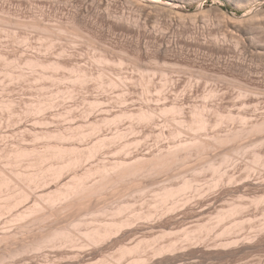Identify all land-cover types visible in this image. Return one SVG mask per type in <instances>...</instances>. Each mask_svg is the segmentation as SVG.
<instances>
[{"label":"bare ground","instance_id":"1","mask_svg":"<svg viewBox=\"0 0 264 264\" xmlns=\"http://www.w3.org/2000/svg\"><path fill=\"white\" fill-rule=\"evenodd\" d=\"M22 1V0H21ZM20 1V2H21ZM33 1H35V0H32V3H33ZM41 1L42 0H40V3H39V1H38V3L39 4H41ZM55 1V0H54ZM58 0H56V3H58V4H64V3H62V2H60V1H62V0H60L59 2H57ZM63 1H65V0H63ZM67 1L68 0H66V2H65V4L67 3ZM76 1V0H75ZM80 1V0H79ZM87 1V0H86ZM94 1H101V0H92V2H94ZM106 1V4L105 5H109V2H108V0H102L101 1V3H103L104 4V2ZM111 1V0H110ZM117 1V0H116ZM128 1V0H127ZM126 1V2H127ZM132 4H130V5H133L134 6V9H136V10H134L132 7L133 6H131V8L133 9V11L134 12H136V13H134V15H137V14H139V16L140 17H144L145 19H143V20H146V21H151L152 19H155V18H157V17H160V18H164V17H161V16H170V17H167V19L169 20L170 18H171V20H169L170 22H169V24L170 23H173V20L175 19V18H173L175 15L173 14V13H176V12H173L172 10H173V6H172V10L169 8V6L170 5H175L176 4V2H174L175 0H145V3H143V4H141V3H138V2H136L135 0H129ZM239 1V0H238ZM253 1V0H252ZM9 2H10V0H9ZM8 2V3H9ZM13 2V1H12ZM18 2H19V0H18ZM37 2V1H36ZM81 2V1H80ZM118 2V1H117ZM120 2V1H119ZM124 2H125V0H124ZM129 2V3H130ZM251 2V1H250ZM1 3V2H0ZM31 3V2H30ZM37 3V4H38ZM45 3V2H44ZM71 3V2H70ZM69 3V4H70ZM83 3H84V1H83ZM98 3V2H97ZM100 3V2H99ZM100 3V4H101ZM111 3V2H110ZM38 4V5H39ZM53 4V9L55 8V11H56V7H58V8H60L59 6H57L56 5V7H54L55 5H54V2L52 3ZM76 4V3H75ZM80 4V3H79ZM128 4V3H127ZM126 4V5H127ZM0 5H2V4H0ZM9 5V4H8ZM38 5H37V7H38ZM71 5H73V4H71ZM110 5H113V4H110ZM109 5V6H110ZM114 5H115V3H114ZM129 5V4H128ZM127 5V6H128ZM5 4H4V8H5ZM13 6V5H12ZM12 6H9V7H7L6 6V8H10V7H12ZM67 6H68V4H67ZM74 6V5H73ZM107 6L105 7V8H107ZM108 6V7H109ZM123 6H124V4H123ZM122 6V7H123ZM34 7V6H33ZM39 7H40V5H39ZM42 7V6H41ZM72 7V6H71ZM70 7V8H71ZM111 7L112 6H110V8H108L109 10L111 9ZM119 7V6H118ZM5 8V9H6ZM17 8V7H16ZM19 8V7H18ZM17 8V9H18ZM31 8H32V6H31ZM30 8V9H31ZM43 8H44V6H43ZM52 8V7H51ZM69 8V9H70ZM82 7H78V8H75L74 9V13H70V14H68V17H66L64 20H62V15L61 16H57V17H60L59 18V20H58V18L57 17H55V14H56V12H51V14L50 13H48V14H50L51 15V17H53V18H55V19H51V21L50 20H47V19H49V16H48V18L47 19H44L45 17H47V15L45 16V15H43V13H45V11L46 10H44V9H42V12H43V10H44V12L42 13H40V11H39V8L37 9L36 8V10L37 11H39V14H40V16H43V17H39V16H36V18L37 17H39V18H33L32 19V16H34V15H37V11L36 10H32V13H34L35 11V13H34V15L32 14V15H30L29 13H31V11H28L27 10V12H29L27 15L28 16H31V18H29V17H26L27 19L29 18L30 20H27V19H23V21L22 20H20V16H22L19 12H17L16 14L18 15V14H20V16L18 15V17L17 18H19V19H14L13 18V16L11 15V12H12V14H13V12H14V14H15V12H16V9H15V7H13L12 8V10L14 9L15 11H11L10 12V18H9V15H8V13H6V11H5V13H6V16L4 15V11L2 12V11H0V12H2V13H0V24L2 23V24H4V26H6V28L3 26V25H1V27L3 26V28L4 29H0L1 31L0 32H3L2 30H4L5 31V34L8 32V34H11V33H9L10 31L9 30H12V29H15L16 28V30H12L13 31V34H15L14 36H12V34L11 35H8V34H6V35H8V36H10V37H14V38H10V37H8L7 36V38H9V39H7L9 42H10V39H14L15 40V38L17 37V35H16V33H14L15 31L16 32H18V30L20 29V30H22V31H20L19 30V32H21V35L24 37V35H26V33H27V28H28V30H29V28H31L30 30L32 31V30H36V31H33V33H35V34H37V33H40V36L42 37V41H38V40H41V39H38V36H39V34H37V35H33L32 37H34L35 36V38L34 39H38L37 40V42L36 43H33V47H32V42L33 41H35V40H31L32 38H30V39H26L25 37H27V35H28V33H27V35L23 38L22 36L20 37L19 35V39L18 38H16L17 39V42H18V40H20V38H22V41L20 40L18 43V45H16L14 42L12 43V40H11V43L13 44L11 47L14 49V46H15V49L14 50H12V52H14L15 50H16V48H17V51L16 52H14L15 54H17V52L18 51H20V50H22V51H20L21 53H22V56L23 57H25V55H23V54H25L26 52H28L27 50H26V52L24 51L25 49H27V47L29 48L28 50H30L31 48H37L40 44L39 43H41V42H46V40H47V42L44 44L43 43V45L45 46V47H47V53H49L47 56L45 55H43L44 57H46L45 59L46 60H41V57H42V55H41V57H40V54L43 52V51H41V53H40V50H44V49H42L43 48V45H40L37 49H38V52H37V49H31L30 51H34V53H32L33 55V58H32V56H31V54H28V53H26L27 54V56L28 55H30L29 57H31V58H26V59H22V60H19V59H21V53H19L20 55L18 56V57H8V56H6V54H10L11 55V52H8V51H6V49H7V47H9V49L8 50H10V46H8V43L7 44H5L4 42H0L1 43V47L3 46L2 44L4 43V47L6 48L5 49V51L4 52H6V53H4V52H2V50H0V85L2 84V86H11L13 83L14 84H16V86L18 85V87H20L19 89L21 90V92H20V94H21V97H19L18 98V100H14L13 99V96H14V93L17 91V90H15L14 91V93H12V91H11V89L13 90V89H15V88H17V87H15L14 86V84L12 85V86H14V87H12L11 86V89L10 90H8V92L7 91H5V89H4V87H3V89H0V91L1 90H3L2 91V93L3 92H6L4 95H5V97H4V95L3 94H1V92H0V101L2 100L3 102H0V111L3 113L4 111L3 110H5V113H4V115L3 116H8V115H5L6 113H7V111H9L7 114H10V115H15L14 117L15 118H13V119H16V120H18V119H20V118H22V119H26L27 118V116H28V114H30L29 116L30 117H32V115H33V118L35 119L36 118V116L37 117H39L38 115H41L42 113L44 114V111H46V110H53V109H55V112H56V115H58L59 113H57V112H59V108L60 107H62L63 108V106H64V104H70L73 100H75V101H77V99L78 98H80V99H83V100H85L86 98V96L88 97V94H89V91H91V90H93L94 88H92L93 87V84H95L94 86H96L97 85V87H96V89L95 90H93V91H91V92H94V91H96L97 90V92H98V90H99V92H100V89L102 90L101 92L103 93V92H105V90H107L108 92L107 93H103V94H101V93H99L98 92V94H96V92H94L96 95L95 96H99V97H101L102 95H104V96H107L108 97V95L109 94H114V92H113V90L115 89H121V94H123V98H125V96L126 95H124V94H127L128 92H127V90H128V88L130 87L129 85H131L132 83H130L129 84V82H133L134 83V81L136 82V80L139 82V84H137V85H141L142 84V82H143V80L146 78V76H147V78H148V74L147 75H143L141 72L143 71L144 72V70L143 69H145V68H143V69H141V67H137V65H141V64H136V66H135V68L137 67L138 69H139V71L138 70H136L133 66L135 65V61L134 60H127V65H129V66H131L130 64H132L133 66L132 67H128L126 64L124 65V63L126 62L125 60H126V57H127V59H129L128 57H130V55L128 56V54L129 53H127L126 54V52H124V51H126L128 48L130 49L131 47L129 46V44L127 45V47H125V45L124 44H122V45H124V48L126 49V50H124V51H122V45H120L121 47L120 48H122L121 50H119L120 52L119 53H122V55H125V56H119L120 57V59H121V62H123V65L124 66H126L125 68H122V69H125L126 70V68H134L135 70H136V72L134 73L133 72V70H131L130 72H131V75H128L130 72H126L125 71V73H127V76H126V74H123V76L124 77H128V78H130L129 76H132V74L134 73V74H141L142 76H141V78L142 77H144V79L142 78L141 80H142V82H140L141 80H138L137 78H133L134 76H132V78H133V81H131V78L130 79H128V78H122L121 76H120V74L122 73V69L121 70H119L121 67H124L123 65H122V63L121 62H119L120 60L118 59V62L119 63H117V64H119L121 67L118 69L117 67H119V65H117L116 64V59L114 60V59H112V58H114L113 57V55L112 54H114V55H118L119 53L117 52L116 53V49H119V46H118V48H116V49H114L115 50V53H112L111 51H114V50H112V49H110L111 47H113V45H111V47H109V45L107 46V42L106 43H100L102 46H99L100 44L98 43V41L100 40V39H98V41H97V39H95V37L97 36V32H95L96 33V36L94 37V35H93V39H95L96 40V42H94V41H92L93 39L90 37V36H85L84 34H86V32H88V28H90V29H92V26H90L89 24H88V19H89V17L87 18V21L85 20V17H86V15H87V8L85 9V7L83 8V9H85V10H83V9H81ZM114 8H116V7H114ZM125 8V7H124ZM21 9H22V7H21ZM113 9V8H112ZM119 9H121V8H119ZM131 9V10H132ZM2 10V9H1ZM11 10V9H10ZM9 10V11H10ZM114 10V12H113V14L114 13H116L115 11H117L116 9H113ZM18 11H20L21 12V10H20V8L18 9ZM26 11V10H25ZM24 11V12H25ZM59 11V13H60V11H61V9H59L58 10ZM72 12L73 10H69V12ZM104 11H105V17H109V14L107 13L108 11H107V9H104ZM112 11V10H111ZM124 11V10H123ZM133 11H131V12H133ZM175 11V10H174ZM47 12H48V10H47ZM46 12V13H47ZM50 12V11H49ZM118 12H120L119 10H118ZM179 12V11H178ZM26 13V12H25ZM53 13H54V16H53ZM64 13V12H63ZM68 12H66V14H67ZM125 13H126V11H125ZM129 13V12H128ZM127 13V14H128ZM13 14V15H14ZM23 14V13H22ZM42 14V15H41ZM104 14V13H103ZM102 14V15H103ZM108 14V15H107ZM123 14V13H122ZM126 14V15H127ZM131 14H133V13H131ZM171 14H173V15H171ZM16 15V16H17ZM60 15V14H59ZM98 14H96V16H97ZM111 15V14H110ZM119 14H117V17H119L118 16ZM124 15V14H123ZM183 15V14H182ZM24 14H23V18H24ZM89 16V15H88ZM92 16V15H91ZM122 16V15H121ZM127 16H129V19H128V17ZM126 17H127V19H128V21L130 20V23L132 22V21H135V18H134V16H132L133 18H131L130 17V15H127ZM138 16V15H137ZM171 16H173V17H171ZM184 16V15H183ZM14 17H15V15H14ZM35 17V16H34ZM65 16H63V18H64ZM93 17H95V16H93ZM98 17H99V15H98ZM101 17V16H100ZM115 18H114V21H115V19H116V14H115V16H114ZM123 17V16H122ZM136 17V16H135ZM140 17H138V18H140ZM176 17H178V18H180V17H182L181 15L180 16H178V14H177V16ZM11 18H13V19H11ZM131 18V19H130ZM160 18H157L156 20H158V19H160ZM172 18H173V20H172ZM255 17H253V18H250L249 20H246V21H244V22H233V21H228L229 23H227V25H229L228 27H229V29H228V27H227V32H226V35L230 38L229 40L231 41V43H230V45L232 46L233 45V47L236 49H239V48H241L240 50H242L243 52H250V54H263L264 55V39H263V43H261L262 41H258L257 42V40L256 39H254V37H256V36H254L253 37V35H252V33H253V31H257V29L259 30L260 28L261 29H264V26L263 27H261V25H260V23H257L256 22V24H255V19H254ZM21 19H22V17H21ZM43 20V21H45L46 20V22H52V24L51 23H49L48 22V24L47 23H42L43 21H38V20ZM103 19V18H102ZM117 19H119L117 22L119 23V21L121 20V22H124L125 23V21L127 20H125L124 19V21L119 17V18H117ZM137 19V18H136ZM166 19V18H165ZM177 19V18H176ZM175 19V20H176ZM184 19V18H183ZM24 20H26V21H24ZM56 22H55V21ZM61 20V21H60ZM97 20V19H96ZM101 20V19H100ZM111 20V18H108V21H110ZM113 20V19H112ZM111 20V21H112ZM155 20V21H156ZM167 20V21H168ZM174 20V21H175ZM58 21V22H57ZM107 21V22H108ZM141 22L142 20H141V18H140V20H137V22ZM146 21H142L143 22V24L145 25V23H146ZM161 21H162V19H161ZM161 21H159V22H157L156 21V23H158L157 24V26H159V24H160V22ZM166 21V20H165ZM165 21H164V23H165ZM179 21H181V18L178 20L177 19V24L179 23L180 24V22ZM92 22V21H91ZM106 22V21H105ZM116 22V21H115ZM114 22V23H115ZM119 23L120 25L121 24H123V23ZM136 21H135V23H137ZM152 22H154V20L152 21ZM152 22H150V23H152ZM95 23H97V22H95ZM95 23H94V21H93V24L95 25ZM111 23V22H110ZM112 23H113V21H112ZM118 23H115L117 26L119 25ZM129 22H126V24H128ZM129 23V25H131V26H133V27H139V26H141V25H139V26H137V24L136 25H132V24H130ZM133 23V22H132ZM149 23V24H150ZM155 22L153 23V25H155L156 24ZM167 23V22H166ZM182 23H183V21H182ZM181 23V24H182ZM5 24H7V25H5ZM9 24H10V26H9ZM15 27H12V25ZM92 24V23H91ZM99 24V23H98ZM104 24V23H103ZM126 24H124V25H126ZM138 24H141V23H138ZM147 24V23H146ZM162 24V23H161ZM160 24V25H161ZM174 24L176 25V23L174 22ZM185 24V23H184ZM102 25V24H101ZM105 25V24H104ZM115 25V26H116ZM123 25V26H124ZM148 25V24H147ZM147 25L145 26V27H147ZM167 25V24H166ZM97 26H99L98 28H100V24L99 25H97ZM108 27H109V23H108V25H107ZM128 26V25H127ZM143 26V25H142ZM156 26V25H155ZM162 26V25H161ZM169 25H167V27H168ZM170 26H172V25H170ZM179 26V25H178ZM177 26V27H178ZM183 26L184 25H182L181 27L183 28ZM0 27V28H1ZM11 27H12V29H11ZM18 27V28H17ZM22 27V28H21ZM144 27V26H143ZM150 27L152 28L153 27V29H155L154 28V26H151L150 25ZM166 27V28H167ZM176 27V28H177ZM25 29V31H26V33L24 32V29ZM98 28H97V30H98ZM121 28V27H120ZM128 28H129V26H128ZM127 28V29H128ZM148 28V27H147ZM165 28V29H166ZM181 28V29H182ZM185 28V27H184ZM226 28V27H225ZM5 29H7V31L5 30ZM96 28H94V30H95ZM109 29V28H108ZM111 29V28H110ZM109 29V30H110ZM134 30H135V28H133ZM161 29H162V27H161ZM171 29V28H170ZM189 29V28H188ZM221 29H223V28H221ZM220 29V30H221ZM260 29V30H261ZM30 30L28 31L29 33H30ZM39 30V31H38ZM100 30H102L101 28H100ZM122 30V29H121ZM129 30V29H128ZM136 30H137V28H136ZM158 30V29H157ZM179 30H180V27H179ZM179 30H177V31H179ZM186 30V29H185ZM185 30H182V31H185ZM38 31V32H37ZM91 31V30H90ZM90 31H89V33H90ZM104 31H105V29H104ZM118 31H119V29H118ZM132 31V30H131ZM138 31V30H137ZM144 31V30H143ZM142 31V33L144 34L145 32H143ZM147 31V30H146ZM153 31V30H152ZM156 31V30H155ZM161 31V30H160ZM163 31V30H162ZM175 31V30H174ZM188 31V30H187ZM190 31V30H189ZM219 31V30H218ZM224 31H226V29L224 30ZM263 31V30H262ZM25 34H24V33ZM92 32L93 31H91V35H92ZM127 32H129V31H127ZM133 32V31H132ZM131 32V33H132ZM139 32V31H138ZM140 32H141V28H140ZM159 32V31H158ZM211 32V31H210ZM217 32V31H216ZM4 33V32H3ZM2 33V34H3ZM88 33V34H89ZM94 33V34H95ZM98 33L100 34V32H99V30H98ZM111 33V32H110ZM134 33V32H133ZM149 33V32H148ZM153 33V32H152ZM156 33H157V31H156ZM162 33V32H161ZM160 33V34H161ZM180 33V32H179ZM178 33V34H179ZM218 33V32H217ZM221 33H223V32H221ZM225 33V32H224ZM259 33V32H258ZM1 34V35H2ZM5 34H3V35H5ZM24 34V35H23ZM31 34H32V32H31ZM99 34H98V36H99ZM104 34V33H103ZM107 34H109L108 33V31H107V33L105 34V35H107ZM114 34V33H113ZM116 34H117V32H116ZM123 34V33H122ZM130 34V33H129ZM135 34V33H134ZM163 34V33H162ZM181 34H183V33H181ZM180 34V35H181ZM212 34V33H211ZM219 34H220V32H219ZM260 34V33H259ZM30 35V34H29ZM28 35V37H30ZM87 35V34H86ZM112 34H110V36H111ZM157 35V34H156ZM185 35V34H184ZM216 35V34H215ZM225 35V34H224ZM224 35H222L223 36V38L225 39H223V41L224 42H227V43H229L230 41H226L227 40V38H225L224 37ZM36 36H37V38H36ZM39 36V38H41ZM97 36V37H98ZM100 36H104V35H100ZM109 35H107V37H108ZM132 36V35H131ZM135 36V35H134ZM137 36H139V34L137 33ZM144 36V35H143ZM158 36V35H157ZM157 36H154L155 38L157 37ZM212 36V35H211ZM213 36H214V34H213ZM262 36V35H261ZM260 36V37H261ZM1 37V36H0ZM87 38V40H86V38ZM142 37V36H141ZM160 37V36H159ZM161 44L165 41L164 39H165V35L163 36V35H161ZM218 37V36H217ZM220 37V36H219ZM106 38V37H105ZM110 38V37H109ZM113 38V37H112ZM135 38H137V37H135ZM154 38V39H155ZM210 38V37H209ZM216 38V37H215ZM256 38H259V36L258 37H256ZM264 38V37H263ZM2 39H4V38H2ZM1 38H0V41H3ZM6 39V38H5ZM4 39V41H7V40H5ZM61 39H63V40H65L66 39V41L67 42H69L68 44H69V46H68V48L70 49L71 48V46L73 47V48H71L72 49V51H73V49L75 48L74 46L76 45V44H78L79 45V43L78 42H80V44L82 43L81 41H78V40H81V39H83L82 41H83V43L82 44H84V41L86 42V41H89V42H86L87 43V45L85 44V46H83L82 44V46H80L79 45V47H81V49H83L82 47H84V48H86V49H89L90 47H92L93 48V46H92V44L94 45H96V43H97V45L101 48H104V46L105 45H103V44H106V48H104V50L103 49H101L100 50V48L99 47H95V48H93L92 49V52H91V54L93 53V52H95L96 53V55H97V52H99V54H101L102 55V53L103 52H106V54H107V52L109 51V53L111 52V56L112 57H109L110 59H112V61H110V63L108 62V59L109 58H106V56L104 57L103 55L102 56H96L95 55V57H98V58H93L94 59V61H92V58H89L88 59V57L85 59V60H87V61H89L90 62V64L92 63V62H95V64L94 63H92V65L94 64L95 65V67H96V63H97V65H98V67H96V68H94V69H97V72L96 73H92L91 72V70L90 71H88V69H90V67H94V66H92V65H87V61H85V62H82L81 64H80V61L79 60H77V61H79V64L80 65H84L85 63V67L83 66V68H81V67H79L78 65V63H77V61H76V65L73 63V65H71L72 63H71V61L70 60H68V61H70V65L69 64H67L66 62H62V60H61V58H62V56H64L63 57V60L65 61V59L67 58V56H69V59H70V52H72V51H70V52H68L69 54H67V46L65 45V44H63V43H60L59 45H57V46H55V43H54V41L56 42H58V41H61ZM89 39H92L91 41L89 40ZM131 39V38H130ZM133 39H134V37H133ZM133 39H131V41L133 40ZM142 39V38H141ZM217 39V38H216ZM215 39V40H216ZM30 40V41H29ZM44 40V41H43ZM102 40L103 41H101V42H104V38H102ZM108 40V39H107ZM110 40V39H109ZM112 40V39H111ZM137 40H140L139 38L137 39ZM136 40V42H134V43H138L139 41H137ZM210 40V39H209ZM211 40H214V38L213 39H211ZM214 40V41H215ZM218 40V39H217ZM216 40V42H214V45L212 46V45H210V46H212L210 49H212V52L214 53H219L220 54V52L222 51H224L225 49L227 50V51H229V48L226 46V44L223 42V43H219L218 41H220V40H218L217 41ZM28 43V42H31L30 44H31V48H30V44H28V46L25 48V43L26 42ZM105 41H106V39H105ZM256 41V42H255ZM16 42V41H15ZM20 42H21V44H20ZM25 42V43H24ZM39 42V43H38ZM63 42V41H62ZM77 42V43H76ZM92 42V44L89 46V44ZM111 43H113V42H116V39H115V41L113 40V42L112 41H110ZM121 42H122V40H121ZM127 42V41H126ZM129 42V41H128ZM157 42V41H156ZM208 42V41H207ZM210 42V41H209ZM218 42V43H217ZM220 42H222V40L220 41ZM260 42V43H259ZM10 43V44H11ZM24 43V44H23ZM37 43H38V45H37ZM71 43V44H70ZM75 43V44H74ZM109 43V42H108ZM124 43V42H123ZM141 43V42H140ZM150 43V42H149ZM152 43V42H151ZM173 43V42H172ZM172 43L169 45V46H166V47H164V48H160V49H158L156 46V48L158 49V51L157 52H154V53H161V52H165V51H168L169 49H170V47L171 46H173L172 45ZM9 44V45H10ZM15 44V45H14ZM24 45V48L22 47L23 45ZM34 44H36L37 46L36 47H34L35 45ZM42 44V43H41ZM56 44H58V43H56ZM61 44L63 45L61 48H60V46H61ZM67 44V43H66ZM110 44V43H109ZM114 44V43H113ZM121 44V43H120ZM127 44V43H126ZM142 44V43H141ZM148 44V43H147ZM146 44V46H145V48L146 47H148V45ZM155 44V43H154ZM175 44V43H174ZM203 44V43H202ZM22 45V46H21ZM27 45V44H26ZM74 45V46H73ZM78 45H76V46H78ZM115 46H114V48L115 47H117V42H116V44H114ZM118 45H119V42H118ZM135 45V44H134ZM142 45H145L144 43L142 44ZM141 45V46H142ZM159 45V44H158ZM177 45V44H176ZM203 45H209V43L208 44H203ZM228 46H229V44H227ZM16 46H18V47H16ZM42 46V47H41ZM58 46H59V48H58ZM65 46H66V48H65ZM89 46V47H88ZM131 46H132V44H131ZM137 46H138V44H137ZM136 45H135V47H137ZM152 46H153V44H152ZM178 46V45H177ZM209 46V47H210ZM240 46V47H239ZM0 47V49H3L4 47H2L1 48ZM22 47V48H21ZM40 47H41V49H40ZM55 47H57L58 49H59V51L58 52H60V53H58V54H56L55 53V55L57 56V55H62L61 57H59V56H57V57H59L58 59L59 60H61V61H59L58 59L56 60V56L54 55V57H56L55 58V60H51L52 58H51V56H50V53H51V48L53 49V51L52 52H57V51H54L55 49ZM109 47V48H108ZM149 47H150V45H149ZM148 47V48H149ZM159 47V46H158ZM173 47H175V46H173ZM179 47V46H178ZM181 47V46H180ZM20 48V49H19ZM77 49H79L78 47H76ZM75 48V49H76ZM97 48H99L98 50H97ZM139 48V47H138ZM138 48H136V50L138 49ZM144 47H142V49H143ZM144 48V49H145ZM152 48V47H151ZM154 48V47H153ZM176 48V47H175ZM174 48V49H175ZM203 48V47H202ZM231 48V47H230ZM19 49V50H18ZM74 49V50H75ZM80 49V50H81ZM97 50V51H93V50ZM105 49L107 50V51H105ZM111 51H110V50ZM128 49V50H129ZM143 49V50H144ZM156 49V50H157ZM173 49V48H172ZM177 49V48H176ZM175 49V50H176ZM178 49H180V48H178ZM210 49H209V51H210ZM232 49V48H231ZM234 49V50H235ZM46 50H44L45 52H46ZM57 50V49H56ZM80 50L78 51V53H80ZM89 50H91V49H89ZM103 50V52L102 53H100L101 51ZM127 50V52H129L130 50H134V49H130L129 51ZM143 50H141V51H143ZM152 50V49H151ZM150 50V51H151ZM208 49H206V51H207ZM233 50V51H234ZM24 51V52H23ZM29 51V53H31ZM49 51V52H48ZM122 51V52H121ZM140 50H138V52H139ZM148 51H149V49H148ZM153 51H155V50H153ZM171 51H173V50H170V52ZM181 51H183V50H181ZM45 52H43L42 54H46ZM74 52V51H73ZM82 52H85L84 50H82ZM82 52H81V54H82ZM86 52H87V54L88 53H90L88 50H86ZM130 52H132V51H130ZM135 52V50L133 51V53ZM137 52V51H136ZM135 52V53H136ZM137 52V53H138ZM175 52V51H174ZM174 52H172V53H174ZM211 52V51H210ZM235 52H236V50H235ZM14 53H12L13 54V56H16V55H14ZM38 53V54H37ZM40 53V54H39ZM66 53V54H65ZM75 53H77L76 52V50H75ZM124 53V54H123ZM146 53L147 54H149V52H147L146 50H144V55H143V57L146 55ZM167 53V52H166ZM165 53V54H166ZM181 53V52H180ZM34 54H37V55H39L38 57H37V55H34ZM54 54V53H53ZM84 54V53H83ZM140 55H142L141 53H139ZM139 54H138V56H137V54H134L136 57L135 58H133L134 56H132V57H130V58H132V59H136V61H137V57H138V59L140 58V56H139ZM164 54V55H165ZM171 54V53H170ZM175 54H177V52L175 53ZM65 55H67L66 56V58H65ZM79 55V54H78ZM92 55H94V53L92 54ZM104 55H105V53H104ZM109 56H110V54H108ZM117 55H116V57H117ZM120 55V54H119ZM127 55V56H126ZM163 55V56H164ZM166 55H168V54H166ZM165 55V56H166ZM172 55V54H171ZM178 55H180V54H178ZM72 56V55H71ZM87 56H89L90 57V55H87ZM172 56H174V55H172ZM172 56H170V57H168V56H166V57H168L167 59H169V58H171ZM181 56V55H180ZM20 57V58H19ZM22 57V58H23ZM35 57V58H34ZM40 57V58H39ZM43 57V58H44ZM47 57H49V58H47ZM53 57V56H52ZM54 57H53V59H54ZM76 57V54H75V56H73V57H71L72 59L74 58V59H76L75 58ZM81 57H84L83 55H81ZM92 57V56H91ZM122 57V58H121ZM152 57H156V55L154 54V56H152ZM165 57V58H166ZM178 57V56H177ZM176 57V58H177ZM19 58V59H18ZM51 58V59H50ZM65 58V59H64ZM141 58H142V56H141ZM159 58V56L156 58V59H158ZM163 58V57H162ZM178 58H180V57H178ZM47 59H49V60H47ZM68 59V58H67ZM67 59H66V61H67ZM71 59V60H72ZM79 59V58H78ZM91 59V60H90ZM146 59V61H147V59L149 60L150 59V56H149V58H145ZM155 59V58H154ZM172 59H174V58H172ZM171 59V60H172ZM239 59V58H238ZM82 60V59H81ZM141 60V59H140ZM176 60H178V59H176ZM176 60L174 61V63L176 62ZM242 60V59H241ZM67 61V62H68ZM92 61V62H91ZM113 61H114V63L116 64H114L113 63ZM135 63H134V62ZM139 61V60H138ZM145 61V62H146ZM165 60H163V62H164ZM186 61V60H185ZM240 60H237V62H239ZM88 62V63H89ZM131 62V63H130ZM144 62V61H143ZM142 62V64L145 66V63H143ZM148 62V61H147ZM146 62V63H147ZM158 62V60L156 61V63H154V65L155 64H157V66H161V67H158V72L160 73V76H161V73L163 72V70L167 73L168 72V70L167 69H169V67H170V63H168V61L167 62H164V64H159V63H157ZM173 62V61H172ZM179 62L181 63V61L179 60ZM179 62H178V64L176 63V66H174L175 64L173 63H171L172 65H171V67L172 68H175V69H173V71L175 72V73H179V69H181L182 68V70L181 71H183L182 73H184L185 71H187V70H185L184 71V68H186V69H188V66H187V64L183 67L182 65H180L179 64ZM229 62V61H228ZM231 62V64L233 63L232 61H230ZM241 62V61H240ZM84 63V64H83ZM108 63V64H107ZM115 65V68L114 69H116L117 68V70L120 72L121 71V73L119 74V72L117 71V72H115V70H113V72H114V75H115V73L118 75H116L115 77H113L112 76V73L113 72H111V71H109L108 72V70L105 68H103V67H105V65L103 66L102 64H106V67L109 69V70H111V67L113 68V64ZM134 63V64H133ZM168 64L169 65V67L167 68L166 66V64ZM182 63H184V58H183V62ZM181 63V64H182ZM234 63H236V62H234ZM242 63H244L243 62V60H242ZM99 64H100V66H99ZM111 64V65H110ZM237 64V63H236ZM239 64V63H238ZM75 65V66H74ZM87 65V66H86ZM107 65H110V67L109 66H107ZM113 65V66H112ZM150 65V70H153V69H155V68H157L156 67V65H155V68H154V65L153 66H151V64H148V66ZM162 65L164 66V67H162ZM178 65V66H177ZM201 65H204V63H202ZM200 65V66H201ZM226 65V64H225ZM224 64H223V66H225ZM143 66V67H144ZM148 66H145V67H148ZM180 66V68H178ZM182 66V67H181ZM222 66V67H223ZM231 66V65H230ZM236 66V65H235ZM242 66H244V65H242ZM21 67H25V69H27V70H29V71H27V70H23V69H21ZM86 67H89V68H86ZM101 67V69H99ZM170 67V69H169V72H170V75L172 74V75H174L175 73L174 72H171L172 71V68ZM226 67V66H225ZM229 67V65L227 66V68ZM232 67V66H231ZM230 67V68H231ZM234 67V66H233ZM238 68L236 69V68H234V70L236 69V70H239V67L241 68V66H237ZM84 68H86V69H84ZM103 68V69H102ZM153 68V69H152ZM159 68H160V70H162V71H159ZM162 68V69H161ZM176 68H178V69H176ZM201 68V67H200ZM207 68V67H206ZM224 68V67H223ZM227 68L226 69H224V70H227ZM242 68H245V67H242ZM92 69V71H93V68H91ZM147 69V68H146ZM145 69V70H146ZM166 69V70H165ZM204 69V68H203ZM203 69H202V71H203ZM208 69H210V68H208ZM222 69V68H221ZM229 69V68H228ZM233 69V68H232ZM15 70H18V71H15ZM150 70L149 69H147L146 71L147 72H149L150 73ZM176 70V71H175ZM177 70H178V72H177ZM201 70V69H200ZM211 70V69H210ZM223 70V69H222ZM223 70V71H224ZM230 70V69H229ZM233 71V75H234V72H236V73H238L237 71ZM30 71H31V73H33L32 75H31V73H30ZM63 72V71H66L65 72V74L66 75H62V74H60L61 72ZM93 71V72H94ZM124 71V70H123ZM141 71V72H140ZM144 72V74L145 73H147V72ZM201 71V72H202ZM207 71V70H206ZM206 71H204V72H206ZM209 71V70H208ZM218 72L216 73L215 72V75H219L220 73V71H219V69L217 70ZM240 71H246V70H240ZM248 71H249V69H248ZM25 72H26V74H27V72H29L28 74H29V76L31 75L32 77H33V79L32 78H30V79H32L31 81H34V82H30L29 83V81H30V79H29V77L28 76H26V74H25ZM58 72H60V73H58ZM111 72V73H110ZM138 72V73H137ZM155 72H157V70L155 69ZM164 72V73H165ZM227 72V71H226ZM225 72V73H226ZM110 73V74H109ZM124 73V72H123ZM152 73V74H151ZM150 74L152 75V77H154V76H156V75H159V74H156V73H154V70L151 72ZM162 73V77L164 78V77H166L167 76V74L165 73ZM174 73V74H173ZM209 73V72H208ZM213 73V72H212ZM212 73H210V74H212ZM222 73V72H221ZM224 73V74H225ZM228 73H229V71H228ZM227 73V74H228ZM235 73V74H236ZM35 74V75H34ZM133 74V75H134ZM181 74V73H180ZM227 74H225V78H223L224 80H226V75ZM229 74H232V72H230ZM228 74V75H229ZM242 73H240V76H241V78H242V75H241ZM122 75V74H121ZM150 75V76H151ZM165 75V76H164ZM169 75V74H168ZM171 75V76H172ZM178 75V74H177ZM176 75V76H177ZM212 75H214V74H212ZM214 75V76H215ZM227 75V76H228ZM238 75V74H237ZM237 75H235V76H237ZM250 75V74H249ZM120 76V77H119ZM221 76V75H220ZM222 76H224V75H222ZM221 76V77H222ZM230 77H232L231 75H229ZM228 76V77H229ZM239 76V75H238ZM244 76H248V75H246V74H244L243 75V77ZM251 76V75H250ZM136 77H138V76H136ZM140 77V76H139ZM152 77H149L148 78V80L149 81H144L143 82V85H141V86H146V87H143V91H141L140 93H144V91L147 93L146 95L147 96H150V94H149V87H151V86H153V85H149L148 86V84H149V82H152V80L154 79H150V78H152ZM175 77V76H174ZM174 77H173V80L170 78V80H171V82L172 83H175L174 81ZM1 78H3V79H1ZM25 78H28L29 79V81H24L25 80ZM162 78V79H163ZM218 78V77H217ZM233 79H235L234 77H232ZM231 78V79H232ZM245 78V77H244ZM250 77L248 76V78L246 77V79H244V80H246V82L248 81L247 79H249ZM5 79V80H4ZM23 79V80H22ZM128 79V80H127ZM165 79H168L167 77L165 78ZM164 79V80H165ZM214 79H216V78H213V80ZM232 79V82H235V84L236 83H239L238 81H239V78H236V81H234ZM237 79H238V81H237ZM250 79H252V78H250ZM249 79V80H250ZM3 80V81H2ZM21 80V82H19ZM127 80V83H128V88H127V84H125L126 81ZM130 80V81H129ZM146 80V79H145ZM228 80H230V79H228ZM228 80H227V82H228ZM243 80V79H242ZM4 81H6V84H8V85H6L5 84V82ZM7 81H9V83H7ZM13 81H18V82H13ZM22 81L24 82V85H25V82H27L28 84H31V86L30 87H32L33 88V90H34V87H37L38 89H35V90H37V92L36 91H33L32 90V88H30V87H28V96H29V91H30V89H31V91H32V93L33 92H35L34 94H36V93H38L39 92V89H43L44 88V90H45V92H46V90H48L49 89V84H48V82H50L51 84L53 83V87H52V90L54 89V88H56V89H54L53 90V94H55V95H51L50 94V91L48 92L50 95H49V97H46L47 95H48V93L46 92V94L47 95H45L44 93H42L43 91H42V89L40 90L41 92H39V93H42L41 95H45V97H43V96H40L39 98H38V96L40 95L39 93V95L38 94H36V95H38V96H33V95H31V96H33V97H29V98H27L25 95H26V93H27V91L24 89V88H26V85H27V83H26V85H25V87L23 88L22 87V85L21 86H19V84L21 83V84H23L22 83ZM41 81H47V88L45 87V86H43L44 84V82L42 83ZM94 81L96 82V83H94ZM169 81V79L168 80H166V81H163L162 83L163 84H161L160 85V90L158 89V87H155V89L157 88L158 90L157 91H155V94L157 93V94H159V96H161L160 94H167V93H165V89H166V85L167 86H169L168 84H167V82ZM176 81H177V79H176ZM190 81V80H189ZM223 81V80H222ZM231 81V80H230ZM253 81V79L250 81V83H249V81H248V83L251 85V82ZM4 82V83H3ZM10 82H13V83H10ZM38 82V83H37ZM65 82L67 83V84H69L70 86L72 85L73 87L72 88H70V86L69 85H67L68 86V88H66V89H63V88H65L66 87V85H62V86H65V87H63L62 89L60 88V87H62V86H60V85H58L59 83L60 84H65ZM69 82V83H68ZM88 82H90V84L92 85H90L91 86V90H87V92H88V94H87V92H86V90L85 89H87L86 87V83H88ZM92 82H93V84H92ZM138 82H136V83H138ZM226 81H224V83H225ZM246 82H243V83H246ZM259 82V81H258ZM18 83V84H17ZM34 83H37L38 85H35ZM55 83V84H54ZM56 83H57V85H56ZM136 83H134L135 84V86H132V87H130V89L131 88H133L134 87V89L136 88ZM153 83V82H152ZM168 83H170V82H168ZM171 83V84H172ZM191 83V82H190ZM189 83V84H190ZM196 83V82H195ZM230 83V82H229ZM242 83V86L244 85ZM4 84V85H3ZM11 84V85H10ZM32 84L34 85V86H32ZM41 84H43V85H41V88H39L40 87V85ZM86 84V85H85ZM89 84V83H88ZM176 84V83H175ZM220 84V83H219ZM222 84H223V82H222ZM225 84H227V83H225ZM225 84L224 85H222V86H225ZM241 84V83H240ZM253 84V87H252V89L253 88H255V89H253V90H251V93H249V94H252L253 92H255V91H258V89H260V87L261 86H259L258 85V83L256 82V83H252ZM254 84H257L258 86V88H256V87H254ZM261 84V83H260ZM46 85V84H45ZM54 85H56V86H54ZM174 85V84H173ZM172 85V86H173ZM177 85V84H176ZM188 85V84H187ZM217 85V84H216ZM230 85V84H229ZM229 85H228V87H229ZM231 85H232V83H231ZM238 85V84H237ZM248 84H245V86H243V89H242V91L244 90V88L247 86ZM250 85H248L247 86V88L249 89V86ZM263 85V84H262ZM9 86L7 87V89L9 88ZM51 86L52 85H50V88H51ZM84 86H86V87H84ZM89 86V85H88ZM89 86V87H90ZM138 86V87H139ZM140 86V87H141ZM148 86V87H147ZM171 86V85H170ZM192 86H193V83H192ZM191 86V87H192ZM219 86H221V84L219 85ZM227 86V85H226ZM235 86V85H234ZM1 87V86H0ZM75 87H76V89H77V87L78 88H80V90L79 89H75ZM85 89H84V88ZM174 87V86H173ZM190 87V86H189ZM216 87V86H215ZM231 87V86H230ZM233 87V86H232ZM237 87V86H236ZM239 87V86H238ZM2 88V87H1ZM23 88V89H22ZM81 88H82V90H83V92L81 91ZM100 88V89H99ZM126 88H127V90H126ZM148 88V89H147ZM197 88V87H196ZM239 88V89H240ZM245 89V90H247V91H250V90H248V89ZM262 88V87H261ZM18 89V88H17ZM27 89V88H26ZM137 89V88H136ZM135 89V93H136V90ZM142 90L141 88H138V90ZM176 89V88H175ZM175 89H172V90H175ZM213 89H215V88H213ZM219 89V88H218ZM217 89V91H221V90H218ZM239 89H237V90H239ZM241 89H240V91H241ZM26 91V93L24 94V97H23V92L24 91ZM51 90V91H52ZM79 90V91H78ZM104 90V91H103ZM110 90V91H109ZM114 90V91H115ZM118 90V92L119 93H117L118 95H116V96H110V97H108V98H112V100L114 99V97H119L120 96V91ZM139 90V91H140ZM151 90V89H150ZM168 90H169V87H168ZM168 90L166 91V92H168ZM211 90V89H210ZM261 91H262V89H260ZM264 90V89H263ZM76 91V96H75V92ZM81 91V92H80ZM125 91V92H124ZM130 91V90H129ZM152 91V90H151ZM240 91H237V92H239L238 93V95L240 94V96L239 97H237L238 99H240V97H242L243 95L245 96V94L247 93L248 94V92H240ZM260 91V92H261ZM91 92H90V94H89V99H90V96H92V94H91ZM111 92V93H110ZM117 92V91H116ZM115 92V93H116ZM131 92H133V91H131ZM153 92V91H152ZM206 92V91H205ZM219 92H217L218 94H219ZM222 92H223V90H222ZM221 92V93H222ZM227 92V91H226ZM259 92V91H258ZM8 93V94H7ZM11 93V97L12 98H8L7 97V95H9ZM16 93H19V90L16 92ZM15 93V94H16ZM74 93V94H73ZM82 93H83V95H82ZM135 93L133 92V95H130V96H136L135 95ZM138 93V92H137ZM142 93V95H144ZM151 93V92H150ZM203 93V92H202ZM210 94H208V95H206V98H210V99H212V98H214L215 96H218V94H215V92L214 91H210L209 92ZM225 93V92H224ZM242 93V94H241ZM244 93V94H243ZM7 94V95H6ZM20 94H16V96L18 97V95H20ZM78 94L79 95H81V96H78ZM87 94V95H86ZM106 94H108V95H106ZM130 93H128L127 94V96L129 95ZM132 94V93H131ZM170 94H172V93H169V95ZM248 94V95H249ZM256 94V93H255ZM255 94L253 93V95H251V97L252 96H255ZM259 94V93H258ZM3 95V96H2ZM74 95V96H73ZM86 95V96H85ZM203 96L205 95V94H202ZM223 97H226V96H224L223 94H221ZM248 95H246L247 97H248ZM264 95V94H263ZM263 95H262V97H263ZM10 96V95H9ZM71 96H73V100H71V99H67L68 100V102H66L65 103V99L64 98H70ZM78 96V97H77ZM94 96V97H95ZM104 96H102V97H104ZM122 96V95H121ZM119 97V98H121L120 99V101H119V98H115L114 100H116V103H115V101L113 100V102H114V104H115V110L114 109H112L110 112H116V114L114 115V113H113V115H111L110 114V112H108V110H105V109H108L107 108V106L108 105H110L109 106V108L111 109V108H113V107H111V104H109L110 102H111V100L110 101H108L107 100V98H106V100H104V98H103V100L104 101H106V102H104L103 103V105L105 106L106 104L105 103H107V101H108V104H107V106H105L106 108L105 109H103V108H101V107H104L103 105H102V100H101V102L100 101H98L97 102V100L99 99L98 97H96V102H93V101H95V100H93L94 99V97H91L92 98V101L89 103L88 101H86V100H89L88 98L85 100L86 102H85V104H86V107H84L85 105H84V101H81V102H79L80 103V105L82 106V104H83V107L80 109L79 107H81V106H79L77 103H78V101H80V100H78L77 102H76V104L75 105H77L78 107L77 108H79L80 110H82L83 109V112H84V109L86 108H88L87 110L89 111H91V114H98V113H96V111L94 112L93 110H94V108L96 107V108H98V106L100 105V107L99 108H101V110L102 111H106L107 112V114L109 113L110 114V116H109V114L107 115V114H105V112L103 113V115L105 114L106 116H108V117H102V113H99L100 115H101V117L103 118V119H101L100 120V122H97V120L99 121V119L98 118H96L95 117V115L93 116L94 117V119L96 120V122H95V120H93L92 122L90 121V122H88L87 120L88 119H83L82 117H84L85 115H87V113H88V111L86 110L85 112H84V114L82 113L81 115H79L80 114V111H78L79 109H77V111L76 112H74L75 114L76 113H79L78 115H76V116H78V117H80V116H82V115H84V116H82V117H80V119L78 118V117H76L77 119H79L80 120V122H82V123H84V121L86 122L87 121V123H85V125H80V122H77V119L76 118H74L75 116H74V114H73V111H74V108H71L70 106L71 105H69V106H67V105H65V106H67V108L69 107V108H71L70 110H69V108H68V110L67 109H65V107H64V111L62 110V108H61V110H62V113L64 114V113H66L65 111H70V112H68V113H66V115H64L65 117H62L63 115H62V113H61V111H60V115H62L61 117L62 118H66L67 119V116L70 118V116H71V118L70 119H73L74 118V120H76V121H74L75 123H76V127H75V123L74 122H71V121H73V120H64V124H66V123H68L67 121H70L71 122V125L73 124L74 125V127H73V125H72V127L73 128H70V125H69V123L67 124V127L65 126H63V128H61V124H62V122H61V124H60V126L59 125H57L56 126V124H58V123H56V124H54V122L53 121H50L51 122V126L53 127V125H55L54 127L56 128H54L53 127V129L51 128V126H50V122H49V124H48V120H46V119H51V120H54V121H60V119H61V117H59V115L58 116H54V113L52 114L53 116H50V114L52 113H50L49 112V115H47L48 114V111H46V117L44 116V115H41L40 117V119L39 118H36V119H39V120H37V121H41V122H39V125L40 126H38V122L35 120L34 121V119L31 121V119L28 117L27 119H28V121L29 122H31L32 124H33V122H37V127H41V124H42V126H43V124L45 123V122H47L45 125H46V128H49L50 130H44L45 128L44 127H42L41 129L42 130H44V131H42L41 132V129L39 130L40 131V133H39V131L38 130H36V128H35V130L36 131H38V133H32L31 132V130L29 131V132H27V130H29V129H31L30 127H29V129H27L26 130V128L24 129V126L25 127H27V126H30V125H27L26 126V124L24 125V126H22V123H24L23 121L21 122L20 120H18L19 122H17L16 120V123H18V124H16L15 123V121H13V119H12V117L10 116V118L7 120L6 118V120H1V123H3V121L5 122V121H7L8 122V124L9 125H7L6 124V122H5V126L7 125V127H5V128H7L8 129V127L9 126H11L13 123L15 124V125H13L12 127H14V126H17L16 127V129L19 127V124H21V127L26 131H22V129L21 130H19V128L17 129L19 132L20 131H22V133H19V134H21L22 136H23V134H24V132L26 133V134H28L29 135V137H30V135H31V137H32V139L34 140H30L32 143H33V145H37L38 143V140H39V145H41V142H42V145L40 146V147H38V146H32V144H30L32 147H24V146H28L27 144H28V139H27V141H25L27 144H25V142L24 143H22L23 144V146L22 145H20V143L21 142H23L24 141V139L26 138L25 136H23V137H25L23 140H21V138H22V136L21 135H19V136H21V138L19 137V139H18V137H17V135L16 134H18V133H16V131H15V134H14V131H13V134L14 135H16L15 137H17V139H18V141L20 140L21 142H19V144H15V145H13V143H14V141H15V137H13V142L11 141L12 139H7V137L9 136V135H7V133L8 132H6V134H5V132H4V130H3V132H4V134H5V136H7L6 138H5V136L3 137V133L2 132H0V133H2L3 135L2 136H0L1 138L0 139H2V137H3V139H5V140H7L6 142L8 143V144H10L9 142H11V144L12 145H9V146H12V148L11 149H8L7 147H8V144L6 143L5 145H7L6 146V148L8 149V150H6V151H4V148H5V145H1V143H3L4 141H3V139H2V141L0 142V145L2 146V148H1V150L3 149V151L4 152H1V150H0V156H1V158H2V161L1 162H3V163H1L0 164V219H2V220H4L2 217L3 216H6V218H5V220H4V223H2L1 224V227H0V264H8V261L9 260H13V259H16V257L17 258H20V256L22 257L23 255H27L28 256V254H39L41 251L43 252H45V249L47 250L48 248H50V249H52V251H53V249H54V252H56L55 250L57 249L58 250V248L60 249L61 247H62V249H60L59 251H62L64 248H66L67 250H70V249H73L74 247L76 248H78V247H81V249L82 248H84V249H86L85 251L88 253L89 251H90V253H88L89 254V259H90V254H91V250L92 249H90V248H93V249H95L94 251H93V253L95 254V253H97V249H98V252H99V247L96 249L95 247H97V246H100V245H102V244H104L105 242H107V240H108V242H109V244H111L110 242L112 241V240H110V238L111 237H113L114 235H117L116 237L114 236L113 237V240H114V238H116V239H124L125 238V242L128 240V239H131V238H129L130 237V233L131 232H137L138 231V229L139 228H142L141 230H140V232L143 230V225L145 224V223H147L148 224V222H149V220L150 221H152V223H150L149 224V226H150V228H148L147 230H146V228H145V230L148 232V233H146V231H144L146 234H148L149 235V233H150V231H149V229H153V228H155L154 227V224L153 223H155V224H157L159 221H157V220H159V218L158 219H156L155 218V215H157V213L156 212H154V210L155 211H157L158 213L160 212V211H164V213H159L157 216L158 217H162L163 216V214H167V212L168 213H170V211L172 212L173 210H175V209H177L175 212L173 211V213L175 214L174 216L176 217V214L178 215V208L180 207L181 208V210H182V208L183 209H185L184 208V204L182 205H180V203L181 202H183L184 200L186 201H184L185 203H187L188 204V206H189V204L190 203H192L193 201L194 202H196V201H198L199 202V200H198V198L200 199V197L202 196V200H205L204 198L205 197H208L209 196V198L211 197V195H213L212 196V198L214 197H216V195L217 194H215V196H214V194L213 193H216V191H214L215 189L217 190V192L219 191V192H221L220 190H221V187H223V186H225V185H227L228 184V180L230 179H232L233 178V180H231V182H232V184L230 183V181H229V185H230V187L232 186H234V188L236 189V187H238V186H244L245 184H243L242 185V182H243V180H245V179H242V178H244V176H242V175H244V172H246L245 173V176H247L248 175V171H254V170H256V168H257V164L259 163V165H258V169H257V171L259 172L260 170H259V166H261V165H263L264 163L262 162V160L264 161V159H261L259 156H261V155H263L264 156V154H262L261 153V151H258V146L261 148V146H262V148L264 149V144H263V142L264 141H262L261 143L259 142V140H262L263 138H259L258 136H260L261 134H263L264 133V118H261V117H264V116H262V115H259V116H261V117H259L260 118V120H259V118H258V116H256L254 113H256V112H253V114L258 118V120H256L257 118H251L252 120L250 121V120H248V118H247V116L246 115H250V114H245L244 112L246 111V109H248L246 106H243V107H246L245 108V111L243 110V113L245 114V116L243 117V116H241V115H239L240 113H241V111H242V109L240 110V112L239 113H237L238 115V118H237V116H235L236 115V113H233L234 114V116L232 115V113L230 114L229 113V111H230V109L229 108H227V107H224V108H226L227 110H225V113L227 112L228 114H227V116H225L226 114H222V112L221 113H218V112H220V109H221V111L223 110L222 108V106H221V108H219V110H217L216 111V108H214V110H213V108L212 107H214L213 106V104H214V101H216L215 99H217V98H215L214 99V101H211L212 102V104L210 103V104H208L207 103V105H210V106H212L211 108H212V110H210V106H207L205 103H203L204 105H202L201 107L200 106H198L197 104V106L195 107L194 105H191V104H193L192 102H194L193 101V99H192V102L189 104V103H187L188 104V107H185L184 106V108L185 109H188L189 107L191 108V106H192V109H190V111H189V109H188V111H186L185 109H183V107L181 106L182 104H180V102L178 101V97H177V99H174L175 98V96H174V98H171V99H174V101H178L179 103H174L173 102V104H171V103H168V102H170V101H168V99H170V98H167L166 96H168V95H166V96H164V97H166L167 99H165L164 97V99H162V97H160L162 100H164L163 102L165 103V101L167 100L168 102V104L170 105V106H168V104H166V105H163L164 103L162 102V100H161V102L160 103H157L158 105H160V107L159 106H156V104H155V102H154V100H151V99H149V100H151V101H153L152 103L155 105V107L153 108V106H149L148 104H150V102H148V104L146 105L145 103H144V101L142 100V97H144V96H142L141 97V95H139V94H137V96L138 97H136V99H138V98H140L142 101H143V103L146 105L145 107L143 106L144 104L143 103H140V102H142L141 100H139L138 102L143 106V107H140L139 106V108H131V110H133V111H130V108H128L130 105H129V103H127L128 101H130V97L128 98L127 96V98H128V101L127 102H124V105H123V102L122 103H120L121 102V100L122 101H125V100H123V98L122 97ZM163 96V95H162ZM222 96H220L221 98H223ZM228 96H230V95H228L227 94V97ZM244 96L241 98V99H245L246 98V96H245V98H244ZM257 96V95H256ZM260 96H261V94H260ZM5 98V99H9L10 101H13V102H19V99H21V98H23V99H21L22 100V102H23V104L21 103V105H25V99L24 98H27L26 99V102H28V99H29V102H30V100H31V98H32V102H30V103H27L28 105H27V107H22V108H24L25 109V111L22 109V111L20 110V106H19V104H20V102L18 103L17 102V104H16V102L14 103V105H13V102H8L9 100H5V99H3V98ZM7 97V98H6ZM15 97V96H14ZM34 97H37V98H35V99H33ZM59 97H60V99H61V103H58L59 101ZM84 97V98H83ZM101 97V98H102ZM151 97V96H150ZM153 97V96H152ZM156 97H157V95H156ZM155 97V98H156ZM172 97V96H171ZM197 97V96H196ZM201 97V96H200ZM219 97V98H220ZM235 97V96H234ZM234 97H232L231 96V98L233 99ZM262 97H260V98H262ZM100 98V99H101ZM127 98H125L126 100H127ZM132 98V97H131ZM147 98V97H146ZM149 98V97H148ZM147 98V99H148ZM159 98V97H158ZM158 98H156L155 100H158L159 101V99ZM202 98V97H201ZM205 98V97H204ZM201 99L202 101L203 100H206V99ZM249 98H250V95H249ZM249 98H246L245 100H248ZM253 98V100H254V97H252ZM257 98H259V96H257L256 97V99ZM264 98V97H263ZM16 99V98H15ZM58 99V100H57ZM64 99V100H63ZM132 99H135L134 97L132 98ZM135 99V100H136ZM154 99V98H153ZM188 99H190V98H188ZM230 99V98H229ZM229 99H227L228 101H229ZM235 99V101H243V100H236V97L234 98ZM251 99V98H250ZM249 99V100H250ZM4 100H5V102H4ZM63 100V101H62ZM66 100V101H67ZM117 100H118V102H117ZM146 100V99H145ZM180 101H181V98L179 99ZM208 100V99H207ZM220 100V99H219ZM224 100V99H223ZM226 100V99H225ZM226 100V101H227ZM248 100V101H249ZM252 100V99H251ZM252 100V101H253ZM7 101V102H6ZM58 101V102H57ZM69 101H71L70 103H69ZM133 101V105H131V106H134L135 104H134V100H131V102ZM148 101V100H147ZM171 101H173V100H171ZM183 101V100H182ZM185 101H186V99H185ZM190 101H191V99H190ZM209 101V100H208ZM207 101V102H208ZM220 101H222V100H220ZM225 101V102H226ZM234 101V100H233ZM251 101V102H252ZM256 101V100H255ZM262 101V100H261ZM260 101V102H261ZM57 102V103H56ZM64 104H63V103ZM99 102L101 103V104H99ZM113 102H111V103H113ZM188 102V101H187ZM198 102V101H197ZM206 102V101H205ZM217 102V101H216ZM215 102V103H216ZM244 102V101H243ZM242 102V103H243ZM247 102V101H246ZM264 102V101H263ZM55 103L57 104L56 106H57V109L56 108H54V107H56L55 106ZM72 103H74V102H72ZM82 103V104H81ZM89 104V107H90V109H89V107H88V104ZM119 103V104H118ZM135 103H137V102H135ZM147 103V102H146ZM163 103V104H162ZM183 103V102H182ZM195 103V102H194ZM202 103V102H201ZM221 103V102H220ZM219 103V104H220ZM223 103V102H222ZM229 103V102H228ZM232 103H234V102H232ZM249 103V102H248ZM247 103V104H248ZM255 103H258V99H257V101L255 102ZM255 103H254V106H253V111H256L257 109L255 108ZM59 104V105H58ZM113 104V105H114ZM122 106H128L127 107V109H129V110H127V109H125L124 107H122ZM125 104H127V105H125ZM163 106H162V105ZM186 104V103H185ZM199 104V103H198ZM218 104V105H219ZM225 104V103H224ZM237 104V103H236ZM239 104H241L240 102H239ZM246 104V103H245ZM246 104V105H247ZM262 104V103H261ZM12 105H13V107H15V109L17 108L15 105H17L18 107H20L19 109H17L18 111L20 110V112H21V114H22V112H23V114H24V112L26 113V114H24V115H27V116H24L25 118H23V117H21V114H17V118H18V116H20L18 119L16 118V111L17 110H14V109H12ZM62 105V106H61ZM73 105V104H72ZM75 105H73L74 107H75ZM102 105V106H101ZM116 105H117V107H116ZM184 105V104H183ZM191 105V106H190ZM217 104L215 105L216 107H220V105L218 106ZM230 105H231V102H230ZM229 105V106H230ZM233 105V104H232ZM242 105V104H241ZM244 105V104H243ZM248 105H250V104H248ZM251 105H253V103H251ZM257 105V104H256ZM260 105V104H259ZM258 105V106H259ZM264 105V104H263ZM60 106V107H59ZM121 108H124L123 110L121 109V111H120V109H118L120 112L118 113L117 111V109L116 108H119V107ZM136 106V105H135ZM225 106V105H224ZM234 106V105H233ZM237 106V105H236ZM59 107V108H58ZM241 107V106H240ZM239 107V108H240ZM257 107V106H256ZM262 108H263V106H261ZM261 107H260V110H261ZM95 108V109H96ZM98 108V109H99ZM235 108V107H234ZM238 108V107H237ZM242 108V107H241ZM251 108V107H250ZM3 109V110H2ZM59 109V110H58ZM73 109V110H72ZM75 109V110H76ZM98 109H96L97 110V112H99V110ZM134 109H135V111H134ZM218 109V108H217ZM57 110V111H56ZM101 110H100V112H101ZM183 110H185V113H187L188 115H187V118H186V114H184V112H183ZM223 110V111H224ZM232 110V109H231ZM234 110V109H233ZM236 110H238L239 111V109H236ZM264 110V109H263ZM14 111H15V113H14ZM72 111V112H71ZM89 111V112H90ZM235 111V110H234ZM237 111V112H238ZM250 111V110H249ZM1 112H0V116H2L1 115ZM93 112V113H92ZM208 112H211L210 113V115L212 116V113L213 112H215V115L217 114V116H218V114H220V116L222 115V119H220V116L218 117L220 120H217L218 118H217V116H213V118L212 119H214V117H216L215 119H214V124L215 125H213V123H212V121H210L208 118L209 117H207V113ZM217 112V113H216ZM231 112V111H230ZM251 112H252V110H251ZM251 112H249V113H251ZM262 112V111H261ZM260 112V113H261ZM72 113L73 114V116L74 117H72V115H70V114ZM86 113V114H85ZM246 113H248V110L246 111ZM259 113V112H258ZM263 113H264V111H263ZM37 114V115H36ZM67 114H69V115H67ZM89 114L90 113H88V116H89ZM252 114V113H251ZM257 114V113H256ZM36 115V116H35ZM162 115H165V117L163 116V118H162ZM169 115V116H168ZM170 115H171V118H169L170 117ZM183 115V116H182ZM243 115V114H242ZM35 116V117H34ZM47 116H50V117H52V118H47ZM185 116V117H184ZM208 116H209V113H208ZM210 116V117H211ZM225 116V117H224ZM253 116V115H252ZM251 116V117H252ZM255 116H253V117H255ZM91 117V116H90ZM166 117H168L169 119H167L168 121H169V123L173 126L172 127V130H170L169 131V129H171V128H169L168 129V127L166 128V130H164L165 129V125L164 124H161L160 122H158V127L159 128H157V129H160L161 128V125H163L162 126V130H164V131H166L167 133H169V136H171V137H168V135L167 136H165L166 134L163 132V134H162V131L160 132V134H158L159 133V131L158 132H156L159 136L161 135V137L163 138L162 140H164V138H172L171 139V141H168V142H170V143H173V144H175V145H173L172 144V146L173 147H171V145L170 146H167V148H166V146H165V144L162 146V148H161V144H163L164 143V141L166 142V144L168 143L167 142V138H166V140H164L159 146L158 145H156V149H158L157 148V146L159 147V149H158V151H156V150H154V151H156V152H154V151H151V150H153L154 148H152V149H150L149 150V148H148V150L150 151V154L148 153V154H146V156H144V154L146 153V152H148V150L145 152V153H142L143 151H142V149H143V147H145L146 146V144L144 143V142H142V140H145L146 138L144 137V135H142V133L141 132H143V131H146V129H149V130H152L151 128L155 125L154 123L155 122H157V121H155L154 123H153V121L154 120H156L155 118H157V120L158 121H163V119L165 120V118ZM1 119H3L2 117H0ZM8 118V117H7ZM42 118H46V119H42ZM84 118H87L86 116L84 117ZM99 118H100V116H99ZM10 119L12 120V122H9L10 121ZM30 119V120H29ZM81 119L83 120V121H81ZM91 119V118H90ZM89 119V120H90ZM93 119V118H92ZM91 119V120H92ZM162 119V120H161ZM211 119V120H212ZM226 120V121H228V123H231L232 125H237L236 126V128H233V130H230L229 131V129H230V127H228L229 129H227V128H225V126H227V122L225 123L224 121H222V120ZM235 119H237V121L239 120L240 122H241V124L239 123V121H238V123H237V121L235 120ZM250 119V118H249ZM42 120H43V122H42ZM129 121V123L127 122V121ZM166 120V121H167ZM26 121V120H25ZM28 121H27V123H28ZM45 121V122H44ZM62 121V120H61ZM122 121H123V123H124V121H126L127 122V124L129 125L128 127L129 128H126V130H123V129H125L124 127L123 128H121V126H123V123H122ZM167 121V122H168ZM221 121L222 122H224V123H222L223 124V126H221L222 127V130L223 131H225L224 130V128L225 129H227L223 134H219V131H221V130H219V127H220V125H222L221 124ZM229 121H231V122H229ZM233 121H236V122H234V124H233ZM66 122V123H65ZM118 122H120L121 123V125H119V123ZM164 123H165V121H163ZM166 122V123H167ZM0 123V126L1 125H3V124H1ZM12 123V124H11ZM31 123H29V124H31ZM41 123V124H40ZM77 123H79V125L77 124ZM116 123H118L117 124V126L119 127V130H118V128L116 127V126H114L113 124H116ZM169 123H167V125L169 126ZM211 123H212V128L213 129H211ZM63 124V125H64ZM110 124H111V127H106L105 129H104V125H106V126H110ZM125 124L126 123H124V126H125ZM127 124H126V126H127ZM146 126L147 124H153V125H151V128H146V129H144V125ZM159 124H161L160 126H159ZM218 124H219V126H218ZM226 124V125H225ZM36 124H34L33 125V127L35 126ZM44 125V126H45ZM69 125V126H68ZM113 125V126H112ZM155 125V126H156ZM166 125V126H167ZM225 125V126H224ZM241 125V126H240ZM48 126V127H47ZM58 126L61 128V129H58L57 130V128H58ZM135 126H139L138 128H140V126H141V128H143L144 130H142V129H140V131L141 132H137L138 131V129L136 130V132L137 133H139V135L135 132L134 133V131H135V129H136V127ZM144 126V127H143ZM154 126V127H155ZM214 126V127H213ZM218 128V133H217V131H215L217 134H215L214 133V131L212 132V130H217V128ZM12 127H10L12 130H13V128ZM36 127V126H35ZM69 127V128H68ZM100 127L102 128L103 127V132H106V131H104V130H106L107 128H109L110 130H108V131H110L111 132V128H113V131H115L114 130V127H115V129H117L115 132H113L112 134H111V136L110 135H108L107 137L106 136H103V137H101L100 138V136H98V134H96V133H98L99 132V134L100 133H102L101 131H99L100 130ZM147 127V126H146ZM148 127H150V125L148 126ZM153 127V128H154ZM208 127H210L209 129H208ZM221 127H220V129H221ZM2 128L3 127H0V131L2 130ZM66 128V129H65ZM68 128V129H67ZM120 128H121V131H120ZM164 128V129H163ZM232 128V127H231ZM10 129V130H11ZM55 129V130H54ZM157 129H155V130H157ZM207 129L208 130H210L211 131V133L210 134H212L213 133V135H208V136H204V135H206L205 133H206V131H207ZM12 130L11 131H9V133L10 132H12ZM7 131V130H6ZM17 131V132H18ZM33 132H34V129L32 130ZM35 131V132H36ZM148 131V130H147ZM154 130H152V131H149V133L150 132H153ZM169 131V132H168ZM205 131V132H204ZM30 133V134H29ZM107 133L108 134H110L109 132H106L105 133V135H107ZM148 132H146V134H147ZM202 133H204V135H202ZM209 132H207V134H208ZM12 133L10 134V136L11 135H13ZM99 137V138H97L96 137V135ZM103 134V133H102ZM102 134H101V136H102ZM129 134H131V135H129ZM135 134V135H134ZM141 134V135H140ZM145 134V133H144ZM145 134V135H146ZM152 134V133H151ZM157 134H155V135H157ZM165 134V135H164ZM185 134H187V136H185ZM92 135H93V137H94V142H93V140L91 141V142H93V144H91V145H87V143L88 144H90V142L88 141L89 140V138L88 137H90L91 136V138H93L92 137ZM129 135V136H128ZM136 136V138H137V135H138V137L139 136H142V137H144L142 140L141 139H139V138H137V140L135 139H132L131 137H133V138H135L134 136ZM148 135V134H147ZM150 135V134H149ZM148 135V136H149ZM154 134L152 135V136H155ZM193 135V136H192ZM9 136V137H10ZM110 136V137H109ZM127 136V137H126ZM187 137L188 139H186L185 141L183 140H181V142H180V140H179V138H181V137ZM191 136V137H190ZM258 137V138H256V137ZM263 135H261L260 137H262ZM8 137V138H9ZM12 137V136H11ZM29 137H27V138H29ZM30 137V138H31ZM97 139H96V138ZM106 137V138H105ZM129 137L132 139H129ZM156 137V141L158 142V139H157V137L158 136H155ZM161 137H158V138H161ZM179 137V138H178ZM255 138V139H253V138ZM85 138L86 139H88V140H85ZM126 138V139H125ZM127 138H128V141H127ZM174 138V139H173ZM176 138H178V139H176ZM189 138H191V139H189ZM17 139H16V141H17ZM95 139H96V141H95ZM123 139H125V140H123ZM169 139V140H170ZM8 140H9V142H8ZM84 140V142H82ZM91 140V139H90ZM119 140H121L120 142H119ZM161 139H159V142L158 143H160L161 141H162ZM177 141V140H179V141H177V142H179V143H177L176 144V142L175 141ZM243 140V141H242ZM247 140H249L248 142H246ZM36 141V143H34ZM75 141H79L77 144H76V142ZM85 141H87V143L85 142ZM117 141L119 142V144L120 143H123L124 141H127L126 143H123V144H118L117 143ZM123 141V142H122ZM141 141V142H140ZM30 142V143H31ZM80 142H82L83 144L85 143L86 145H84L83 146V144H82V146H79V145H81L80 144ZM114 142L116 143V146H117V144H118V146L116 147V146H114L115 144H114ZM257 142V143H256ZM141 143H144L145 145H143V146H141L142 147V149H141V152L140 151H138V150H136V149H139L140 150V145H142ZM240 143H244V145L243 144H241V145H243V146H241L240 145ZM250 143V144H249ZM253 143V144H252ZM254 143H256L255 144V147H251V145L252 146H254ZM259 143H260V145H259ZM112 144H113V146H112ZM246 144V145H245ZM247 144H249L250 145V147H248L247 146ZM17 145H19V146H17ZM29 145V146H30ZM168 145H169V143H168ZM14 146H16L15 148H14ZM108 146H110L111 147V149L108 147ZM134 146V148L132 149L131 147H133ZM136 146H139V148L137 147L136 148ZM165 146V147H164ZM230 146V147H229ZM4 147V148H3ZM108 148V149H105V148ZM116 147V148H115ZM164 147V148H163ZM171 147V148H170ZM245 147V148H244ZM248 147V148H247ZM112 148H114V150H113V154L110 152L111 150H112ZM132 150H131V149ZM136 148V149H135ZM161 148V149H160ZM166 148V149H165ZM248 150H247V149ZM250 148V149H249ZM254 148V149H253ZM257 148V150H255ZM260 149V150H263V149ZM103 149H104V152H105V157H102V153H103ZM164 149V150H163ZM218 149V150H217ZM220 149H223V150H220ZM252 149V150H251ZM106 150H110V151H108L109 153H111L112 155H113V157H114V155H116V156H118V154H121V153H123V154H126V155H124L123 157L125 158L126 157V159H124V158H117V159H115V160H113L112 162L110 161V159L109 158H106V155L109 157V156H112V155H110L108 152V154L106 153ZM134 150H136V151H134ZM144 150V149H143ZM245 150V151H244ZM255 151L254 152V154H253V152L251 153V151ZM129 151H131V152H129ZM132 151H134L135 153H136V155L138 154V152H140L141 154L140 155H142V156H136V155H134V156H132L131 154H128V153H132ZM138 151V152H137ZM213 151H214V153H213ZM218 151H221L220 152V154L218 153ZM251 153V155L253 156L251 159H250V154H249V162H247L246 160H247V158L248 157H246V159L245 158H243L244 157V155H243V157L241 156V154L242 153H244L245 154V156H247L248 155V153L249 152ZM100 152H102L101 154L102 155H100L101 157H99L98 156V154H100ZM133 152V153H134ZM211 152V153H210ZM219 154V155H221V157H222V159H221V157L217 154V153ZM246 152V153H245ZM260 153L259 155L257 154V153ZM132 153V154H133ZM134 153V154H135ZM209 153V154H208ZM213 153V154H212ZM217 155H216V154ZM234 153V159L232 158L233 156H232V154ZM236 153V154H235ZM241 153V154H240ZM263 153H264V151H263ZM207 154H208V156H212V158H213V161L211 160V158H209L208 156H207ZM103 155V156H104ZM122 155V154H121ZM127 155L129 156L130 155V158H128L127 157ZM193 155H196V158H199L198 160L199 161H195L194 159H196V158H191V157H195V156H193ZM207 156L208 158H204L205 156ZM217 157H219L221 160H219V162H218V160H217V158L215 157V156ZM235 155L237 156V157H240V159L239 158H237L236 159V157H235ZM239 155V156H238ZM255 155V156H254ZM202 156H204V157H202ZM263 156H262V158H263ZM97 157H99V158H101L102 159V161H103V163H100L101 162V159H100V162H99V158H97ZM113 157H110L111 159L113 158ZM119 157V156H118ZM120 157H122V156H120ZM201 157H202V160L203 159H205V160H201ZM93 158H94V160L95 159H97V160H95V163L94 164H96V165H94L93 164V162H92V160H93ZM103 158H105L107 161H108V159H109V163L107 162V161H104L105 159H103ZM115 158V157H114ZM113 158V159H114ZM218 158V159H219ZM90 159H92V160H90ZM236 159V162H235V164H234V166H237L236 168H240L241 166H238L237 165V160H241V161H239L240 163H242V164H240V163H238V164H240V165H243V170L247 167V166H249L248 167V171H247V169H245L244 170V172L242 173V172H240V171H243V170H241V168L239 169L240 171L238 172V173H242V175H240V174H238L237 173V175H236V173H233V172H235L234 170H237L238 171V169H235V167H233V166H231V167H229V165H233V163L232 164H230V162H231V160L232 161H234ZM243 159H245L244 161H246V162H243ZM89 160L92 162L91 163V165H90V167H88V168H85V166H87L86 165V163H88L89 162ZM93 160V161H94ZM190 160H192L193 162H190L189 163V161ZM209 160V161H208ZM215 160H217V162L215 161ZM254 160V162L256 163V162H258L257 164H256V166L255 165H253L254 163L252 162ZM260 160V161H259ZM99 162V164H98V162ZM201 161V162H200ZM207 161V162H206ZM221 161V162H220ZM97 162V163H96ZM196 162H199V164L201 165V166H199V164L197 163V164H195ZM203 162H205V163H203ZM216 162V163H215ZM83 163H85V164H83ZM186 163H188L189 165V168L190 169H194L191 173L192 174H194L193 176L191 175V177L193 178L194 176L196 177V176H198V178L196 177H194L197 181H198V179L200 178V180H201V177L200 176H202L203 174V172H204V174H206V173H210L211 171V175L210 174H206V176L207 177H211L212 179H213V183L212 182H207V181H209L208 179H207V177L206 176H202V180L201 181H203V179H207V180H204L203 182H207L206 183V186H205V184L203 183V182H201L200 180L198 181L199 183L198 184H196L195 183V181L196 180H193L191 177H187V178H184L183 179V177H181L180 178V176H182L183 174H186L187 176H190V171H189V168H188V166H187V164ZM218 163H219V165H218ZM229 163V164H228ZM249 163V164H248ZM250 163L252 164V165H250ZM260 163H262L261 165H260ZM83 164V165H82ZM89 164H90V162H89ZM94 166H93V165ZM182 164V165H181ZM184 164H186V166L187 167H185V165ZM191 164H192V167L194 166V168H192L191 167ZM194 164V165H193ZM205 164V165H204ZM218 166H217V165ZM227 164V166H225ZM247 164V165H246ZM81 165L82 166H84V167H82L81 168ZM182 168H180V170L178 169L179 168V166ZM184 165V166H183ZM223 165V166H222ZM246 165V166H245ZM177 166V167H176ZM197 166H199V167H197ZM227 167V169L226 168H222V167ZM253 167V168H251V167ZM201 167V168H200ZM221 167V168H220ZM245 167V168H244ZM256 167V168H255ZM83 169V170H81V171H79L80 169ZM85 168V169H84ZM201 170H200V169ZM228 168H229V170H228ZM230 168L231 169H234V170H232L231 171V174L233 175V174H235L236 175V177L238 178V180L240 179V177H241V180H239V182L241 183H239V182H237L238 184H240V185H236V177H234V176H232L231 177V174H230ZM251 168V169H250ZM255 168V169H254ZM260 168H263V170H264V167L262 166V167H260ZM79 169V170H78ZM175 170V173L173 174L172 173V171L174 172V170ZM195 169H196V172H197V170L199 169L200 170V172H199V170H198V172H199V174H197L196 172H195ZM203 169H204V171H203ZM221 169L223 170V169H225V170H223L222 171V173L224 172V174L225 175H223L222 173H220L221 172ZM252 169H254V170H252ZM78 170V171H77ZM181 170H182V172H181ZM207 170H210V172L209 171H207ZM228 170V174H230V176H227V173H226V171ZM262 170V172H264ZM176 171H178V173L176 172ZM183 171H185L184 173H183ZM68 172H70V174H72L71 175V178L68 180L66 177H70V176H67L68 174L67 173ZM168 172H170V173H168ZM180 172V173H179ZM187 172H188V174H187ZM206 172V173H205ZM258 172H257V174H258ZM165 173V175H166V173L167 174H170V175H172L171 176V178L169 179V175H167L166 177L163 175ZM181 173H183V174H181ZM190 173V174H189ZM212 173H214L213 174V177H212ZM254 174H252V173H250L251 175H256V171L255 172H253ZM64 174H66L65 176H64ZM175 174H179V177L178 176H176ZM181 174V175H180ZM195 174H197V175H195ZM202 174V175H201ZM249 174V176L251 177V175ZM259 174H261V172H259ZM259 174L257 175L258 177H260L262 174H264V173H262L260 176H259ZM186 175H184V177L186 176ZM208 175H210V176H208ZM240 177H239V176ZM61 176H64L65 178H63V179H65V180H68V181H63V182H59L58 183V181H62V180H60L62 177ZM161 178L162 176L164 177V179H162V182H163V184H168V181L169 180H172V182H176V180H178L179 182L182 180V182L181 183H178V181H177V183H176V185H172L173 183H171V185L169 184V186H165V185H163V184H160V183H162L161 182V180H160V178ZM173 176H175V177H173ZM222 176H224L223 177V179H225V178H229L227 181H225V183H223V181H222ZM249 176H247V182L249 183L250 181H248V180H252L253 179V177H252V179H250V177ZM160 180V181H157V178ZM168 177V178H167ZM179 179H181V180H179ZM203 177H205V178H203ZM231 177V178H230ZM248 177H249V179H248ZM255 177V176H254ZM262 177V176H261ZM264 177V176H263ZM145 178H146V180H145ZM147 178H151V179H148V180H151L152 181V178H156L155 180H156V182L158 183V182H160L159 183V187H160V185H161V187H160V189L157 191L155 188H154V186H151V185H154L155 184V182H151V183H148V181H147ZM167 178V179H166ZM176 179V180H173V179ZM188 178H190V179H188ZM236 178V179H235ZM246 178V177H245ZM257 178V177H256ZM212 179H210V180H212ZM259 179H261L262 180V182H264V179L263 178H259ZM164 180V181H163ZM166 180V181H165ZM226 180V179H225ZM245 180V181H246ZM254 180H258V179H254ZM261 180L259 181L258 180V183L259 184H261L262 182H261ZM53 181V182H52ZM55 181V182H54ZM154 181V180H153ZM50 182H52V183H50ZM57 182V183H56ZM150 182V181H149ZM165 182V183H164ZM167 182V183H166ZM171 181H169V183H170ZM175 182H174V184H175ZM220 182H222V185L223 184H225V185H221V187H219V186H217V184H219ZM49 183H50V185H49ZM53 183H56L55 185L53 184ZM151 184L150 186L149 185H147V184ZM152 183H154V184H152ZM201 183H203L204 185H203V187L205 186L206 188H207V186H209V185H211L209 188H207L206 189V191H205V189H203L202 188V186L200 187V188H202V190H201V192H203L204 194H206V195H208L209 193L208 192H210L211 194H209L208 196H205L204 194H201V192H199L200 190L197 188V186L196 185H202ZM209 183V185H207ZM213 184V186H212V184ZM235 185H234V184ZM243 183H246V182H243ZM248 183H246L247 185H249ZM251 183H253V182H251ZM257 183V182H256ZM256 183L254 184L255 185V187L254 188H257L258 186H259V184H258V186L256 187ZM48 184V187L46 186ZM51 184H53V186H51ZM194 184H196L195 186H196V189H195V187H194V189H193V185ZM215 185V186H214ZM250 185H252V184H250ZM262 185V184H261ZM264 185V184H263ZM44 186H46L45 187V189H42V191H40L41 189L40 188H44ZM146 186H148V188L146 187ZM163 186V187H162ZM220 189V190H218V188ZM236 186V187H235ZM240 186V187H241ZM153 187V188H152ZM155 187H158V184H157V186H155ZM204 187V188H205ZM211 187H212V189H211ZM227 187H229V186H227ZM231 187V189H230V191L233 193V194H235L234 192H233V189L234 188H232ZM240 187H239V189H240ZM246 187H248V186H245V188ZM260 187V186H259ZM257 188V190L255 191V193H257V192H260V191H258V189H260V190H262L263 189V187L261 186L260 188ZM37 188V189H36ZM38 188L40 189V190H38ZM145 188H147V189H149L148 191H151V189H152V191L153 190H155L156 191V193H154V191H153V193L155 194H153L152 193V191H151V196L149 195V193H148V195L147 194H145L144 192H145ZM151 188V189H150ZM244 188V189H245ZM248 188H250V187H248ZM248 188H246V189H248ZM251 188H253V187H251ZM191 189H193L194 191H192V193H193V195H192V197L193 196H197V195H199V196H197V197H194L195 198V200H194V198H192L191 196L189 197V194L191 193ZM211 189V190H210ZM228 189V188H227ZM234 189V190H235ZM238 189V188H237ZM37 190V191H36ZM198 190V191H197ZM207 190H209L208 192H207ZM222 190H223V188H222ZM224 190L226 191V187H224ZM250 190H252V189H250ZM188 191H190V193L188 192ZM195 191H197V192H199V194H197V192H196V194L197 195H194L195 194ZM212 191V192H211ZM224 191V193H228V196H229V194L231 193H229V192H225ZM238 191H240V190H238ZM253 191V190H252ZM252 191H250L251 193H252ZM254 191H253V193H254ZM138 192H140V194H141V192H142V194L143 195H147V196H149V199H148V197L146 196H144L145 197V199L147 200H145L144 199V197L142 196V198H141V196H140V194L138 195V194H136V193H138ZM187 192H188V197L186 196L185 197V194H187ZM206 192V193H205ZM223 192V191H222ZM222 192H221V194H222ZM243 194H244V192H243V190L241 191ZM250 192H249V195H251L250 194ZM35 193H37V194H35ZM132 195H131V194ZM135 193V194H134ZM146 193H147V190H146ZM191 193V194H192ZM240 193V192H239ZM239 193H236V194H239ZM248 193V192H247ZM129 194V195H128ZM152 194H153V196H152ZM190 194V195H191ZM201 194V195H200ZM232 194V195H233ZM261 194V193H260ZM263 194H264V192H263ZM125 195H127L126 197H125ZM134 198H132L133 199V201L135 200V198H137L138 196L140 197V199H141V201L142 200H145V202H138L141 206H145V209L146 210H144V208L143 207H141V206H138V203H137V201L135 200V202L137 203V205H136V207L138 206V210L140 211V210H142V211H135L136 209H135V202L132 204V206L134 207V213H133V215L131 216V214H132V212H131V214H130V212H127L128 211V209H129V211H131V204H129L128 202H130L131 203V201H132V199H131V196ZM133 195H136V196H133ZM225 195V194H224ZM239 195H240V198L238 199L237 197H239ZM238 196H236L235 197V195H234V199L237 201V199H238V202L240 201V199H242L243 198V195L240 193ZM245 196H246V198H247V195L246 194H244ZM262 195V194H261ZM260 195V196H261ZM107 196V197H106ZM123 196H124V198H123ZM182 196H184V200H183V198H180V197H182ZM218 196H219V194H218ZM218 196H217V198H218ZM228 196L227 195H225V197H227V198H224V196H220V197H222L221 198V200H223V198H224V201L225 200H228ZM241 196H242V198H241ZM252 196V195H251ZM257 195L255 194V199H260V200H258L260 203H262L263 205H264V201H262L261 202V200H264V197H262V196H264V195H262L261 197L262 198H259L258 196L256 197ZM106 198V200H104L105 202H109L110 201V199H111V201H112V198L113 199H115L116 200V202H118V204L117 203H114V201L115 200H113L112 202L114 203V207H110V206H113V203H111L110 204V202L108 203V204H106L105 205V202H103V199H105ZM122 197V198H121ZM139 197H138V201H140V199H139ZM152 197V198H151ZM32 198V200H30ZM102 198V200H99V199H101ZM110 198V199H109ZM119 198V200L117 201V199ZM121 198V199H120ZM127 198V199H126ZM188 198V199H187ZM189 198L192 200H190L189 201ZM196 198H197V200H196ZM209 198H206V200L207 201H211V200H209ZM211 198V199H212ZM244 198V201L245 200H247L248 199V201L247 202H249L248 204H250V200H249V198H251V197H249V198ZM253 198V199H254ZM123 199H125V200H123ZM129 199H130V201H129ZM153 199H154V201H153ZM182 199V200H181ZM218 199H220V198H218ZM217 199V201H219ZM229 199H230V197H229ZM234 199H232V200H230V203H232L233 202V200ZM252 199V202L255 200H253ZM28 200H30L29 202H27ZM121 200V201H120ZM128 200V201H127ZM150 200V201H149ZM205 200V201H206ZM234 200V201H235ZM257 200H255V201H257ZM124 201H126L128 204H126V202H124ZM132 201V202H133ZM148 201H149V203H151V202H153V203H151V205H149V203H148ZM206 201V203H203L202 204V206H207L208 205V203L209 202H207ZM216 201V199L214 200V201H211V202H215ZM217 201L215 202V204H217ZM222 202L223 203V205H225L226 207H224V206H222L223 207V209L221 208V205H222V203H221V205L220 204H218V206L221 208H215V205L213 204V203H209V205H210V207H212V206H214V208H215V210L217 209L218 211H221V213L220 212H216L215 210H214V208L212 207V208H210L209 207V210H210V212L212 213V211L211 210H214V212L215 213H218V214H215L214 215V220H216L215 222L212 220L213 219V214H211V216H210V214H207V212L206 211H203V209H208V206L207 207H204L203 209H201L202 208V206H201V204H199L198 205V207L200 208V210L198 211V209L196 210V208H195V205H196V203H195V205H194V202L191 204V205H193L194 206V208H195V210H196V212L198 211V213L199 212H201V214L200 215H202V214H205L206 213V215L203 217V216H200L199 214H197L195 211V213H196V215L193 213V211L192 210H194L192 207H189V209L192 211V214H194L195 215V218H196V220H197V218L199 219L198 221H200V224H192V226H190L191 224H189L188 222L190 221V220H194L195 218H191V219H187V220H185V221H187V223L189 224V225H186V223L184 222V217L182 218V214H183V211H185V210H182V212L180 211V213H182V214H179V215H182V216H179L178 215V219H180V218H182L183 219V222L185 223V228H189V230H191V231H188L187 229H182L183 227H182V225L184 224L183 222H182V219H181V221H180V223L182 222L183 224H177V225H181V226H178V227H181V232H180V230H176V229H178V228H176L177 226H175L176 224H174V222H172L173 223V226H172V230L173 231H170L171 232V235H172V237L170 238V242L168 243L167 242V244H166V241H167V239L170 237H168L167 239H164V240H161V239H163L162 238V234L163 233H161V232H163V230H161L159 227V229H160V231H159V229L158 228H156V230H152V231H158L157 233L158 234H154V235H156V238L158 237L157 235H159V237L158 238H160V236H161V239H160V241L162 242V241H165V243L164 244H162L160 241H158V240H156V238L153 240V242H151L150 240H149V238L151 239V237H148L147 239H144L143 238V236H141L140 235V237H142V239H144L145 241L146 240H149V241H147V242H151L152 243V245H153V247L154 248H152L151 247V243L149 244V243H147L146 242V244H145V242L144 241H142V239L139 237V234L140 233H136L137 235H134L133 236V238L136 236L137 238H140V240H139V242H136L137 240V238L135 237L134 239L136 240L135 242L136 243H134V245H133V242H134V239H133V241L131 242L130 240V243L128 242V244L130 245V244H132L131 246H129L128 244H126V243H124L125 245H123V246H121V244H119V247L118 246H116V244H115V246L117 247V249H119L118 251H117V249H116V253L112 250V248H109V246H113V244L112 245H108V251H109V249H111L114 253V257L112 256L113 254H112V252H109V254H110V256L107 254L108 253V251H106L107 253H106V255H108L106 258L105 257H102L103 259L100 261L99 259H96L95 261H97L98 262V260H99V262L97 263H93V262H91L92 264H121L123 261H124V259H125V262H123V263H125V264H176L177 262H178V264L180 263V264H182L181 262L182 261H180V260H183V255H177V253L179 252L180 254L182 253V251H180V250H183V252H184V250L185 251H187V249H188V251L186 252V253H191V252H189V249H190V251L191 250H194L195 249V247H198V246H195V244H194V242L196 243V241L198 240L199 241V243H200V241L202 240V239H204L205 238V231L208 233H206L207 234V236L209 235V236H211V238L213 239V237H214V235L216 236L215 237V242L216 243H218L219 244V241H217V236L218 235H220V233H221V235H220V237L221 236H224V235H230L229 233H225V232H227V231H230L231 230V232H233L232 230H234V232L236 233H234L233 235H238V233H237V231L239 230V234L241 233V230L240 229H242V232H243V234L241 233L240 235H244L245 233H246V237L247 238H249V239H251L252 237L250 236H247V232H246V230H248V232H250V230H251V232H252V234L251 235H254L253 234V230H255V229H252V227H253V221L252 220H255L254 218L257 216H253L252 218V220L250 219V217L248 218L249 220H251V221H248L246 218H245V216L244 215H246L245 214V212L246 213H248L247 211H249V209H251L252 207H253V205H254V207H256V205H258L255 201V203H256V205L254 204V203H252L251 205H252V207L250 206V205H247V206H249V207H247L246 205H244L245 207H242V205L240 204V203H244V204H246L245 202H240V203H238V202H233L232 204H230L229 203V200H228V203H227V201H225V202ZM28 203V204H26L25 205V203ZM101 202V203H100ZM119 202H122V203H119ZM183 202V203H184ZM198 202H197V204H198ZM200 202H201V199H200ZM199 202V203H200ZM143 203V204H142ZM146 203H148V205L149 206H151V208L150 209H152V207H153V213L155 214V215H153V213H152V211L150 210V209H148L147 210V207H146V205H144V204H146ZM202 203V202H201ZM219 203V202H218ZM225 203V204H224ZM227 203V204H226ZM236 203H237V205H236ZM101 204H103V205H101ZM153 204V205H152ZM187 204H185V205H187ZM205 204V205H204ZM213 204V205H212ZM239 204V205H238ZM109 207H108V206ZM190 205V206H191ZM212 205V206H211ZM227 205H232V207H228ZM260 205V204H259ZM131 206V207H130ZM179 206V207H178ZM182 206V207H181ZM187 206V207H188ZM217 206V205H216ZM132 207V208H133ZM139 207L141 208V209H139ZM186 207V206H185ZM197 207V208H198ZM229 209H228V208ZM248 208V210H247V208ZM251 207V208H250ZM259 207V206H258ZM261 207V206H260ZM259 207V208H260ZM143 208V209H142ZM224 208H227V210L226 209H224ZM244 208H245V210H244ZM157 209H162V210H160V211H158ZM187 209V208H186ZM243 209V210H242ZM256 209V208H255ZM263 209H264V207H263ZM263 209H262V211H263ZM127 210V211H126ZM149 210L151 211V212H149ZM180 210V209H179ZM189 210V211H190ZM209 210H207V211H209ZM224 210V211H223ZM241 210H242V212H241ZM247 210V211H246ZM257 210V209H256ZM255 210V211H256ZM127 212V214L126 213H124V212ZM144 211V212H143ZM145 211L147 212V213H145ZM187 211H188V209H187ZM190 211V212H191ZM203 211V212H202ZM252 211H254L253 209H252ZM254 211V212H255ZM259 211V210H258ZM261 211V215H262V217L264 216L262 213H264V212H262ZM125 215H124V214ZM173 213L171 214H169L168 215V217H170L171 215L173 216ZM237 213V214H236ZM238 213H240L241 215H242V217L244 218L243 220H240L239 218V216H240V214H238ZM242 213H244V214H242ZM252 213V212H251ZM256 213V212H255ZM98 214H103L102 215V217L100 216V215H98ZM128 214H130V215H128ZM165 214V215H166ZM190 214V213H189ZM189 214H186V215H189ZM90 215V216H89ZM97 216V218L100 220H98L97 218V220L98 221H96L97 223H95V222H90V224H89V222L87 223V219H88V221H89V217H91V218H93L92 216H94V217H96ZM124 215V217H122ZM127 215H128V217H127ZM193 215V216H194ZM198 215L200 216V217H198ZM217 215V216H216ZM232 215H234V218H235V220L233 221L232 219H233V216ZM252 215V214H251ZM250 215V216H251ZM260 215V214H259ZM84 216V218H82ZM85 216H87V217H85ZM105 216V217H104ZM109 216V218H107ZM126 216V217H125ZM154 216V217H153ZM171 216V217H172ZM174 216L172 217V218H174ZM190 216H191V214H190ZM189 216V217H190ZM232 216V217H231ZM248 216H249V213H248ZM103 217L105 218V219H107V220H103ZM166 218H167V216H165ZM165 217H162L163 219L165 218ZM203 217V218H202ZM206 217H208V219L211 221L212 220V223L208 220V222H209V224H208V222L206 221L207 219H205ZM228 217H229V225L227 224V222L228 221H226L227 219H228ZM230 217L232 218L231 219V221H233L234 222V225H236V228L237 229H231V228H229V226L231 227L232 225H233V222L232 223H230L231 221H230ZM241 217V218H242ZM246 217H247V215H246ZM87 218V219H86ZM151 218L153 219V218H155L156 219V221L157 222H155V220L153 221V220H151ZM166 218L164 219V222H165V220H166ZM187 218V217H186ZM185 218V219H186ZM200 218H202V219H205V221L203 222H201V219ZM239 219L240 220V222L238 221V224H235V223H237V220L236 219ZM94 219V218H93ZM95 219V220H96ZM141 219H143V220H141ZM167 219H170V222H171V220L173 221V220H176L175 218L174 219H171V218H167ZM177 219V221H179ZM261 220H262V218H260ZM260 219H259V221H260ZM0 221V222H3V221ZM92 220V219H91ZM94 220V221H95ZM103 220V221H102ZM137 220H140L142 223H143V225H142V227H140L141 225H140V221H139V224H137L138 226H139V228L136 230H132L131 229V227H132V225H136V223L138 222ZM196 220L194 221V222H196ZM224 220L226 221V225H224V227L223 226H220L222 223H224L225 224V222H224ZM148 221V222H147ZM161 221V220H160ZM163 221V220H162ZM177 221H175V222H177ZM221 221H222V223H221ZM245 221H248V222H251L252 224H247L248 222H244ZM257 222V221H255V222H257V224L259 225V227H255V228H259V229H261V230H263L264 228H261L263 225H264V222H263V224L261 223V222ZM163 222V223H164ZM167 222V221H166ZM169 222V221H168ZM168 222L166 223V224H168ZM169 222V223H170ZM190 222H192V221H190ZM193 222V223H194ZM205 222H206V224H208L209 226H206L205 227ZM215 224H214V223ZM241 222H243L242 223V225L243 224H245V225H249V227H251L250 228V230L249 229H243L244 228V226H242V228H238V227H241ZM254 222V223H255ZM135 223V224H134ZM197 223V222H196ZM201 223H203L202 225H203V227L201 226ZM218 223H219V225H218ZM261 223V224H260ZM147 224H145V225H147ZM159 224L161 225L162 224V222H159ZM159 224H157L158 226H159ZM171 224V223H170ZM218 226H217V225ZM231 224V225H230ZM240 224V225H239ZM164 225V224H163ZM169 225V224H168ZM194 225V226H193ZM196 225V226H195ZM213 225H215V226H217L216 228L218 229L219 228V230L221 229L222 230V228H220V227H223L224 229H223V232L225 233V234H223L222 235V231L218 234V232H219V230H217V232H216V234H213L214 232H215V226H213ZM223 225V224H222ZM233 225V227L235 228V226ZM255 225H256V223H255ZM254 225V226H255ZM133 226V228H135ZM137 226V227H138ZM148 226V225H147ZM170 226V225H169ZM175 226V227H174ZM189 226V227H188ZM213 226V227H212ZM228 226V227H227ZM261 226V227H260ZM167 227V226H166ZM171 227V226H170ZM173 227L175 228V229H173ZM190 227H193V229L191 228L190 229ZM194 227H196L195 229H194ZM232 227V228H233ZM248 226H246L245 228H247ZM248 227V228H249ZM264 227V226H263ZM13 228H17V229H14L15 231L16 230H19V232H20V229L22 230L23 229V231L24 232H22L21 231V233H23V235L24 236H26L25 234V232H27L28 231V233H27V237H23L22 236V234H19V236H18V231H14L13 230ZM127 228H129V229H131L130 231H129V229L127 230ZM168 228V227H167ZM167 228H165L164 229V233L165 232H168V231H165ZM215 228V229H214ZM228 228V229H227ZM158 229V230H157ZM163 229V228H162ZM212 229H214V232L213 231H211ZM230 229V230H229ZM259 229H256V230H258L259 231V233L260 232H264V231H261V230H259ZM26 230V231H25ZM175 230H176V232H175ZM200 230H204V232L202 233V232H200ZM227 230V231H226ZM244 230V231H243ZM255 230V231H256ZM151 231V232H152ZM177 231H179L180 232V234H177L178 232ZM198 231L200 232V233H198ZM209 231H211V232H213L212 234L213 235H210V233L211 232H209ZM18 232V233H17ZM139 232V231H138ZM143 232V233H144ZM155 232V233H156ZM172 232H173V234H172ZM183 232V233H182ZM194 232H195V235H194ZM142 233V232H141ZM159 233H161V234H159ZM176 233V235L178 236V235H181V233H182V235H185V236H182V238L180 239V238H178L176 235V238H177V241H176V239H174L175 240V242H178L179 241V239H180V242H179V245H178V243H176L175 244V242L174 241H172L171 242V240H172V238H175V236H174V234ZM185 233V234H184ZM202 233V234H201ZM262 233L261 234H258V233H255V235H254V238L253 239H255V240H253V239H251L252 241V243H256L257 242V240H256V238L255 237H257L258 235H262ZM129 234V235H128ZM135 234V233H134ZM146 234H144V237H145V235ZM152 235H153V233H151ZM165 234H167V233H165ZM164 234V235H165ZM169 235H170V233H168ZM199 234H201L202 236H204L203 238H200V237H202L201 235L200 236H197V235H199ZM204 234V235H203ZM249 234V233H248ZM257 234V235H256ZM127 235L129 236L127 239H126V237H127ZM131 235H133V234H131ZM147 235V236H148ZM163 235V236H164ZM224 236L223 238H228V239H232V238H230V236L232 235H230L229 237L228 236ZM146 236V237H147ZM168 236V235H167ZM166 235H165V237H167ZM174 236V237H173ZM208 236V238H210ZM235 236H233L234 237V241L232 240V241H227V239L225 240V241H223V243H222V239L223 238H220V239H218V240H220V244L222 245L223 244V246L225 247V248H227V250L228 249H230V247L232 248V246L234 245V247H236L237 245H238V247H241L243 244L242 243H244V242H242V243H240L241 242V240L243 241V239L245 238V237H242V236H239V237H241V238H238L237 236V238L235 237ZM260 236H258V237H260ZM118 237V238H117ZM132 237V236H131ZM196 237H197V239H196ZM199 237V238H198ZM232 237V236H231ZM262 237H264V233H263V236ZM262 237H261V239H262ZM157 238V239H158ZM186 238V239H185ZM238 240H236V239ZM118 239V240H119ZM207 239V237L204 239V240H206ZM210 240L208 243L206 242L205 243V241H201V242H204V243H202L201 245H203V246H205V248H203V247H201V249L203 248L204 250H201V252L202 251H206V249H207V251H208V248L209 247H207L206 248V245L208 244H210V246H211V244H212V246L214 245V242H213V240ZM241 239V240H240ZM257 239H259V238H257ZM110 240V241H109ZM118 240H116L115 242H118ZM122 240H120V241H122ZM152 240V239H151ZM182 240V241H181ZM183 240H185L184 241V243H183ZM189 240H192L190 243H191V245H190V243L188 242ZM196 240V241H195ZM208 240V239H207ZM240 240V241H239ZM194 241V242H193ZM235 241L237 242V243H235ZM247 241H250V240H246L245 241V243L247 244ZM254 241H256V242H254ZM262 241V240H261ZM157 242V245L155 244V243ZM158 242L159 243H161L160 245L158 244ZM185 242H186V244H185ZM213 242V243H212ZM234 242V243H233ZM251 242H249L250 244H251ZM119 243V242H118ZM123 243V242H122ZM181 243L183 244V245H181ZM189 243V246L187 245ZM241 244V245H239V244ZM257 243H259V242H257ZM193 244H194V246L195 247H193ZM197 244H198V242H197ZM196 244V245H197ZM205 244V245H204ZM218 244H217V246L216 245H214V247L216 246V248H212L213 250H215V252H217V253H212L213 251L212 250H210V248H209V251L208 252H210L209 254H207V256H206V254H205V256L204 257H207V258H217L218 259V261L219 260H222V259H219V258H222V257H226V256H228L226 253L228 252H221L220 250H222V251H226V249H224V248H222L221 247V245L219 246V249H220V247L222 248V249H218L217 250V247H218ZM231 244V245H230ZM107 245V244H106ZM106 245H103V246H106ZM156 245V246H155ZM176 245H178V247L181 245V246H187V248L186 247H181V248H179V250H176ZM207 245V246H208ZM236 245V246H235ZM258 244H256L255 246H257ZM262 245H263V243H262ZM68 246H70V248L68 247ZM87 246H89V248L87 247ZM93 246V247H92ZM103 246H100V247H103ZM151 247V249H152V251H151V249H149V250H147V251H145L146 249H148V247ZM247 245H245V247H246ZM248 246H249V244H248ZM260 246V245H259ZM69 249H68V248ZM72 247V248H71ZM149 247V248H150ZM178 247H177V249H178ZM190 247V248H189ZM192 247H193V249H192ZM234 247H233V249H232V253H233V250H234ZM245 247H243V248H245ZM250 247L252 248V246L250 245ZM263 247V246H262ZM262 247H259V248H262ZM182 248H184V249H182ZM199 248H200V246H199ZM198 248V249H199ZM237 248V247H236ZM249 248V247H248ZM251 248H249V249H251ZM66 249H64V251L65 252H67V250ZM79 250H80V248H78ZM87 249H90V250H88L87 251ZM100 249H103V248H100ZM107 248H105V250H106ZM113 249H115V247L113 246ZM237 249H239V248H237ZM247 249V248H246ZM248 249V250H249ZM257 249V248H256ZM74 250V249H73ZM72 250V251H73ZM174 250H176V254L174 255V256H172L173 254H172V251H174ZM236 250V249H235ZM240 250H242L241 248L238 250V251H240ZM243 250H245V249H243ZM247 250V251H248ZM252 250H254V247H253V249H251V250H249V251H251V253L253 252ZM48 252H50L49 254H51V252L52 251H50L49 249L47 250ZM46 251V252H47ZM59 251H57V253L59 252ZM64 251L63 252H61L62 254L61 255H63L64 254ZM75 251V250H74ZM76 251H78V250H76ZM84 251V252H85ZM103 251V250H102ZM148 251H150L152 254H154L153 255V257H155V255H157V256H159L160 254L162 255V253L164 254V255H162L163 257L165 256V254L167 255V252H171V255L170 254H168L167 255V257H165L163 260H162V258L163 257H157L156 258V260L157 261H152V255H151V253L150 252H148ZM194 251H196V249L194 250ZM193 251V253H195ZM206 251V252H207ZM212 251V252H211ZM219 251V252H218ZM230 251V250H229ZM238 251H236L235 252V254L238 252ZM255 252H256V250H254ZM260 251V250H259ZM41 252V253H42ZM69 253L71 252V250L70 251H68ZM80 252H81V250H80ZM100 252H101V250H100ZM105 251H103V253H104ZM145 252L146 253H149V254H147V256H145L146 254H145ZM197 252H199L198 253V255L200 254H202V253H200V251H197ZM205 252V253H206ZM207 252V253H208ZM241 252V251H240ZM243 253H244V251H242ZM260 252H262V251H260ZM72 253V252H71ZM78 253H79V251H78ZM82 253H83V250H82ZM81 253V254H82ZM93 253H92V256H93ZM173 253H175V251L173 252ZM185 253V252H184ZM184 253H182V254H184ZM186 253L184 254L185 255V257H187L186 256ZM204 253V252H203ZM243 253H240L239 255H243ZM257 254H258V250H257V252H256ZM255 253V256L257 255ZM48 254V255H49ZM52 254L54 255V253L52 252ZM56 254V253H55ZM65 254H67V253H65ZM80 254V253H79ZM79 254L77 255V254H74V252H73V255H72V257H73V259L76 257V259H77V261L76 262H78V261H80L81 259V254H80V256H79ZM100 254V253H99ZM101 254H102V252H101ZM100 254V255H101ZM145 254V255H144ZM188 254V255H189ZM229 254H230V252H229ZM234 254V253H233ZM233 254H231V255H233ZM235 254L232 256V258L233 257H236L235 256ZM245 254L247 255V253H246V251H245ZM244 254V255H245ZM254 254V253H253ZM263 254V253H262ZM41 255H43V256H41ZM39 254V257L41 256V258L43 257V259H44V254L42 253V254ZM45 255H46V253H45ZM47 255V256H48ZM52 255V256H53ZM57 255V254H56ZM60 255V256H61ZM97 255H98V253H97ZM104 255H105V253H104ZM170 255V256H169ZM191 255H193L192 253H191ZM200 255H199V257H200ZM231 255H230V257L229 258H227L228 260L229 259H231ZM237 255V254H236ZM239 255H238V258L237 259H240V257H239ZM243 255V256H244ZM33 256V255H32ZM52 256H48V257H50V258H53ZM58 256V255H57ZM57 256H55L54 255V257H57ZM59 256V257H60ZM64 256V255H63ZM65 256H69L70 258H71V256L70 255H65ZM77 256H79V260H78V258H77ZM82 256H86V259H87V254H85V255H82ZM95 256V255H94ZM93 256V257H94ZM128 256H129V258H128ZM148 256H151V257H148ZM183 256V257H182ZM194 256V255H193ZM253 256V255H252ZM252 256H251V258H252ZM259 256H260V253H259ZM264 256V255H263ZM24 257V256H23ZM22 257V258H23ZM34 258L35 257H37V262L34 260V262H32V260H33V258L32 259H30L29 260V262H32V264L34 263L35 264V262L36 263H38L39 262V258H38V256H33ZM59 257H57V258H59ZM69 257H67V261H65V259L63 258V257H60V258H63L62 260H63V263H67L68 262V260H69V263H71V262H73V261H70L71 259H69ZM100 257V256H99ZM126 257L128 258V259H126ZM246 257V256H245ZM244 257V258H245ZM248 258L250 257V255L249 256H247ZM25 258V257H24ZM23 258V259H24ZM29 258H31L30 257V255H29V257L28 258H25V259H29ZM40 258V262H43L44 260H42ZM46 258V257H45ZM56 258V259H57ZM59 258V259H60ZM66 258V257H65ZM92 258V257H91ZM95 258H97V257H95ZM95 258H93V260L95 259ZM151 258V261L152 262H150L149 261V263H148V260ZM161 258V260H159V259ZM182 258V259H181ZM188 258V257H187ZM187 258L185 259L184 258V260H187ZM191 258H193L192 256H191ZM198 258V257H197ZM243 258V257H242ZM248 258H247V260H248ZM21 259V258H20ZM20 259H18L19 260V263H20V261L22 260H20ZM24 259V261H27V260H25ZM36 259V258H35ZM48 259V258H47ZM55 259V260H56ZM58 259V260H59ZM83 259H85V257L83 258L82 257V261H83ZM154 259V258H153ZM194 259H195V257H194ZM205 259V258H204ZM203 259V260H204ZM223 259H225V258H223ZM233 259H235V258H233ZM232 259V260H233ZM257 259L258 260H260L261 258L259 257H257ZM256 259V260H257ZM48 260H50V259H48ZM62 260H59V261H57L59 264H63L61 261ZM88 260V259H87ZM86 260V261H87ZM91 260V259H90ZM89 260V261H90ZM159 260V261H158ZM188 260H189V258H188ZM191 260V259H190ZM196 260V259H195ZM199 259H197L196 260V262L198 261ZM201 260V259H200ZM216 260V259H215ZM215 260H214V262H215ZM227 260V261H228ZM231 260V261H232ZM241 260V259H240ZM239 260V261H240ZM247 260H244V261H247ZM251 260V259H250ZM252 260H254V259H252ZM257 260V261H258ZM15 261H17V259L16 260H13L12 262H14V263H16ZM47 261V260H46ZM46 261H44L43 263H41V264H44ZM52 261V260H51ZM53 261H54V258H53ZM52 261V262H53ZM55 261V262H56ZM65 261V262H64ZM92 261V260H91ZM180 261V262H179ZM212 261H213V259H212ZM217 261V260H216ZM225 261V260H224ZM234 261H236V260H234ZM238 261V262H239ZM242 261V260H241ZM257 261H256V263H257ZM262 261V260H261ZM6 262V263H5ZM12 262L10 263V264H12ZM23 262V261H22ZM22 262H21V264H22ZM50 263V261H49V263L47 262V263H45V264H53V263ZM56 262V263H57ZM88 262V261H87ZM191 262L193 263V264H196V263H194L193 262V260H191ZM191 262H190V264H191ZM226 262V261H225ZM225 262L223 263L222 262V264H225ZM13 263V264H14ZM23 263H27L28 264V261L27 262H23ZM55 263V264H56ZM80 263L82 264V263H86V262H81L80 261ZM187 263H188V261H187ZM186 262H185V264H187ZM203 263V262H202ZM201 263V264H202ZM205 263V262H204ZM203 263V264H204ZM206 263H207V261H206ZM208 263H209V261H208ZM207 263V264H208ZM210 263H211V260H210ZM218 262H216V264H217ZM220 263V262H219ZM240 263H242V264H244V262L242 261V262H240ZM252 264H253V262H251ZM250 263V264H251ZM258 263H260V261L258 262ZM257 263V264H258ZM30 264V263H29ZM73 264V263H72ZM78 264V263H77ZM86 264H88V263H86ZM183 264H184V261H183ZM198 264V263H197ZM211 264H213V262L211 263ZM226 264H227V262H226ZM229 264V263H228ZM232 264V263H231ZM235 264V263H234ZM237 264V263H236ZM246 264H248V263H246ZM254 264H255V262H254Z\"/></svg>","mask_w":264,"mask_h":264},{"label":"rangeland","instance_id":"2","mask_svg":"<svg viewBox=\"0 0 264 264\" xmlns=\"http://www.w3.org/2000/svg\"><path fill=\"white\" fill-rule=\"evenodd\" d=\"M12 1H13V2H12ZM20 1H21V0H19V2H18V0H10V2H9V0H0V2H1L0 4H2V5H0V11L3 12V11L5 10L6 13L9 12L8 15H9V18H10V12H11V11H15L14 9L12 10V8L15 7V9H16L15 14H14V12H13V14L15 15V17H14V15L12 14V12H11V15L13 16L14 19H19V18H17V17H18V15L20 16V14H21L22 16H20V20L23 21V19H27L26 17L31 18V16H28V15H29V14H30V15H32V14L34 15V13L37 11L36 8H37V9L39 8L40 13L42 12V9L45 8L44 10H46V11H45V13H43V12H44V10H43V12H42L43 15L46 16L48 13L51 14V12L53 11V12H56L55 17H57V16H61V15L63 14L61 17H62V20H64L66 17H68V14H70V13L72 14V13L75 12V11H74L75 8H78V7H82L81 9H83L84 7H85V9L87 8V10H88L87 12H88V13H87V15H86V17H85V20L87 21V18L89 17V19H88L87 22H88V24H89L90 26H92V29L88 28L89 30H88V32H86L87 35L84 34L86 37H87V36H90V37L92 38L93 35H94V37H95V36H96V33H95V32H97V36H98V34H99V33H98V30H99L100 34H99L98 37L96 36L95 39H97V38L100 39L99 41H98V39H97V41H98L99 44H100V43H101V44H102V43H106V42L108 41L110 44L107 42V46L109 45V47H111V45H113V47L110 48V49H112V50L118 48V46H119V49H116V50H117L116 53H117V52L119 53V52H120L119 50H121L122 48H123L122 51L126 50L127 48L125 49V48H124V45H125V47H127L128 44H129V46L131 47L130 49H134L135 52H136V51L138 52V50H140L138 53H137V52H136V53H135V52L133 53L134 50H130L129 48H128V49H129L130 51H132V52H130L128 49H127V50H128L129 52H127V50L124 51V52H126V54L129 53L128 56H129L130 54H131L130 57L134 56L133 58L136 57L134 54H137V56H138L139 53L142 54V55L139 54L140 58L138 59V57H137V61H136V59H132V58H130V57H128L129 59H127V57H126V60H125L126 62L124 63V65L127 63V60H128V61H129V60H131V61L134 60V61L136 62V63H135V62L133 61V62L135 63L134 66H133L132 64H130L131 66H129V65H127V64H128V63H127L126 65H127L128 67H132V66H133V67L135 68L136 64L138 63V64H141V65H137V67H141V69H143V68L146 69V68H147V69L150 70V65L148 66V64H151V66H153L154 63H156L157 60H158L157 63H159V64H161V63L164 64V62H167V61H168V63H170L169 65H170V67H171V65L174 63V61H175L176 59H178V60H176V62L174 63V64H175L174 66H176V63L178 64L179 60H180L181 63H182V62H183V58H184V63L181 64V63L179 62V64L182 65V66H183V65L185 66L186 64H187V66H188V69L184 68V71L187 70V71H185L184 73H182L183 71H181L182 68L179 69V70H180L179 73H175V72L173 71V69H175V68H172V67H171V68H172V71H171V72H174V73H175V74L173 73L174 75L171 74V75H172V76H171V75H170V72H169L170 67H169V65L166 64V63H165V64L167 65L166 67H167V68L169 67V69H167L168 72L166 73V72L161 68V69L163 70L162 73L165 72V73L167 74L166 77L169 79L168 82H170V83L167 82V84H168L169 86L166 85L165 93H167V94H160L161 96H159V94H157V93L155 94V91H157L158 89L160 90V85L164 83L163 81L168 80V79H165L166 77H164V78L162 77V76H163L162 73H161V76H160V73L158 72V67H161V66H160V65L157 66V64H155L156 67H157V68H155V65H154V68L157 70V72H155V69L152 68V69L154 70V73L159 74V75H156V76H154V77H152V75H151V74H152L151 72H152L153 70H150V73H151V74H150L149 72L146 71L147 69H146V70L143 69L144 72H145V71L147 72V73H145V74H144L143 71H142V72L140 71L143 75H147V74H148V75H149L148 78H149V77H152V78H150V79H153V78H154V79L152 80L153 83H152V82H149V84H148V86H149L150 84L153 85V86L150 85L151 87H149V89L147 88V89L151 92V93L149 92V94H150V96H151V97H150V96H147V95H146L147 93H146L145 91H144V93L142 92L144 95H142V93H140L141 91L144 90L143 87H146V86H141V85H143V82H144V81H149L148 78H147V76H146V78H145L146 80L144 79V77H142V78L144 79L143 82H142V80H141V79H142V78H141L142 75H141V74H140V75H139V74H134V73L136 72V70L139 71L140 68L138 69V68L136 67V68H135L136 70H135L134 68H133V69H132V68H126V70H125V69H122V68H125V67H126V66L123 65V62H121V59H120V57H119V56L122 55V53H119L120 55H119V54L117 55V54L115 53V50H114V51H111V50L109 49L112 53H115V54L117 55V57H116V55L112 54L113 57H114V58H112V59L115 60V59L117 58V59H116V64L119 63V62H121L122 65H123L124 67H121L119 64H117V65H119V67H117V68L119 69V68L121 67L119 70L122 69V73H121V71L119 72V71L117 70V68L114 69L116 64H115L114 61H113V63H114L115 65L112 63L114 66L112 65L113 68L111 67V70H109V69L106 67V64H102L103 66L105 65V67H103V68H104V69L106 68V69L108 70V72H109V71L113 72V70H115V72L118 71L119 74H120V73L122 74V75L120 74V76H121L122 78L124 77L123 74H126V76H127V73H125V71H126V72H130L131 70H133V72L135 71V72L133 73L134 75L132 74V76H134L133 78H134V79L137 78L138 80H141L140 82H142V84L140 85L141 87H140L139 85H137V84H139V82H138L137 80H136V82H138V83H136V82L134 81V83H136V88H137V89L135 88V89L137 90L136 93H135V89H134V87L130 89V87L135 86V84H134L133 82H129V84H130V83H132V84L129 85L130 87L128 88V83H127V80L130 79V78H131V81H133L132 76H129L130 78H128V77H124V78H128V79L125 81V82H126L125 84H127V88H128V90H127V88H126V90H127L128 93H130V94L128 95L130 98L127 96L128 93H127V94H124V95H126V96L130 99V101H128V98H127L126 96H125V98H127V100H126L125 98H123V94H121V89H120V90L118 89V90L120 91V96L122 95L121 97L123 98V100H125V101H122V100H121L120 103L123 102V105H124V102H127V101H128L127 103H129V105H130L131 103H132L131 105H133V101L131 102V100H134V104L136 105V106H135V105H134V106H131V105L129 106V105H128L129 107H128V106H125V107H126V108H125L124 106H122V105L120 104V105H121L122 107H124L125 109H127V107H128V108H130V111H133V110H131V108H132V109H133V108L136 109V108H139V106H140V107H143V106L145 107V106L148 104V102H150V104H148L149 106H153L154 104L152 103L153 101H151V100H154L156 106H159V107H160V105H158L157 103H160L161 100L164 99V98H165V99L170 98V99H168V101H170V102H168L167 100L165 101L166 104H168V103L173 104V102H174V103H175V102H176V103H179V102H180V104H182L181 106L183 107V109H185V108H184L185 105H186L185 107H188V104H187V103H189V102L191 103V102H192V99H193V101H194L195 103L192 102L193 104H191V105H194V106H195V105L197 104L198 106L201 107L202 105H204L203 103H205L206 105H207V103H208V104H210V103L212 104L211 101H214V99L218 97L217 99H215L217 102L214 101V104H213L214 107H212V106H210V105H207V106H210V110H212V108H213V110H214V108H216V111H217V110H219V108H221V106L223 107V108H222L223 110H224V109L227 110V109L224 108V107H227V106H228L227 108H229L230 111H231V112H230V111L228 110L229 113H230V114L232 113L233 116H234L233 113H236L235 116H237V115H238L237 113H239L240 110L242 109V111H241V113H240L239 115H241V116L244 117L245 114H250V115H246L247 118H248V120H250V121H251L253 118H254V119L257 118L256 116H258V118L261 117V116H259V115L264 116V113H263V111H264V110H263V109H264V105H263V104H264V102H263V101H264V98H263V97H264V95H263V94H264V90H263V89H264V55H263V54H258V55H257V54H250V52H243L242 50H240L241 48H239V49L236 48V49H235V48L233 47V45H232V46L230 45V43H231V41L229 40L230 38L226 35V32H227V30L229 29V27H228L229 25H227V23H229L230 21H233V22H244V21H246V20H249L250 18L255 17V18H254V19H255V24H256V22H257V23H260L261 27H263V26H264V0H253V1H252V0H239V1H238V0H175L174 2H176V4H175V5H170L169 8L171 9L172 6H173V10H172V9H171V10H172L173 12H176V13H173L175 16H174L173 14H171V15L174 16V17H173V16H171V17H173V18H175V19L177 18L178 20L181 18V21H179L180 24H179V23L177 24V19H176V20L174 19V20H175V21H174L173 18H172L173 23H170V24H169V22H170L169 20H171V18L168 20L167 17H170V16H161V17H164V18L157 17V18H160V19H158V20H156L157 18L152 19L151 21L143 20V19H145V18H144V17H140L139 14H137L138 16H137V15H134V13H136L137 11H136V12L133 11L134 6H133V5H130V4H132V3H131L129 0H128V1L125 0V2H124V0H117L118 2H117L116 0H111V1L108 0L109 5H110V4H113V5H110V6H112L110 10L108 9V8H110V6L108 5V6H109V7H108L107 5H105V4H106V1H105V2L103 1L104 4L101 3L102 0H101V1H94V2H92V0H87V1H86V0H80L81 2H80L79 0H76V1H75V0H68L66 4H65L66 0H65V1H63V0H62V1L58 0V1H57V2L60 1V2H62V3H64V4H58V3H56V0H55V1H54V0H42V1H41V4H39V3H40V0H35V1H33V3H32V0H22L21 2H20ZM36 1H37V2H36ZM38 1H39V3H38ZM83 1H84V3H83ZM119 1H120V2H119ZM126 1H127V2H126ZM135 1L138 2V3H141V4L145 3V0H135ZM250 1H251V2H250ZM8 2H9V3H8ZM30 2H31V3H30ZM44 2H45V3H44ZM53 2H54V5H55L54 7H56L57 4H58L57 6L60 7V8L56 7V11H55V8L53 9V4H52ZM60 2H59V3H60ZM70 2H71V3H70ZM97 2H98V3H97ZM99 2H100L101 4H100ZM110 2H111V3H110ZM129 2H130V3H129ZM37 3L40 5V7H39V5H38ZM69 3H70V4H69ZM75 3H76V4H75ZM79 3H80V4H79ZM114 3H115V5H114ZM127 3H128L129 5H128ZM4 4H5L7 7L12 6V5H13V6L10 7V8H6V6H5V8H6V9H5V8L3 7ZM8 4H9V5H8ZM67 4H68V6H67ZM71 4H73L74 6L71 5ZM123 4H124V6H123ZM126 4H127L128 6H127ZM37 5H38V7H37ZM31 6H32V8H31ZM33 6H34V7H33ZM41 6H42V7H41ZM43 6H44V8H43ZM71 6H72V7H71ZM106 6H107V8H105ZM118 6H119V7H118ZM122 6H123V7H122ZM131 6H133V7H132L133 9L131 8ZM16 7H17V8L19 7L20 10H21V12L18 11L19 8L17 9ZM21 7H22V9H21ZM51 7H52V8H51ZM70 7H71V8H70ZM114 7H116V8H114ZM124 7H125V8H124ZM30 8H31L32 10H36V11H35L34 13H32V10H31ZM41 8H42V9H41ZM69 8H70V9H69ZM112 8L117 10V11H115L116 13L113 14L114 10H113ZM119 8H121V9H119ZM1 9H2V10H1ZM3 9H4V10H3ZM10 9H11V10H10ZM59 9H61L60 13H59V11H58ZM85 9H83V10H85ZM104 9H107V11H108L107 13L109 14V17H108V16L105 17V14H106V13H105ZM131 9H132V10H131ZM9 10H10V11H9ZM25 10H26V11H25ZM27 10H28V11H31V13L27 12ZM47 10H48V12H47ZM69 10H73V11H72V12H71V11L69 12ZM75 10H76V9H75ZM111 10H112V11H111ZM118 10H119L120 12H118ZM123 10H124V11H123ZM134 10H136V9H134ZM174 10H175V11H174ZM5 11H4V15L6 16ZM24 11H25L26 13H25ZM39 11H37V15H34L35 17L32 16V19H33V18H36V16L43 17V16H40ZM49 11H50V12H49ZM85 11H86V10H85ZM125 11H126V13H125ZM131 11H133V12H131ZM178 11H179V12H178ZM2 12H0V13H2ZM17 12H19L20 14L17 15V14H16ZM46 12H47V13H46ZM63 12H64V13H63ZM66 12H68V13L66 14ZM128 12H129V13H128ZM22 13L25 15L24 18H23V14H22ZM28 13H29V14H28ZM61 13H62V14H61ZM103 13H104V14H103ZM122 13H123L124 15H123ZM127 13H128V14H127ZM131 13H133V14H131ZM137 13H138V12H137ZM27 14H28V15H27ZM50 14H48L47 17H45V18L43 17V18H44V19H47L48 16H49V19H47V20H50V21H51V19H55V18L51 17L52 14H51V15H50ZM59 14H60V15H59ZM96 14H98L99 17H98V15L96 16ZM102 14H103V15H102ZM108 14H107V15H108ZM110 14H111V15H110ZM115 14H116V19H115L116 22L114 21V18H115L114 16H115ZM117 14L120 15V16H119V15H118V16H119L123 21H124V19L126 20L127 17H128V19H129V16H127V15H130L131 18H133L132 16H134L136 22H137V20H140V18H141V20H142L143 22L146 21V23H147L148 25H147L146 23H145V25H144L142 21H141V22L138 21L137 23H135V21H132L133 23H132V22L130 23V20L128 21V19L125 21V23H124V22H121V20H120L119 23H120V22L123 23V24L120 25V24L117 22V21L119 20V19H117V18H119V17H117ZM126 14H127V15H126ZM177 14H178V16L181 15L182 17H180V18L176 17ZM182 14H183L184 16H183ZM16 15H17V16H16ZM41 15H42V14H41ZM56 15H57V16H56ZM88 15H89V16H88ZM91 15H92V16H91ZM121 15H122L123 17H122ZM53 16H54V13H53ZM63 16H65V17L63 18ZM93 16H95V17H93ZM100 16H101V17H100ZM126 16H127V17H126ZM135 16H136V17H135ZM21 17H22V19H21ZM39 17H37V18H39ZM138 17H140V18H138ZM13 18H11V19H13ZM29 18H28L27 20H30ZM37 18H36V19H37ZM57 18H58V20H59L60 17H57ZM102 18H103V19H102ZM108 18H111V20L113 19V20H112L113 23H112L111 20L108 21ZM131 18H130V19H131ZM136 18H137V19H136ZM165 18H166V19H165ZM183 18H184V19H183ZM96 19H97V20H96ZM100 19H101V20H100ZM161 19H162V21H161ZM153 20H154L155 23H156V21H157V22L161 21L160 24L162 23V24H161L162 26H161L160 24H159V26H157L158 23L155 24L156 26L153 25V23H154V22H152ZM155 20H156V21H155ZM165 20H166V21H165ZM167 20H168V21H167ZM24 21H26V20H24ZM38 21L41 22V21H43V20L41 19V20H38ZM54 21H55V20H54ZM60 21H61V20H60ZM91 21H92V22H91ZM93 21H94V23H95V22H97V23H95V25H94V24H93ZM105 21H106V22H105ZM107 21H108V22H107ZM164 21H165V23H164ZM182 21H183V23H182ZM228 21H229V22H228ZM26 22H27V21H26ZM44 22L48 24L49 21L46 22V20H45V21H43L42 23H44ZM52 22H53V21H52ZM52 22H49V23L52 24ZM55 22H56V21H55ZM57 22H58V21H57ZM110 22H111V23H110ZM114 22H115V23H118L119 25L117 26ZM126 22H129V23L132 24V25H136V24H137V26H139V25H141V26H139V27H136V26L133 27V26L129 25V23L126 24ZM150 22H152V23H150ZM166 22H167V23H166ZM174 22L176 23V25L174 24ZM45 23H44V24H45ZM53 23H54V22H53ZM91 23H92V24H91ZM98 23L100 24V28H101L102 30H100V28H98V27H99V26H97V25H99ZM103 23H104L105 25H104ZM108 23H109V27L107 26ZM138 23H141V24H138ZM149 23H150V24H149ZM181 23H182V24H181ZM184 23H185V24H184ZM101 24H102V25H101ZM124 24H126V25H124ZM166 24L169 25V26L167 27ZM1 25L4 26V24L1 23V24H0V27H1ZM5 25H7V24H5ZM11 25H12V24H11ZM115 25H116V26H115ZM123 25H124V26H123ZM127 25L129 26V28H128ZM142 25H143L144 27H143ZM146 25H147L148 28L145 27ZM150 25H151V26H154L155 29H153V27L151 28ZM170 25H172V26H170ZM178 25H179V26H178ZM182 25H184L183 28L181 27ZM3 26H2L0 29H4ZM9 26H10V24H9ZM14 26H15V25H14ZM14 26L12 25V27H14ZM177 26H178V27H177ZM4 27L6 28V26H4ZM12 27H11V29H12ZM15 27H16V26H15ZM15 27H14V28H15ZM120 27H121V28H120ZM161 27H162V29H161ZM166 27H167V28H166ZM176 27H177V28H176ZM179 27H180V30H179ZM184 27H185V28H184ZM225 27H226V28H225ZM227 27H228V29H227ZM17 28H18V27H17ZM21 28H22V27H21ZM94 28H96V29L94 30ZM97 28H98V30H97ZM108 28H109V29L111 28V29L109 30ZM127 28H128L129 30H128ZM133 28H135V30H134ZM136 28H137V30H138L139 32L136 30ZM140 28H141V32H140ZM165 28H166V29H165ZM170 28H171V29H170ZM181 28H182V29H181ZM188 28H189V29H188ZM221 28H223V29H221ZM23 29H24V28H23ZM25 29H26V28H25ZM25 29H24V32L26 33ZM30 29H31V28H29V30H30ZM104 29H105V31H104ZM118 29H119V31H118ZM121 29H122V30H121ZM157 29H158V30H157ZM185 29H186V30H185ZM220 29H221V30H220ZM225 29H226V31H224ZM260 29H261V28H260ZM260 29H259V30L257 29V31H256V30L253 31L252 35H253V37H254V36H256V35L258 34L256 37L259 36V38L254 37V39H256L257 42L260 40V41H262L261 43H263V39H264V38H263V37H264V29H261V30H260ZM5 30L7 31V29H5ZM12 30H16V28H15V29H12ZM12 30H9V31H10L9 33H11L12 36H14L15 34H13V31H12ZM19 30H20V29H19ZM19 30H18V32L15 31L14 33H16V35L18 34V35L21 37L22 35H21V32H19ZM26 30H27L28 35L30 34V35H29L30 37H28L27 33H26L27 37H25L26 35H24L25 33L23 32V33H24V34H23L24 37H25L26 39H27V38H28V39L32 38V39H31L32 41L35 40V41H33V42L31 41V42H32V47H33V43H36L38 39H41V40H38V41H42V37L40 36V33H37V34H39V36H40L41 38H39V36H38V39H34L35 36L32 37L33 35H37V34L33 33V31H36V30H32V31L30 30V33L28 32V31H29L28 28H27ZM90 30L93 31V32H92V35H91V31H90ZM131 30H132L135 34H134ZM143 30H144V31H143ZM146 30H147V31H146ZM152 30H153V31H152ZM155 30L157 31V33H156ZM160 30H161V31H160ZM162 30H163V31H162ZM174 30H175V31H174ZM177 30H179V31H177ZM182 30H185V31H182ZM187 30H188V31H187ZM189 30H190V31H189ZM218 30H219V31H218ZM262 30H263V31H262ZM0 31H1V30H0ZM2 31H3L4 33H3V32H0V36H1L0 38H1V39H2V38H4V39L6 38L5 40L9 39V38H7V36H8V35H11V34H8V32H7L6 34H8V35H6V34H5V31H4V30H2ZM20 31H22V30H20ZM38 31H39V30H38ZM38 31H37V32H38ZM89 31H90V33H89ZM107 31H108V33H109V34H107V35H109L108 37H107V35H105V34L107 33ZM127 31H129V32H127ZM142 31L145 32V33L143 34ZM158 31H159V32H158ZM210 31H211V32H210ZM216 31H217L218 33H217ZM31 32H32V34H31ZM110 32H111V33H110ZM116 32H117V34H116ZM131 32H132V33H131ZM148 32H149V33H148ZM152 32H153V33H152ZM161 32H162L163 34H162ZM179 32H180V33H179ZM219 32H220V34H219ZM221 32H223V33H221ZM224 32H225V33H224ZM258 32H259L260 34H259ZM2 33L5 34V35H3ZM88 33H89V34H88ZM94 33H95V34H94ZM103 33H104V34H103ZM113 33H114V34H113ZM122 33H123V34H122ZM129 33H130V34H129ZM137 33L139 34V36H137ZM160 33H161V34H160ZM178 33H179V34H178ZM181 33H183V34H181ZM211 33H212V34H211ZM1 34H2V35H1ZM101 34L104 35V36H100ZM110 34H112V35L110 36ZM156 34H157L158 36H157ZM180 34H181V35H180ZM184 34H185V35H184ZM213 34H214V36H213ZM215 34H216V35H215ZM224 34H225V35H224ZM18 35H17L16 38L19 39V36H18ZM131 35H132V36H131ZM134 35H135V36H134ZM143 35H144V36H143ZM161 35H163V36L165 35V39H164L165 41H164L162 44H161V38H162ZM211 35H212V36H211ZM222 35H224L225 38L228 37L226 41H230V42H229V43L224 42V41H223L224 38H223ZM261 35H262V36H261ZM141 36H142V37H141ZM154 36H157V37L155 38ZM159 36H160V37H159ZM217 36H218V37H217ZM219 36H220V37H219ZM260 36H261V37H260ZM8 37H10V36H8ZM14 37H15V36H14ZM14 37H10V38H14ZM22 37H23V36H22ZM24 37H23V38H24ZM86 37H85V38H86ZM105 37H106V38H105ZM109 37H110V38H109ZM112 37H113V38H112ZM133 37H134V39H133ZM135 37H137V38H135ZM209 37H210V38H209ZM215 37H216L218 40H220V41L222 40V42L218 41ZM16 38H15V40H14V39H10V42H9L8 40H7V41H4V39H2L3 41H0V42H4L5 44H7V43L9 42V43H8V46H10V50H8L9 47H7V49L5 48L6 46L4 47V43L2 44V45H3L2 47H4V48H3V49H0V50H2V52H4L5 49H6V51L11 52V55H10V54H6V56L9 55L8 57H18V56L20 55L19 53H21L20 51H22V50H20V51L17 52V54H15L14 52L17 51V48H16V50H15L14 52H12V50L15 49V46H14V49L11 47V46L13 45L12 43L14 42L16 45H18V44H19L18 42H19L20 40L22 41V38H20V40H18V42H17V39H16ZM36 38H37V36H36ZM87 38H88V37H87ZM87 38H86V40H87ZM102 38H104V42H101V41H103ZM130 38L133 39V40L131 41ZM138 38H139L140 40H137ZM141 38H142V39H141ZM154 38H155V39H154ZM213 38H214V40L216 39L219 43H223V42H224V43L226 44V46L229 48V51H227V50L225 49L223 52L221 51L220 54H219V53H215V52L213 53V52H212V49H210V48L214 45V42H216V40H215V41H214V40H211V39H213ZM92 39H93V38H92ZM92 39H89V40L91 41ZM95 39H93L92 41H94ZM105 39H106V41H105ZM107 39H108V40H107ZM109 39H110V40H109ZM111 39H112V40H111ZM115 39H116V42H117V47L114 48V46H115L114 44H116V42H113V40L115 41ZM209 39H210V40H209ZM11 40H12V43H11ZM82 40H83V39L78 40V41H81V42L83 43ZM121 40H122V42H121ZM136 40L139 41V42H138V43H134V42H136ZM224 40H225V39H224ZM15 41H16V42H15ZM29 41H30V40H29ZM43 41H44V40H43ZM62 41H63V42H62ZM67 41H68V40H67ZM67 41H66V39H65V40L61 39V41H58V42H57V41H56V42L54 41V43H55V46L59 45L60 43H63V44H65L66 46H67V45L69 46V44H68L69 42H67ZM110 41H112L114 44L111 43ZM126 41H127V42H126ZM128 41H129V42H128ZM156 41H157V42H156ZM207 41H208V42H207ZM209 41H210V42H209ZM6 42H7V43H6ZM22 42H23V41H22ZM25 42H26V41H25ZM25 42H24V43H25ZM31 42H28V43L26 42L25 44L23 43V44L25 45V48H26V47L28 46V44H30ZM46 42H47V40H46ZM46 42H45V43H46ZM86 42H89V41H86ZM86 42L84 41V44H82V43H81V44H82L83 46H85V44L87 45ZM94 42H96V40H95ZM118 42H119V45H118ZM123 42H124V43H123ZM140 42H141L142 44L144 43L145 45H142ZM149 42H150V43H149ZM151 42H152V43H151ZM172 42H173V43H172ZM218 42H217V43H218ZM255 42H256V41H255ZM10 43H11V44H10ZM38 43H39V42H38ZM38 43H37V45H38ZM41 43H42V44H41ZM41 43H39V44H40V45H43L44 42H41ZM45 43H44V44H45ZM56 43H58V44H56ZM66 43H67V44H66ZM76 43H77V42H76ZM78 43H79L80 46H82V45L80 44V42H78ZM120 43H121V44H120ZM126 43H127V44H126ZM147 43H148V44H147ZM154 43H155V44H154ZM171 43H172V45L175 46L177 49H176L175 47L171 46L170 49H169L168 51H165L164 53H163V52H161V53H154V52H157L158 49H160V48H164V47H166V46H169ZM174 43H175V44H174ZM202 43H203V44H205V43L208 44V43H209V45L206 46V45H203ZM259 43H260V42H259ZM9 44H10V45H9ZM15 44H14V45H15ZM20 44H21V42H20ZM23 44H22V45H23ZM26 44H27V45H26ZM70 44H71V43H70ZM74 44H75V43H74ZM91 44H92V42L89 44V46H90ZM101 44H100L99 46H102ZM122 44H124V45H122ZM131 44H132V46H131ZM134 44H135L136 46H137V44H138V46L135 47ZM146 44L148 45V47H149V45H150V47H149V48H148V47L145 48ZM152 44H153V46H152ZM158 44H159V45H158ZM176 44H177L179 47H178ZM227 44H229V46H228ZM22 45H21V46H22ZM24 45L22 46L23 48H24ZM34 45H35L34 47L37 46L36 44H34ZM40 45H39V46H40ZM45 45H46V44H45ZM76 45H78V44H76ZM76 45H75V46L73 45V46H74L75 48H76V47L79 48V49H77V48L75 49V48H74V49L76 50L77 53H75V50H74V49H73L74 52L72 51V49H71V48H73L72 46H71L70 49H69L68 46H67V50H68V51H67V54H69L68 52L72 51V52H70V54H69V55H70V59H69V56L65 55V58H66V56H67V58H68V59L66 58L67 61L70 60L71 63L73 62V63L75 64L76 61L79 60V61H80V64H81L82 62L87 61V60H85L87 57H88V59H89V58H92V61H94L95 58H98V57H95V55H96L95 52H93L94 55H92L93 53L91 54L93 48H95V47H99V46L97 45V43H96V45H95V44H94V45L92 44L93 48H92V47L89 48V49H91V50L86 49V48H84V47H82L83 49H81V47H79V45H78V46H76ZM103 45L106 46V44H103ZM120 45H122V48H120V47H121ZM141 45H142V46H141ZM210 45H212V46H210ZM29 46H30V48H31V44H30ZM39 46H38V47H39ZM46 46H47V45H46ZM62 46H63V45L61 44L60 48H61ZM66 46H65V48H66ZM89 46H88V47H89ZM105 46H104V48H106ZM155 46H156L158 49H157ZM158 46H159V47H158ZM180 46H181V47H180ZM209 46H210V47H209ZM0 47H1V43H0ZM2 47H1V48H2ZM16 47H18V46H16ZM22 47H21V48H22ZM38 47H37V48H38ZM41 47H42V46H41ZM41 47H40V49H41ZM69 47H70V46H69ZM85 47H86V46H85ZM109 47H108V48H109ZM138 47H139V48H138ZM142 47L145 48V49L143 48L144 50H146L147 52H149V54L146 53V55H145L144 57H143V55H144V50L142 49ZM151 47H152V48H151ZM153 47H154V48H153ZM202 47H203V48H202ZM230 47H231L232 49H231ZM239 47H240V46H239ZM37 48H31V49H32V50H33V49L35 50V49H37ZM58 48H59V46H58ZM58 48H57V47L54 48V49H55L54 51H57V52H52L53 49L51 48V50H50V51H51L50 56L52 55V56L54 57L55 53H56V54L60 53V52H58L60 48H59V49H58ZM99 48H100V47H99ZM99 48H97V50H98ZM104 48L101 47L100 50H101V49L104 50ZM136 48H138V49L136 50ZM172 48H173V49H172ZM174 48H175L176 50H175ZM178 48H180V49H178ZM19 49H20V48H19ZM19 49H18V50H19ZM28 49H29V48L27 47V49H25L24 51L26 52V50H27L28 52H26V53L31 54V56H32V55H33L32 53H34V51H30L31 49H30V50H28ZM42 49L46 50L47 47H45V46L43 45V48H42ZM56 49H57V50H56ZM80 49H81V50H80ZM95 49H96V48H95ZM95 49H94L93 51H97V50H95ZM106 49H107V48H106ZM106 49H105V51H107ZM148 49H149V51H148ZM151 49H152V50H151ZM156 49H157V50H156ZM206 49H208V50L206 51ZM209 49H210L211 52L209 51ZM234 49L236 50V52H235ZM44 50H40V53H41V51L45 52ZM69 50H70V51H69ZM77 50H78V51L80 50V53H78ZM82 50H84L85 52H82ZM86 50H88L90 53L87 54ZM103 50H102L100 53H102ZM141 50H143V51H141ZM150 50H151V51H150ZM153 50H155V51H153ZM170 50H173V51L170 52ZM181 50H183V51H181ZM233 50H234V51H233ZM24 51H23V52H24ZM29 51H30L31 53H29ZM122 51H121V52H122ZM174 51H175V52H174ZM37 52H38V49H37ZM43 52H42V53H43ZM48 52H49V51H48ZM81 52H82V54H81ZM111 52L109 53V51H108L107 54H106V52H103L102 55H103L104 57L107 55L106 58H109V57H112V56H111ZM166 52H167V53H166ZM172 52H174V53H172ZM176 52H177V54H175ZM180 52H181V53H180ZM4 53H6V52H4ZM12 53H14V55H16V56H13ZM26 53L23 54V55H25V57H23V56H22V53H21V59H19L20 57H19L18 59H19V60H22V59L24 60V59H26V58H27V59H28V58H31V57H29L30 55L27 56ZM40 53H39V54H40ZM42 53L40 54V57H41V55H42L41 60H42V59H43V60H46V59H45L46 57H44V56H45V55L47 56L49 53H47V50H46V52H45L46 54H42ZM53 53H54V54H53ZM83 53H84V54H83ZM104 53H105V55H104ZM165 53L168 54V55H166ZM170 53H171L172 55H174V56H172ZM37 54H38V53H37ZM37 54H34V55H37ZM60 54H61V53H60ZM60 54H59V55H60ZM65 54H66V53H65ZM75 54H76V57H75L76 59H74V58L72 59L71 57L75 56ZM78 54H79V55H78ZM108 54H110V56H109ZM123 54H124V53H123ZM154 54L156 55V57H152V56H154ZM164 54H165L166 56H168V57H170V56H172V57L169 58V59H167L168 57H166ZM178 54H180L181 56L178 55ZM17 55H18V56H17ZM43 55H44V56H43ZM59 55H57V56H59ZM62 55H63V54H62ZM62 55H60L59 57H61ZM71 55H72V56H71ZM81 55H83L84 57H81ZM87 55H90V57L87 56ZM97 55H98V56H102L101 54H99V52H97ZM97 55H96V56H97ZM163 55H164V56H163ZM38 56H39V55H37V57H38ZM52 56H51L52 59L50 58L51 60H55V58L57 57V56L55 55L56 57H54V59H53ZM91 56H92V57H91ZM122 56H125V55H122ZM126 56H127V55H126ZM141 56H142V58H141ZM149 56H150V59H149V60L147 59V61H148V62H147L145 58H149ZM158 56H159V58L156 59ZM177 56L180 57V58H178ZM22 57H23V58H22ZM40 57H39V58H40ZM43 57H44V58H43ZM59 57H57L56 60H57ZM63 57H64V56H62V58H61L62 62H66L67 64H69L70 61L67 62L65 58H64V59H65V61H64V60H63ZM94 57H95V58H94ZM162 57H163V58H162ZM165 57H166V58H165ZM176 57H177V58H176ZM32 58H33V56H32ZM34 58H35V57H34ZM47 58H49V57H47ZM78 58H79V59H78ZM93 58H94V59H93ZM121 58H122V57H121ZM154 58H155V59H154ZM172 58H174V59H172ZM238 58H239V59H238ZM71 59H72V60H71ZM81 59H82V60H81ZM112 59L109 58V59H108V62L110 63V61H112ZM118 59L120 60L119 62H118ZM140 59H141V60H140ZM171 59H172V60H171ZM241 59L243 60L244 63H242V60H241ZM23 60H22V61H23ZM47 60H49V59H47ZM58 60H59V59H58ZM61 60H59V61H61ZM90 60H91V59H90ZM138 60H139V61H138ZM163 60H165V61L163 62ZM185 60H186V61H185ZM237 60H240L241 62H240V61L237 62ZM79 61H77L78 64H79ZM92 61H91V62H92ZM143 61H144V62H143ZM145 61H146L147 63H146ZM172 61H173V62H172ZM228 61H229V62H228ZM230 61H232L233 63L231 64ZM88 62H89V61H87V65H88V64H89V65H92V63L95 64V62H92L91 64H90V62H89V63H88ZM142 62L145 63V66H148V67H145V66L142 64ZM234 62H236L237 64L234 63ZM73 63H72L71 65H73ZM130 63H131V62H130ZM134 63H133V64H134ZM171 63H172V64H171ZM202 63H204V65H201ZM238 63H239V64H238ZM80 64L78 65L79 67L82 66V65H80ZM83 64H84V63H83ZM85 64H86V63H85ZM85 64H84V65H85ZM94 64L92 65V66H94V67H90V69H88V71L91 70L92 73H96V72H97V69H98V68H97V69H94V68L98 67V65H97V63H96V67H95ZM107 64H108V63H107ZM152 64H153V65H152ZM223 64H224V65L226 64V65H225L226 67L223 66ZM69 65H70V64H69ZM75 65H76V64H75ZM75 65H74V66H75ZM84 65H83V66H84ZM87 65H86V66H87ZM89 65H88V66H89ZM110 65H111V64H110ZM110 65H107V66L110 67ZM200 65H201V66H200ZM228 65H229L228 68H229L230 70L227 68ZM230 65H231L232 67H231ZM235 65H236V66H235ZM238 65L241 66V68L239 67V70H236V69L238 68V67H237ZM242 65H244V66H242ZM76 66H77V65H76ZM83 66H82L81 68H83ZM99 66H100V64H99ZM143 66H144V67H143ZM177 66H178V65H177ZM182 66H181V67H182ZM184 66H183V67H184ZM222 66H223L224 68H223ZM233 66H234V67H233ZM84 67H85V66H84ZM162 67H164V66L162 65ZM200 67H201V68H200ZM206 67H207V68H206ZM230 67H231V68H230ZM242 67H245V68H242ZM23 68H24V69H23ZM86 68H89V67H86ZM86 68H84V69H86ZM91 68H93V71L95 70L96 72H95V71L93 72ZM103 68H102V69H103ZM178 68H180V66H179ZM178 68H176V69H178ZM203 68H204V69H203ZM208 68H210L211 70L208 69ZM221 68H222L223 70L227 68V70H224V71H223ZM232 68H233V69H232ZM234 68H236L235 70H236L238 73L234 72V75H233V71H235ZM21 69H23L24 71L27 70V69H25V67H21ZM99 69H101V67H100ZM200 69H201V70H200ZM202 69H203V71H202ZM218 69H219V71L221 70V71L219 72L220 74H219V75H218V74L215 75V72L217 73V72H218V71H217ZM248 69H249V71H248ZM86 70H87V69H86ZM123 70H124V71H123ZM162 70H160V68H159V71H162ZM165 70H166V69H165ZM206 70H207V71H206ZM208 70H209V71H208ZM240 70H246V71H243V72H242V71H240ZM15 71H18V70H15ZM27 71H29V70H27ZM175 71H176V70H175ZM201 71H202V72H201ZM204 71H206V72H204ZM226 71H227V72H226ZM228 71H229V73L232 72V74H229ZM60 72H61V71H60ZM60 72H58V73H60ZM65 72H66V71H63V72H61L60 74H62V75H63V74L66 75ZM111 72H110V73H111ZM123 72H124V73H123ZM177 72H178V70H177ZM208 72H209V73H208ZM212 72H213V73H212ZM221 72H222V73H221ZM225 72H226V73H225ZM28 73H29V72H27V74H26V72H25L26 76H28L29 79H30V78L33 79V77L31 76L33 73H31V71H30V73H31L30 76H29ZM66 73H67V72H66ZM110 73H109V74H110ZM137 73H138V72H137ZM165 73H164V74H165ZM180 73H181V74H180ZM210 73L214 74L215 76L212 75V74H210ZM224 73H225V74L228 73L229 75H231V76L234 77L235 79H233L232 77H230V76L227 74L229 77L226 75L227 78H226V80H224V79H223V78H225V74H224ZM235 73H236V74H235ZM240 73H242V74H241V75H242V78H241V76H240ZM168 74H169V75H168ZM177 74H178V75H177ZM237 74H238L239 76H238ZM244 74L248 75L250 78L253 79V81L251 82V85H250L249 83H250V81H251L252 79L249 78L250 80L247 79V80L249 81V83H248V81L246 82V80H244V79H246V77L248 78V76H244V77H245V78H244V77H243ZM249 74H250L251 76H250ZM34 75H35V74H34ZM113 75H114V72L112 73V76H113ZM116 75H117V74L115 73V75H114L113 77H115ZM128 75H131V72H130ZM150 75H151V76H150ZM176 75H177V76H176ZM220 75H221V76L224 75V76L221 77ZM235 75H237V76H235ZM117 76H118V75H117ZM117 76H116V77H117ZM120 76H119V77H120ZM136 76H138V77H136ZM139 76H140V77H139ZM164 76H165V75H164ZM174 76H175V77H174ZM173 77H174V80H175L174 82H175L177 85H176L175 83H172L173 81L171 82L170 78L173 80ZM217 77H218V78H217ZM124 78H123V79H124ZM162 78H163V79H162ZM213 78H216V79L213 80ZM231 78H232L234 81H236V78H239V81H238V79H237V81H238L239 83H236V84H235V82H232V79H231ZM1 79H3V78H1ZM27 79H28V78H25L24 81H26ZM29 79H28L27 81H29ZM32 79H30L29 83H30V82H34V81H31ZM164 79H165V80H164ZM176 79H177V81H176ZM228 79H230L231 81L228 80ZM242 79H243V80H242ZM4 80H5V79H4ZM22 80H23V79H22ZM124 80H125V79H124ZM189 80H190V81H189ZM222 80H223V81H222ZM227 80H228V82H227ZM2 81H3V80H2ZM129 81H130V80H129ZM224 81H226L225 83H227V84H225ZM258 81H259V82H258ZM4 82H5V84H6V81H4ZM4 82H3V83H4ZM13 82L16 83V82H18V81H13ZM13 82H10V83H13ZM19 82H21V80H20ZM41 82H42V83L44 82V83H43L44 85H43V84H41V85L45 86L46 88H47V85L49 84V89L46 90V92L48 93V92L50 91V94L52 93V94H51L52 96L55 95V94H53V93H54L53 90L56 89L57 87L54 88V89L52 90L53 83L51 84L50 82H48V84H47V81H46V82H45V81H41ZM162 82H163V83H162ZM190 82H191V83H190ZM195 82H196V83H195ZM222 82H223V84H222ZM229 82H230V83H229ZM243 82H246V83H243ZM253 82H254V83L257 82L258 85L262 87V88L260 87V89H262V91H261L260 89H258L259 92H258V91L253 92L254 94L256 93L255 96H252V97H254V100H253V98L251 97V95H253V93H252V94H249V93H251V90L255 89V88L252 89V87H253V84H252V83H253ZM7 83H9V81H7ZM22 83H23V84L20 83L19 86L22 85V87L24 88L27 82H25V85H24V82H23V81H22ZM37 83H38V82H37ZM37 83H34V84H35V85H38ZM68 83H69V82H68ZM88 83H89V84H88ZM88 83H86L87 85L85 84L87 87L84 86V87H86L87 89H85V88L83 87V88L86 90V92H87V90H88V91L91 90L90 88H91V86H92V85L90 84V82H88ZM94 83H96V82L94 81ZM144 83H145V82H144ZM160 83H161V84H160ZM171 83H172V84H171ZM189 83H190V84H189ZM192 83H193V86H192ZM219 83L221 84V86H219V85H220ZM231 83H232V85H231ZM240 83H241V84H240ZM242 83L244 84L243 86H245V84L250 85V86H249V89L247 88V86H248V85H247V86L244 88V90L242 91V89H243ZM260 83H261V84H260ZM13 84H14V83H13ZM13 84H12V85H13ZM17 84H18V83H17ZM45 84H46V85H45ZM54 84H55V83H54ZM92 84H93V82H92ZM173 84H174V85H173ZM187 84H188V85H187ZM216 84H217V85H216ZM224 84H225V86H222V85H224ZM229 84H230V85H229ZM237 84H238V85H237ZM262 84H263V85H262ZM3 85H4V84H3ZM6 85H8V84H6ZM10 85H11V84H10ZM12 85H11V86H12ZM39 85H40V84H39ZM41 85H40L39 88H41ZM50 85H52L51 88H50ZM56 85H57V83H56ZM56 85H54V86H56ZM58 85H60V86H62V85H66V87H65V86L60 87L61 89H62L63 87H65V88H63V89H66V88H68L67 85H69V84H67V83L65 82V84H60V83H59ZM58 85H57V86H58ZM88 85H89V86L91 85V86L89 87ZM94 85H95V84H93V87H92V88H94L93 90H95L96 87H97V85H96V86H94ZM170 85H171V86H170ZM172 85H173L174 87H173ZM226 85H227V86H226ZM228 85H229V87H228ZM234 85H235V86H234ZM258 85H257V84H254V87L258 88V87H259ZM0 86L2 87V88L0 87V89H3V87H4L5 85L2 86V84H1ZM8 86H9V85H8ZM8 86H5V87H4V89L6 88L5 91H7V92H8V90L11 89V86H9V88L7 89ZM14 86L17 87L18 89H17V88H15V89H13V90L11 89L12 93H14L15 90H17V91L19 90V93H16L17 91H16L15 93H16V94H20V92H21V90L19 89L20 87H18V85L16 86V84H14ZM14 86H12V87H14ZM27 86L30 87L31 84H28V83H27V85H26V88H27V89L24 88L26 91L28 90V87H27ZM32 86H34V85L32 84ZM69 86H70V85H69ZM138 86H139V87H138ZM148 86H147V87H148ZM161 86H162V85H161ZM189 86H190V87H189ZM191 86H192V87H191ZM215 86H216V87H215ZM230 86H231V87H230ZM232 86H233V87H232ZM236 86H237V87H236ZM238 86H239V87H238ZM257 86H258V87H257ZM37 87H38V86H37ZM37 87H34V90H33L32 87H30V88H32L33 91H36V92H37V90H35V89H38ZM72 87H73V86L71 85L70 88H72ZM155 87H158V89H157V88L155 89ZM168 87H169V90H168ZM196 87H197V88H196ZM240 87H241L242 89H241ZM23 88H22V89H23ZM97 88H98V87H97ZM138 88H141L142 90L139 89V90H140V91H139ZM175 88H176V89H175ZM213 88H215V89H213ZM218 88H219V89H218ZM239 88H240L241 91L244 92V93H245V92H248V94L250 95V98H251L253 101L249 98V95H248L247 93L245 94V96L248 95V97L246 96V98H249V99H250V100L248 99L249 101H248V100H245L246 98H245L244 95H243L244 98H245L244 100L241 99L243 96L240 97V99H238L237 97L240 96V94L238 95L239 92H237V91H240ZM246 88H247L248 90H250V91L245 90ZM41 89H42V88H41ZM41 89H39V92H41V91H40ZM75 89H76V87H75ZM77 89L80 90V88H78V87H77ZM77 89H76V90H77ZM99 89H100V88H99ZM150 89H151L153 92H152ZM172 89H175V90H172ZM210 89H211V90H210ZM217 89H218V90H221V91L219 92V91H217ZM237 89H239V90H237ZM43 90H44V88L42 89V91H43ZM51 90H52V91H51ZM79 90H78V91H79ZM93 90H91V91H93ZM114 90H115V89H114ZM114 90H113L114 94H112V93L110 92V93H111V94H109L110 96H111V95H112V96H113V95H114V96L118 95V94H117V93H119L118 90H117V89H116L115 91H114ZM129 90H130V91H129ZM154 90H155V91H154ZM167 90H168V92H166ZM222 90H223V92H222ZM255 90H256V89H255ZM2 91H3V90L0 91L1 94H3V93L5 94V93H6V92H3V93H2ZM23 91H24V90H23ZM26 91L23 92V94H22L23 97H24V94L26 93ZM81 91L83 92L82 88H81ZM81 91H80V92H81ZM91 91H89V94H90ZM101 91H102L101 89H100V92H99V90H98V92L101 93V94H103V93H107V92H108L107 90H105V92H103V93H102ZM103 91H104V90H103ZM109 91H110V90H109ZM116 91H117V92H116ZM131 91H133V92L135 93L136 96H130V95H133V92H131ZM205 91H206V92H205ZM210 91H214L215 94H218L217 92H219V94H218V96H215V97L212 98V99H210V98H206V95L210 94V93H209ZM226 91H227V92H226ZM241 91H240V92H241ZM253 91H254V90H253ZM260 91H261V92H260ZM39 92H38V93H39ZM44 92H45V90H44L42 93H44ZM46 92L44 93L45 95H47ZM94 92H96V94H98L97 90L94 91ZM94 92H91V94H92V93H93V94H92V96H90V99L88 98V97H89V94H88V92H87L88 97L86 96V95H87V94H86V95H85V96H86L85 98H86V99L88 98L89 100H86V99H85V100L88 101V102H89V101L91 102V101H92V98H91V97H94V96L96 95ZM115 92H116V93H115ZM124 92H125V91H124ZM137 92H138V93H137ZM202 92H203V93H202ZM221 92H222V93H221ZM224 92H225V93H224ZM15 93H14V96H15V97L13 96V99H14V100H18V98L21 97V94L18 95V97H17ZM34 93H35V92L32 93V91H31V89H30V91H29V96H28V91H27V93H26L25 96H26V97L28 96L27 98H29L31 95L35 96L36 94H38V93H36V94H34ZM42 93H39L40 95L38 94L39 96H38V95H36V96H38V98H39L40 96H43V95H41ZM74 93H75V96H76V94H77L78 92L76 93V91H75ZM74 93H73V94H74ZM131 93H132V94H131ZM169 93H172V94L169 95ZM207 93H208V94H207ZM244 93H243V94H244ZM258 93H259V94H258ZM4 94H3V95H4ZM7 94H8V93H7ZM7 94H6V95H7ZM30 94H31V95H30ZM50 94L48 93V95H47L46 97H49ZM115 94H116V95H115ZM137 94L141 95V97L144 96V97H142V100L144 101V103H145L146 105H145V104L143 103V101L140 99L141 97L138 98V99H136V97H138ZM202 94H205V95L203 96ZM221 94H223V95L226 96V97H223ZM227 94L230 95V96L227 97ZM241 94H242V93H241ZM260 94H261V96H260ZM3 95H2V96H3ZM9 95H10V96H9ZM9 95H7V97H8V98H12V97H11V93H10ZM45 95H44L43 97H45ZM82 95H83V93H82ZM98 95H99V94H98ZM106 95H108V94H106ZM109 95H108V97H110ZM156 95H157V97H156ZM162 95H163V96H162ZM166 95H168V96H166ZM256 95L259 96V98H257V99H258V103H255V102L257 101V99H256L257 96H256ZM262 95H263V97H262ZM0 96H1V95H0ZM33 96H31V97H33ZM73 96H74V95H73ZM73 96H71L70 98H68V97H67V98H64V99H65V103L68 102L67 99H71V100H73V99H74ZM78 96H81V95L78 94ZM78 96H77V97H78ZM83 96H84V95H83ZM102 96H104V95H102ZM102 96H101V97H102ZM120 96H119V97H120ZM152 96H153V97H152ZM164 96H166L167 98L164 97ZM171 96H172V97H171ZM174 96H175V98H174ZM176 96L178 97V101H179V102H178L177 100L174 101V99H177ZM196 96H197V97H196ZM200 96H201L202 98H201ZM220 96H222L223 98H221ZM231 96H232V97L235 96V97H236V100H243L244 102H243V101H235V99H234L235 97L232 99ZM4 97H5V95H4ZM7 97H6V98H7ZM96 97H98L99 99L97 100ZM101 97H99V96H95L93 100L96 99L97 102H98V101L101 102V100H102V101H103V102H102V105H103V103L106 102V101H104V100H106V98H107L108 101L111 100V102H113V100H114L115 98H119V97L117 96V97H114V99L112 100V98L110 99V98H108L107 96H104L105 98H104V97L101 98ZM131 97H132V98L134 97L136 100H135V99H132ZM146 97H147V98L149 97V98L147 99ZM155 97H156V98L159 97V98H158L159 101H158V100H155V99H156ZM160 97H162V99H161ZM163 97H164V98H163ZM204 97H205V98H204ZM219 97H220V98H219ZM260 97H262V98H260ZM2 98H3V97H2ZM8 98H7V99L3 98V99H5V100H9ZM15 98H16V99H15ZM27 98H24V99H25V105H21V103L23 104V102H22V100H21V99H23V98L19 99V102H20L19 106H20L21 108L18 107L17 105H15V106L17 107L16 109H15V107H13L14 103L16 102V101L13 102L14 100H13V101H10V100H9L8 102H13L12 109L17 110V109L20 108L21 111H22V109L25 111V109H26L25 107H27V105H28L27 103H30V102L33 101L32 98H31L30 102H29V99H28V102H26V99H27ZM35 98H37V97H34L33 99H35ZM72 98H73V99H72ZM80 98H81V97H80ZM80 98L77 99V101L80 100V101H78L77 104H78L79 106H81L79 102L84 101V105H85L84 107H86V104H85L86 101L83 100V99H80ZM83 98H84V97H83ZM100 98H101V99H100ZM103 98H104V100H103ZM153 98H154V99H153ZM171 98H174V99H171ZM180 98H181V101L179 100ZM188 98H190L191 101H190V99H188ZM203 98L206 99V100H203V101H202L201 99H203ZM229 98H230V99H229ZM0 99H1V98H0ZM61 99H62V98H61ZM61 99H60V97H59V100L57 99L59 102H58V101H57V102H58V103H61ZM64 99H63V100H64ZM109 99H110V100H109ZM120 99H121V98H119V101H120ZM145 99H146V100H145ZM149 99H151V100H149ZM165 99H164V100H165ZM185 99H186V101H185ZM207 99H208L209 101H208ZM219 99L222 100V101H220ZM223 99H224V100H223ZM225 99H226V100L229 99V101H228V100L226 101ZM5 100H4V102H5ZM35 100H36V99H35ZM63 100H62V101H63ZM66 100H67V101H66ZM96 100L93 101V102H96ZM139 100L142 101V102H140V103H143V104H144L143 106L138 102ZM147 100H148V101H147ZM164 100H162V102H163ZM171 100H173V101H171ZM182 100H183V101H182ZM233 100H234V101H233ZM255 100H256V101H255ZM261 100H262V101H261ZM77 101L73 100L72 102H74V103H72L71 101H69V103L71 102L70 104H67V103L64 104V103L62 102V103L64 104L63 108L60 107V106H59L60 108L58 107V108L60 109V110L58 109L59 112H57V113H59V114H58L59 117H61L62 115H63L62 117H65L64 115H66V113L70 112V111H65L66 113H64V114L62 113V110L64 109V107H65V109L68 110L69 107L67 108V106H69V105H71V106H70L71 108H74L73 114H74L75 117L73 116L72 113H71V114L69 113V114L72 115V117H74V118L78 117V116H76V115H78L79 113H76V114H75L74 112H76L77 109H79V108L81 109V108L83 107V104L81 103L82 106L79 107V108H77L78 106L75 105ZM108 101H107V103H105V104H106L105 106H107ZM114 101H115V103H116V100H114ZM187 101H188V102H187ZM197 101H198V102H197ZM205 101H206V102H205ZM207 101H208V102H207ZM225 101H226V102H225ZM246 101H247V102H246ZM251 101H252V102H251ZM260 101H261V102H260ZM0 102H3V101L1 100ZM6 102H7V101H6ZM17 102H18V101H17ZM17 102H16V104H17ZM19 102H18V103H19ZM57 102H56V103H57ZM90 102H89V103H90ZM100 102H99V104H101ZM111 102H110L109 104H111V107H113V108L110 109V108H109L110 105L107 106L108 109H105L106 107H105L104 105H103L104 107H101V108H103V109H105V110H108V112H110L112 109L115 110V108H114V107H115V104H114V102H113V103H111ZM117 102H118V100H117ZM135 102H137V103H135ZM146 102H147V103H146ZM167 102H168V103H167ZM182 102H183V103H182ZM201 102H202V103H201ZM215 102H216V103H215ZM220 102H221V103H220ZM222 102H223V103H222ZM228 102H229V103H228ZM230 102H231V105H230ZM232 102H234V103H232ZM239 102H240L242 105L239 104ZM242 102H243V103H242ZM248 102H249V103H248ZM56 103H55V106L57 105ZM151 103H152L153 105H152ZM163 103H164V102H163ZM163 103H162V104H163ZM165 103H164L163 105H166ZM176 103H175V104H176ZM185 103H186V104H185ZM190 103H189V104H190ZM198 103H199V104H198ZM219 103H220V104H219ZM224 103H225V104H224ZM236 103H237V104H236ZM245 103H246V104L248 103V104H250V105H248V104L246 105ZM251 103H253V105H251ZM254 103H255V108H256V109L258 108L256 111H253ZM261 103H262V104H261ZM72 104L75 105V107H74ZM87 104H88V103H87ZM113 104H114V105H113ZM118 104H119V103H118ZM162 104H161V105H162ZM171 104H170V105H171ZM183 104H184V105H183ZM216 104H217V105L219 104L220 107H216V106H215ZM232 104H233L234 106H233ZM243 104H244V105H243ZM256 104H257V105H256ZM259 104H260V105H259ZM58 105H59V104H58ZM65 105H67V106H65ZM102 105H101V106H102ZM125 105H127V104H125ZM163 105H162V106H163ZM170 105L168 104V106H170ZM191 105H190V106H191ZM197 105H196V106H197ZM219 105H218V106H219ZM224 105H225V106H224ZM229 105H230V106H229ZM236 105H237V106H236ZM258 105H259V106H258ZM61 106H62V105H61ZM196 106H195V107H196ZM198 106H197V107H198ZM240 106H241L242 108H241ZM243 106H246V107L248 108V109H246V111L248 110V113H246V111H245V108H246V107H243ZM256 106H257V107H256ZM261 106H263V108H262ZM22 107H24L25 109L22 108ZM84 107H83V108H84ZM88 107H89V104H88ZM99 107H100V105L98 106V108H99ZM116 107H117V105H116ZM118 107H119V106H118ZM122 107H121V108L119 107V108H116V109H117V110L120 109V111H121V109H122V110L124 109V108H122ZM154 107H155V105L153 106V108H154ZM211 107H212V108H211ZM234 107H235V108H234ZM237 107H238V108H237ZM239 107H240V108H239ZM250 107H251V108H250ZM260 107H261V110H260ZM54 108L57 109V106L54 107ZM61 108H62V110H61ZM71 108H69V110H70ZM76 108H77V109H76ZM95 108H96V107H95ZM95 108H94V110H93L94 112L96 111V113H98V114H99V113H102V112H103V113L105 112V114H107V112H106L105 110L102 111L103 109L101 110V108H99V109L96 108V109L99 110V112H97V110H96ZM189 108H190V107H189ZM189 108H188V109H189ZM217 108H218V109H217ZM65 109H64V110H65ZM75 109H76V110H75ZM80 109L78 110V111H80V114H79V115H81L82 113L84 114V112H85L88 108H87V109L85 108V109H84V112H83V109H82V110H80ZM89 109H90V107H89ZM135 109H134V111H135ZM188 109H185V110L188 111ZM190 109H192V106H191ZM190 109H189V111H190ZM231 109H232V110H231ZM233 109H234L235 111H234ZM236 109H239V111L236 110ZM0 110H1V109H0ZM2 110H3V109H2ZM20 110H19V111H18V110L16 111V112H17V113H16V118H17V114H18V115L21 114ZM64 110H63V111H64ZM72 110H73V109H72ZM100 110H101V112H100ZM127 110H129V109H127ZM185 110H183V112H184V114H186L185 116H186V118H187V115H188L189 113H188V112H187L188 114L185 113ZM213 110H212V111H213ZM223 110L221 111V109H220V112H218V113H221V112H222L223 115L226 114L225 116H227V114H228L227 112H228V111L225 113V110H224V111H223ZM243 110L245 111V112H244L245 114L243 113ZM249 110H250V111H249ZM251 110H252V112H251ZM3 111H4L3 113L0 111V112H1V115H2V114L4 115L5 110H3ZM46 111H48V114H47V115H49V112H50V113L52 112V113L50 114V116H53L52 114L55 112V109H53V110H49V109H48V110H46ZM46 111H44V114L42 113L41 115H44V116L46 117V114H45ZM56 111H57V110H56ZM60 111H61L62 115H60V114H61ZM87 111H88V110H87ZM89 111H90V110H89ZM89 111H88V113H90L89 116H88V113H87V115H85L87 118H84V117H85L84 115H82V116H84V117H82V116H80V117H82L84 120H85V119H88V120H87L88 122H90V121L92 122L93 120H95L94 117H93L95 114H94L93 112H92L93 114H91V111H92V110H91L90 112H89ZM112 111H113V110H112ZM120 111L118 110L117 112L119 113ZM214 111H215V110H214ZM237 111H238V112H237ZM261 111H262V112H261ZM8 112H9V111H7V113H8ZM71 112H72V111H71ZM81 112H82V113H81ZM249 112H251L252 114L249 113ZM253 112H256V113H257V114L254 113L256 116L253 114ZM258 112H259V113H258ZM260 112H261V113H260ZM7 113H6L5 115H8V116H3V115L0 116V117H2V118L4 117L3 119L0 118V123H1V120H6V119L8 120V119L10 118V116L12 117V119L15 118V117H14L15 115L12 116V115L7 114ZM14 113H15V111H14ZM103 113H102L101 115H102V117L104 118L106 115H105V114L103 115ZM113 113H114V115L116 114L115 111H114V112H110L111 115H113ZM208 113H209V116H208ZM208 113H207V117H209L208 119H209L210 121H212V123H213V122H214V119L216 118V117H214V119H212L213 116L215 115V112L212 113V116L210 115L211 112H208ZM216 113H217V112H216ZM24 114H26V113L24 112ZM24 114H23V112H22L21 117L25 118L24 116H27V115H24ZM69 114H67V115H69ZM85 114H86V113H85ZM98 114H96L95 117H96ZM108 114H109V113H108ZM108 114H107V115H108ZM110 114H109V116H110ZM242 114H243V115H242ZM9 115H10V116H9ZM29 115H30V114H28L27 118L29 117V118L31 119V121H32V120L34 119V118H33V115H32V117H30ZM36 115H37V114H36ZM36 115H35V116H36ZM41 115H38L39 117L36 116V118H39V119H40V118H41V117H40ZM58 115H56V112L54 113V116H55V117L58 116ZM101 115L99 114V115L96 117V118L99 119V121L96 119L97 122H100V120L103 119V118L101 117ZM252 115L255 116V117H253ZM35 116H34V117H35ZM50 116H47V118H49ZM54 116H53V117H54ZM90 116H91V117H90ZM99 116H100V118H99ZM163 116L165 117V115H162V118H163ZM168 116H169V115H168ZM182 116H183V115H182ZM185 116H184V117H185ZM210 116H211V117H210ZM215 116H217V114H216ZM219 116H220V114H218L217 118H218ZM225 116H224V117H225ZM246 116H245V117H246ZM251 116H252V117H251ZM7 117H8V118H7ZM19 117H20V116H18V118H19ZM62 117H61L60 121H58V122H57V121H54V120H51V119L49 120V119H46V118H42V119H46V120H48V124H49L50 121H53L54 124L58 123V124H56V126H57V125L60 126V124H61V122H62V124H61V125H62L61 128H63V126H64V127H65V126L67 127V124L70 122V121H67L68 123L65 122L66 124H64V123H63L64 120H67V119H68V120H73V121H71V122L76 121V120H74V118H73V119H70L71 116H70V118L67 116V119H66V118H62ZM80 117H78V118L80 119ZM106 117H108V116H106ZM5 118H6V119H5ZM18 118H17V119H18ZM27 118H26V119H22V118H20L21 120L18 119V120H20L21 122L24 120V121H23L24 123H22V126H24L25 124H26V126H27V125H30V126H27V127L24 126V129L26 128V130H27V129H29V127H30V128L32 127L31 129L27 130V132H29V131L31 130L32 133H38V131H39L42 127H44V128H45L44 130H46V131H47V130H50L49 128H46V125H45V124H46L47 122L44 121L45 123L43 124V126H42V124L40 123V124H41V127H37V122H38V126H40V125H39V122H41V121H37V120H39V119H36V118H35L34 121L36 120L37 122H36V123L33 122V124H32L31 122L28 121ZM32 118H33V119H32ZM50 118H52V117H50ZM56 118H57V117H56ZM90 118H91V119L93 118V119L91 120ZM169 118H171V115H170ZM169 118L166 117L165 120L163 119V121H165V123H164L163 121H158L157 118H155L156 120H154L153 123H154L155 121H157V122L154 123L155 125H156V124L158 125V122H160L161 124H164V125L166 124V125H167V123H169V121L171 120V119H170V120L168 121L167 119H169ZM237 118H238V116H237ZM249 118H250V119H249ZM251 118H252V119H251ZM258 118H257L256 120H258ZM261 118H264V117H261ZM30 119H29V120H30ZM57 119H58V118H57ZM76 119H77V118H76ZM79 119H77V122H80ZM89 119H90V120H89ZM211 119H212V120H211ZM220 119H222V115L220 116ZM220 119L218 118L217 120H220ZM254 119H253V120H254ZM15 120H16V119H13V121H15ZM18 120H16V121L19 122ZM25 120H26V121H25ZM58 120H59V119H58ZM61 120H62V121H61ZM96 120H95V122H96ZM161 120H162V119H161ZM166 120H167L168 122H167ZM215 120H216V119H215ZM235 120L237 121V119H235ZM259 120H260V118H259ZM16 121H15V123H16ZM27 121H28V123H27ZM81 121H83V120L81 119ZM87 121H86V122L84 121V123L80 122V125H81V124H82V125H85V123H87ZM126 121H127V120H126ZM126 121H124V123H126V124H127V122L129 123V121H127V122H126ZM222 121H224L225 123L227 122V123H226L227 126H225L226 124H225L224 126H225V128H227V129H229L228 127H230L229 131H230V130H233V128H236V126L238 125V124H237V125H236V124H235V125H232V124H231V123H232L231 121H229V122H231V123H228V121H226V120H224V119H223ZM222 121H221V124L224 123V122H222ZM236 121H233V124H234V122H236ZM238 121H239V120H238ZM238 121H237V123H238ZM5 122H6L7 125L10 124V123L8 124L7 121H5ZM5 122L3 121V123H1V124H3V125L0 126V127H3L2 130L0 131V132H2L3 134H4V132H5V134H6V132H8L7 135L10 136L11 133L13 134V131H14V134H15V131H16L18 128H19V130H21V129H22V131L24 130V129L21 127V124H19V127H18L17 129H16L17 126L12 127V126L15 125V124L12 122L11 119H10L9 122H12L13 124L11 123L12 125L9 126L8 129H7V128H5V127H7V125L5 126ZM42 122H43V120H42ZM55 122H56V123H55ZM71 122L69 123L70 128H73L74 125H75V127H76V123L74 122L75 124H74V125L72 124V125H73V127H72ZM166 122H167V123H166ZM29 123H31V124H29ZM118 123H119V125H121L120 122H118ZM118 123L113 124V125L116 126V127L118 128V130H119V127H120V126H119V127L117 126ZM122 123H123V121H122ZM124 123H123V126H121V128L124 127L125 129H123V130H126V128H129V127H128L129 125L127 124V126H126V124H125V126H124ZM212 123H211V125H210V126H211V129H213V128H212ZM239 123L241 124L240 121H239ZM16 124H18V123H16ZM34 124H36V125H35L36 127H35V126L33 127ZM63 124H64V125H63ZM77 124L79 125V123H77ZM129 124H130V123H129ZM161 124H159V126H160ZM44 125H45V126H44ZM69 125H68V126H69ZM113 125H112V126H113ZM143 125H144V124H143ZM149 125H150V127H148ZM151 125H153V124H147V125H146L147 127H146L145 125H144L145 127H144V126H143V127H144V129H146V128H151ZM155 125H154V126H155ZM157 125H156L155 127L153 126L154 128H153V127L151 128V129L154 130V131H153V132H150V133H149V131H152V130L146 129V131L141 132L140 129H142V130H144V129L141 128V126H140V128H138L139 126H135L136 129H135L134 133H135L136 130L138 129L137 132H141L142 135H144V137L146 138V139H145V138L142 137V136H139V137H138L139 133L136 132V133L138 134V135H137V138H139V139H141V138L143 139V138H144L145 140H142V139H141V140H142V142H144V143L146 144V146L143 147L144 150H143L142 147H141V146L145 145L144 143H141L142 145H140V147H141L140 150H139V149H136L137 147L139 148V146H136V148H135L136 150H138V151L141 152V149H142V151H143L142 153H145V152L148 150V148H149V150L152 149V148H154V149L151 150V151H154V150L158 151V149H159L158 146H159L164 140H166V138H167V137H166V138H164V140H162L163 138L161 137V135L163 134V132L166 134V135L164 134L165 136L168 135V137H171V136H169V133L166 132V131H167V130H166L167 127H168V129L171 128V129H169V131L172 130V127H173V126H172L170 123H169V126H168V125H167V126L165 125V129L163 128V129L166 130V131L162 130V126H163V125H161V128H160V129H157V128H159ZM213 125H215V124L213 123ZM50 126H51V122H50ZM54 126H55V125H53V127H54ZM56 126H55V127H56ZM59 126H58L57 130H58V129H61ZM104 126H105L104 129H105L106 127H111V124H110V126H106V125H104ZM218 126H219V124H218ZM221 126H223V124L220 125V127H221ZM238 126H239V125H238ZM240 126H241V125H240ZM10 127H12L13 130H12ZM47 127H48V126H47ZM53 127L51 126L52 129H53ZM55 127H54V128H55ZM75 127H74V128H75ZM163 127H164V126H163ZM213 127H214V126H213ZM215 127H216V126H215ZM220 127H219V130H221V131H219V134L221 135V134H223L227 129L224 128L225 131H223V130H222V127H221V129H220ZM231 127H232V128H231ZM14 128H15L16 130H15ZM35 128H36V130H38V129H39V130L36 131ZM68 128H69V127H68ZM68 128H67V129H68ZM121 128H120V131H121ZM209 128H210V127H208V129H209ZM216 128H217V127H216ZM10 129L12 130V132L9 133V131H11ZM33 129H34V132L32 131ZM55 129H56V128H55ZM55 129H54V130H55ZM63 129H64V128H63ZM65 129H66V128H65ZM102 129H103V127H102V128L100 127V130H99V131H101L103 134H102V133L99 134V132L96 133V134H98V136H100V138L103 137V136H106V137H107L108 135L111 136V134L117 130V129H115V127H114V130H115V131H113V128H111L112 130H111V132H110V131H108V130H110V129L107 128L108 130L106 129V130H104V131L109 132L110 134L107 133V135H105L106 132H103ZM155 129H157V130H155ZM208 129H207V131H206V133H205L206 135H204V133H202V135H204V136H208V135L211 133V131L208 130ZM3 130H4V132H3ZM6 130H7V131H6ZM8 130H9V131H8ZM44 130L41 129V132L44 131ZM147 130H148V131H147ZM159 130H160V131H159ZM17 131H18V130H17ZM17 131H16V133H18V134H16V135H17V137H18L19 135H21V134H19V133H22V131H20V132H19V131L17 132ZM24 131H25V130H24ZM35 131H36V132H35ZM50 131H51V130H50ZM158 131H159L158 134H160V132L162 131V134H161L160 136L156 133V132H158ZM169 131H168V132H169ZM213 131H214L215 134H217V133H218V128H217V130H216V129H215V130H212V132H213ZM215 131H217V133H216ZM25 132H26V131H25ZM25 132H24L23 136L26 135V136H25L26 138L23 137L22 135H21L22 138H21V136H19V137L21 138V140H23V139L25 138L23 142H21L20 140L18 141L19 137H18V139H17V137H15L16 135H14V134L11 135L12 137H11V136H10V137L8 136L9 138H8L7 136H5V134L3 135L2 133H0V136L3 135V137L5 136V138L7 137V139H12V140H11L12 142H13V140L15 139L13 145H15V144H19V142H21L20 145L23 146L22 143H24L25 141H27V139H28L29 142L27 141L28 144H27L26 142H25V144H27L28 146H24V147H32V146H38V147H40V146L42 145V142H41V145H39V140H38V142H37V143H38L37 145H33V143L30 141V140L32 139L31 135H30V137H31V138H30L29 135L26 134ZM146 132H148L147 134H148V135L150 134V135L148 136V135L146 134ZM204 132H205V131H204ZM207 132H209V133L207 134ZM222 132H223V133H222ZM39 133H40V131H39ZM144 133H145L146 135H145ZM151 133H152V134H151ZM225 133H226V132H225ZM225 133H224V134H225ZM29 134H30V133H29ZM96 134H95V135H96ZM101 134H102V136H101ZM153 134H154V135L157 134V135H155V136L161 137V138H158V137H157L158 142H159V139H161L162 141H161L160 143H158V142L156 141V137H155V136H152ZM129 135H131V134H129ZM129 135H128V136H129ZM134 135H135V134H134ZM134 135H133V136H134ZM140 135H141V134H140ZM210 135H213V133L210 134ZM210 135H209V136H210ZM261 135H263V136L260 137ZM261 135L258 136V137H259V138H263V137H264V133L261 134ZM98 136L96 135L97 138H99ZM110 136H109V137H110ZM162 136H163V135H162ZM185 136H187V134H185ZM188 136H189V135H188ZM188 136H187V137H188ZM192 136H193V135H192ZM3 137H2V139H3ZM13 137H15V138L13 139ZM27 137H29V138H27ZM92 137H93V135H92ZM96 137H95V138H96ZM106 137H105V138H106ZM126 137H127V136H126ZM134 137H135V138H133V137H131V138L134 139V140H135V139L137 140L136 136H134ZM140 137H141V138H140ZM163 137H164V136H163ZM180 137H181V136H180ZM187 137H186V138H185V137H184V138H183V137H181V138L178 137V138H179V140H180V142H181L182 139H183L184 141H185L186 139H188ZM190 137H191V136H190ZM255 137H256V136H255ZM258 137H256V138H258ZM0 138H1V137H0ZM88 138H89V140L85 138V140H88V141L90 142V144H88L87 141H85V142L87 143V145H91V144H93V142H94V137L91 138V136H90V137H88ZM97 138H96V139H97ZM131 138L129 137V139H131ZM178 138H176V139H178ZM252 138H253V137H252ZM2 139H0V140L2 141ZM16 139H17V141H16ZM90 139H91V140H90ZM96 139H95V141H96ZM125 139H126V138H125ZM125 139H123V140H125ZM132 139H131V140H132ZM169 139H170V138H167V142H168V141H171L172 138H171L170 140H169ZM173 139H174V138H173ZM189 139H191V138H189ZM253 139H255V138H253ZM4 140H5V139H3V141H4ZM32 140H33V139H32ZM92 140H93V142H91ZM179 140H177V141H179ZM183 140H182V141H183ZM1 141H0V142H1ZM3 141H2V142H3ZM6 141H7V140H5L3 143H1V145H5V144L7 143ZM33 141H34V140H33ZM120 141H121V140H119V142H120ZM127 141H128V138H127ZM127 141H124V142L122 141V142H123V143H126ZM129 141H130V140H129ZM129 141H128V142H129ZM174 141H175V140H174ZM177 141H175L176 144L179 143V142H177ZM242 141H243V140H242ZM248 141H249V140H247L246 142H248ZM262 141H264V138H263L262 140H259L260 143H261ZM8 142H9V140H8ZM30 142H31V143H30ZM75 142H76V144H77L79 141H75ZM82 142H84V140H83ZM82 142H80L81 145H79V146H82V144H83ZM119 142L117 141L118 144H119ZM128 142H127V143H128ZM140 142H141V141H140ZM171 142H172V141H171ZM9 143H10V144L7 143V144H8V147H7V148H8V149H11L12 146H9V145H12V144H11V142H9ZM34 143H36V141H35ZM123 143H120V144H123ZM168 143H169V145H168ZM168 143L166 144V142L164 141V143L160 145L161 148H162V146H163L164 144H165V146H166V145H167V146H170V145H171V147H173V146H172L173 143H170V142H168ZM256 143H257V142H256ZM256 143H254V146L251 145V147H255V144H256ZM260 143H259V145H260ZM30 144H32V146H31ZM78 144H79V143H78ZM114 144H115L114 146H116V143H115V142H114ZM118 144H117V146H118ZM120 144H119V145H120ZM241 144L244 145V143H240V145H241ZM249 144H250V143H249ZM249 144H247V146H248ZM252 144H253V143H252ZM263 144H264V142H263ZM1 145H0V150H1V148H2ZM29 145H30V146H29ZM84 145H86V144L84 143L83 146H84ZM156 145H158V146H157L158 149L155 148ZM173 145H175V144H173ZM243 145H241V146H243ZM245 145H246V144H245ZM256 145H257V144H256ZM261 145H262V144H261ZM261 145H260V146H261ZM6 146H7V145H5V148L3 147V148H4V151L8 150V149L6 148ZM17 146H19V145H17ZM112 146H113V144H112ZM117 146H116V147H117ZM165 146H164V147H165ZM167 146H166V148H167ZM262 146H263V145H262ZM262 146H261V148H262ZM15 147H16V146H14V148H15ZM108 147L111 149L110 146H108ZM116 147H115V148H116ZM151 147H152V148H151ZM164 147H163V148H164ZM171 147H170V148H171ZM229 147H230V146H229ZM248 147H250V145H249ZM248 147H247V148H248ZM131 148L133 149L134 146L131 147ZM131 148H130V149H131ZM161 148H160V149H161ZM166 148H165V149H166ZM244 148H245V147H244ZM247 148H246V149H247ZM261 148L258 146V151H261V153L264 154V153H263L264 149L262 148L263 150H260ZM5 149H6V150H5ZM105 149H108V148L106 147ZM132 149H131V150H132ZM167 149H168V148H167ZM249 149H250V148H249ZM253 149H254V148H253ZM113 150H114V148H112L111 151H110V150H106V153H107L108 151H110V152L112 153ZM136 150H134V151H136ZM149 150H148V152H146V153L144 154V156H146V154H148V153L150 154V151H149ZM163 150H164V149H163ZM217 150H218V149H217ZM220 150H223V149H220ZM247 150H248V149H247ZM251 150H252V149H251ZM255 150H257V148H256ZM4 151H3V149L1 150V152H4ZM134 151H132V153H133ZM138 151H137V152H138ZM156 151H154V152H156ZM244 151H245V150H244ZM1 152H0V153H1ZM129 152H131V151H129ZM140 152H138V154H139V155L137 154L138 156H142V155H143V154L140 155V154H141ZM220 152H221V151H218L219 154H220ZM248 152H249V151H248ZM252 152H253V154H254L255 151L253 150V151H251V153H252ZM101 153H102V152H100V154H98L99 157H101L100 155H102V154L104 155V154H105L104 149H103V153H102V154H101ZM108 153H109V152H108ZM108 153H107V154H108ZM111 153H109V154L112 155L114 152H113L112 154H111ZM132 153H128V154H131L132 156L136 155L135 152H134L135 154H134V153L132 154ZM210 153H211V152H210ZM213 153H214V151H213ZM213 153H212V154H213ZM216 153H217V152H216ZM216 153H215V154H216ZM218 153H217V154H218ZM245 153H246V152H245ZM251 153L249 152L247 156H245L244 153H242V154L240 153V154H241L242 157H243V155H244L243 158H245V159H246V157H248L246 161L249 162V160L253 157V156H252L253 154L251 155ZM255 153H256V152H255ZM109 154H108V155H109ZM121 154H122V155H121ZM121 154H118L119 157L116 156V155H114L115 158L113 157V155H112V156H109V157L106 155V158H109L110 161L112 162L113 160H115V159H117V158H119V159H120V158H121V159L124 158L123 156L126 155L127 153H126V154L121 153ZM208 154H209V153H208ZM208 154H207V156H208ZM217 154H216V155H217ZM219 154H218V155H219ZM235 154H236V153H235ZM249 154L251 155V156H250V159H249ZM257 154L259 155L260 153L258 152ZM0 155H1V154H0ZM103 155H102V157H105V155H104V156H103ZM137 155H136V156H137ZM233 155H234V153L232 154V156H233ZM120 156H122V157H120ZM193 156H195V157H191V158H196V155H193ZM204 156H205V155H204ZM204 156H202V157H204ZM207 156H205L204 158H208V157H209V158H211V160L213 161V158H212L211 155L208 156V157H207ZM214 156H215V155H214ZM219 156L221 157V155H219ZM238 156H239V155H238ZM241 156H240V157H241ZM254 156H255V155H254ZM262 156H263V155H261V156H259V157H260L261 159H264V156H263V158H262ZM99 157H97V158H99ZM102 157H101V158H102ZM110 157H113L114 159H113V158L111 159ZM116 157H117V158H116ZM127 157L130 158V155H129V156L127 155ZM202 157H201V160H202ZM215 157H216V156H215ZM217 157H218V156H217ZM217 157H216V158H217ZM235 157H236V159H237V158L240 159V157H237L236 155H235ZM242 157H241V158H242ZM101 158H99V162H100V159H101ZM199 158H200V157H199ZM199 158H196V159H194V160H195V161H196V160L199 161V160H198ZM209 158H208V159H209ZM218 158H219V157H218ZM218 158H217V160H218V162H219V160H221L222 157H221V159H220V158L218 159ZM232 158L234 159V156H233ZM103 159H105V158H103ZM109 159H108V161H107L106 159H105L104 161H107V162L109 163V162H110ZM124 159H126V157H125ZM236 159H235L234 161L231 160L230 164L233 163V165H229V167L233 166V167H235V169H238V171H237V170H234V169H231V168H232V167H231V168H230V174H231V171L234 170L235 172H233V173H236V175H237V173L240 171L239 169H240L241 167H242L241 170H243V165H240V164H242V163L239 162V161H241V160H237V162L240 163V164L237 163L238 166H241L240 168H236L237 166H234V164H235V162H236ZM245 159H243V162H246V161H244ZM248 159H249V160H248ZM90 160H92V159H90ZM90 160H89L90 164H89V162L86 163V165H87V164H88V165L85 166V168L90 167L91 163L93 162V164H94V163H95V160H97V159L94 160V158H93L94 161L92 160V162H91ZM203 160H205V159H203ZM203 160H202V161H203ZM217 160H215V161L217 162ZM1 161H2V158H1V156H0V162H1ZM208 161H209V160H208ZM259 161H260V160H259ZM3 162H4V161H3ZM3 162H1V163H3ZM97 162H98V161H97ZM97 162H96V163H97ZM99 162H98V164H99ZM190 162H193V161L190 160L189 163H190ZM200 162H201V161H200ZM206 162H207V161H206ZM216 162H215V163H216ZM220 162H221V161H220ZM252 162L254 163L253 165H255V166H256V164L258 163V162L255 163L254 160H253ZM262 162L264 163L263 160H262ZM1 163H0V164H1ZM100 163H103L102 159H101V162H100ZM194 163H195V162H194ZM197 163L199 164V162H196L195 164H197ZM203 163H205V162H203ZM83 164H85V163H83ZM83 164H82V165H83ZM93 164H92V165H93ZM186 164H187V166L189 165L188 163H186ZM186 164H184L185 167H187ZM205 164H206V163H205ZM205 164H204V165H205ZM228 164H229V163H228ZM248 164H249V163H248ZM261 164H262V163H260V165H261ZM82 165H81V168L84 167V166H82ZM94 165H96V164H94ZM94 165H93V166H94ZM181 165H182V164H181ZM184 165H183V166H184ZM193 165H194V164H193ZM201 165H202V164H201ZM201 165L199 164V166H201ZM216 165H217V164H216ZM218 165H219V163H218ZM218 165H217V166H218ZM246 165H247V164H246ZM246 165H245V166H246ZM250 165H252V164L250 163ZM258 165H259V163L257 164V168L255 167L256 170H254L255 168L252 169V170H254L253 172L256 171V175H251V174H250V173H252V174H254V173H253L252 171H251V172L248 171V167H249V166H247L246 168L244 167V168L247 169V171L249 172L247 176H249V174H250V175H251V177L249 176L250 179H252V177H253L252 180H248V181H250L249 183L252 184V185H250V184L247 182V180H246V179H247V176H245V173H246V172H244L245 169H244L243 171H240V172H242V173L244 172V175H242V173H241V174L238 173V174L244 176V178H242V179H245L246 181L243 180V182H246V183H248L249 185H247L246 183H243V182H242V185H243V184H245V185H244V186H241V185H240V184H241L240 182L242 181V180H241V177H242V176L240 177V176L238 175V176L240 177L239 180H241V181L239 182V180H238V178L236 177V175H235V174H233V175L231 174V177L235 175L234 177L237 178V179L235 178V179L237 180V181L235 182L236 185H240V186H241V187H240V186H238V187L235 186L236 189L234 188V186H233V187L231 186L232 188L235 189V190L233 189V192H234L235 194H233V193L231 192L232 190L230 191L231 187H230V185H229L230 183L232 184V182L234 181L233 178L231 179V180H233V181L231 182V180H230L229 178H228L229 180H228L227 178H225V179H226V180H225V179H223L224 176H222V181H223V183H225V181L228 180V184H227V185L223 184V185H225V186L222 185V182H220L219 184H217V186L220 185L219 187H221V185L223 186V187H221V190L216 186V187L218 188V190H220L221 192L223 191V192H222V194H221V192H219V191L217 192V190L215 189L214 191H216V193H213L214 196H215V194H217L215 198H214V197L212 198L213 195H211V197L209 198L208 195L211 194L210 192H208L209 190H207V192L209 193L208 195H206V194H207L206 192H205L206 194H204L203 192H201L202 188L205 189V191H206V189L209 188V187L211 186V185H209V183H208L207 185H209V186H207V188L205 187L207 182H212L213 179H214V178L212 179L211 177L209 178V177L206 176V174H210L212 171L210 172V170H207V171H209L210 173H206V172H205L206 174H204V172L202 173L204 176L207 177V179H208L209 181H207V182H203L204 180H207L205 177H203V178H205V179H203V181H201V180H202V176H203L202 174H201L202 176H200V177H201V180H200V178L198 179V181L200 180L201 182H203V183L205 184V186H204L205 188L203 187V185H204L203 183H201L202 185H200V186H199V185H196V184L199 183V182L195 179L196 177L198 178V176H196V177L194 176V177H195V178L193 177L194 179L191 177V175H192V176L194 175V174L191 173L194 169H190L189 166H188V168H189V171H190V173H191V174L189 173L190 176H187L186 174H183V173L185 172V171H183V173H181V174H183V175L180 176V178L183 177V179H184V178H187V177H191L193 180H196V181H195L196 184L193 185V189H194V187H195V189H196V186H197V188L200 190L199 192H201V194H204L205 196H208V197H205V198H204L205 200H206V198H209V200H211V201H214L215 199H216V201H217V199L220 198V199H218L219 201H217V204H215L216 201L213 203V202H211V201H210V202L207 201L208 199L206 200V201L209 202L210 204L213 203V204L215 205V208H217V209L220 208L219 206H220L221 203L224 201V198H227V197H225V195L228 196V193H224V191H225V190H224V187H226V191H225V192H229V193L231 192V193L229 194V196H228L229 203H230V200L234 199V198H233L234 195H235V197H236V196H238L240 193L243 195V198H242V196H241L242 199H240L239 202H238V199L240 198V195H239V197H237V198H238L237 201L234 199V200H235L236 202H238V203H240L242 200H243L242 202H245V201L247 202V201H248L247 198L251 197V198H249V200L251 199V200H250V201H251L250 204H248L249 202H247V203L245 202L246 204H244V203H240V204H241V205L243 204L242 207H245L244 205H246V206H247V205H250V206L252 207V205H253L252 203H254L255 205H256V203H257V204H258V203L260 204V205H259V204L256 205V207H254V205H253L252 208L250 207L251 209H249V211H247V210H248L247 207H249V206H247V207H246V208H247L246 211L249 213V216H248V213H246V212H245V214L247 215V217H246V215H244L245 218H246L248 221H251V220L253 219L252 217L257 215V216L254 218L255 220H252L254 225H255V223H256L255 226H254L251 222L245 221V222H248L247 224H249V225L252 224V225H253L252 229H255V230H256V229H259V228H255V227L258 225L257 222L259 221V219L262 218V220L260 219V221H259V222L262 221V222H261L262 224H263V222H264V216L262 217V215H261V211H262V209H263V207H264V205L262 204V203H263L262 201H264V200H261L262 203H260V202L258 201V200H260V199L257 200V199L254 198V197H255V194H256L258 197H259L261 194L264 195V194H263V192H264V187H263V186H264V185H263L264 182H262V180L259 179V178H263V179H264V177H263L264 174H262V173H264V172H262L263 168H260V167H262V166L264 167V164L261 165V166H259V170H260L259 172H261L262 175L259 174V172L257 171V169H258ZM178 166H179V165H178ZM199 166H197V167H199ZM222 166H223V165H222ZM225 166H227V164H226ZM225 166L222 167V168H226V169H227L228 166H227V167H225ZM176 167H177V166H176ZM185 167H184V168H185ZM191 167H192V164H191ZM250 167H251V166H250ZM253 167H254V166H253ZM253 167H251V168H253ZM85 168H84V169H85ZM180 168H181V167L179 166L178 169L180 170ZM182 168H183V167H182ZM182 168H181V169H182ZM184 168H183V169H184ZM192 168H194V166H193ZM200 168H201V167H200ZM200 168H199V169H200ZM220 168H221V167H220ZM251 168H250V169H251ZM79 169H80V168H79ZM79 169H78V170H79ZM199 169H198V170H199ZM78 170H77V171H78ZM81 170H83V169H80L79 171H81ZM173 170H174V169H173ZM191 170H192V171H191ZM198 170H197V172H198ZM200 170H201V169H200ZM200 170H199V172H200ZM223 170H225V169H223ZM223 170L221 169V172H220V173H222ZM228 170H229V168H228ZM228 170L226 171V173H227V176H230V174H228ZM203 171H204V169H203ZM263 171H264V170H263ZM176 172L178 173V171H176ZM181 172H182V170H181ZM193 172H194V171H193ZM195 172H196V169H195ZM197 172H196V173H197ZM199 172H198L197 174H199ZM257 172H258L259 176L261 175L262 177H261V176L258 177V176H257V175H258ZM66 173H67V172H66ZM168 173H170V172H168ZM172 173L174 174V173H175V170H174V172L172 171ZM179 173H180V172H179ZM67 174H68L67 176H70V177H66V176H65L66 174H64V176L69 180V179L71 178V175H72V174H70V172H68ZM173 174H172V175H173ZM181 174H180V175H181ZM187 174H188V172H187ZM197 174H195V175H197ZM213 174H214V173H212V177H213ZM222 174L225 175L224 172H223ZM246 174H247V173H246ZM163 175H164L165 177H166L167 175H169V176H168L169 179H170L171 176H172V175L167 174V173H166V175H165V173H164ZM175 175L179 177V174H178V175L175 174ZM184 175H186V176L184 177ZM210 175H211V174H210ZM210 175H208V176H210ZM214 175H215V174H214ZM64 176H61L62 178H61L60 180H62V181H58V183H59V182H63V181H68V180H65L66 178H65ZM254 176H255V177H254ZM158 177H159V176H158ZM162 177H163V176H162ZM162 177H161V178H162ZM168 177H167V178H168ZM173 177H175V176H173ZM178 177H177V178H178ZM231 177H230V178H231ZM245 177H246V178H245ZM249 177H248V179H249ZM256 177H257V178H256ZM63 178H65V179H63ZM156 178H157V177H156ZM156 178H155V179H156ZM159 178H160V177H159ZM161 178H160V180H161V182H162V179H164V177H163L162 179H161ZM167 178H166V179H167ZM148 179H151V178H147L148 183L155 182V184H154V183H152V184H154V185L147 184V183H146V184L149 185V186H150V185H151V186H154V188H155V189L157 188L156 190L158 191V190L160 189V187H161V185H160V187H159V183H160V182L157 183L156 180H155L154 178H152V181H151V180H148ZM178 179H179V178H178ZM183 179H182V180H183ZM188 179H190V178H188ZM210 179H212V180H210ZM254 179H258L259 181L261 180V182H262L261 184H262V185L259 184L260 182L258 183V180H254ZM145 180H146V178H145ZM153 180H154V181H153ZM160 180L157 178V181H160ZM173 180H176V179L174 178ZM179 180H181V179H179ZM182 180H181L180 182H179L178 180H176V182L174 181L175 184H174V182H172V180H169V181H171V182L169 183V181H168V184H163V182L160 183V184H163V185H165V186H169V184L171 185V183H173L172 185H176L177 181H178V183H181ZM149 181H150V182H149ZM163 181H164V180H163ZM165 181H166V180H165ZM229 181H230V183H229ZM52 182H53V181H52ZM52 182H50V183H52ZM54 182H55V181H54ZM213 182H214V181H213ZM213 182H212V183H213ZM237 182H239L240 184H238ZM251 182H253L254 184L257 182V183L259 184L260 187H261V186L263 187V189H262V190L258 189V191H260V192L255 193V191L257 190V188H258L259 186H258V184L256 183V187H257V186H258V187H257V188H254L255 185H254L253 183H251ZM50 183H49V185H50ZM56 183H57V182H56ZM56 183H53V184L55 185ZM164 183H165V182H164ZM166 183H167V182H166ZM178 183H177V184H178ZM212 183H211V184H212ZM53 184H51V186H53ZM157 184H158V187H155V186H157ZM199 184H200V183H199ZM233 184H234V183H233ZM195 185H196V186H195ZM234 185H235V184H234ZM46 186L48 187V184H47ZM46 186H44V188H40L41 190L38 188V190L42 191V189H45ZM201 186H202V188H200ZM212 186H213V184H212ZM214 186H215V185H214ZM227 186H229V187H227ZM245 186H248V187H250V188L246 187V188H248V189H246ZM47 187H46V188H47ZM146 187L148 188V186H146ZM162 187H163V186H162ZM239 187H240V189H239ZM251 187H253V188H251ZM260 187H259V188H260ZM147 188H145V189L147 190V193H146V190H145L144 193L147 194V195H148V193H149V195L151 196L150 193H151L152 189L150 188L151 191H148L149 189H147ZM152 188H153V187H152ZM222 188H223V190H222ZM227 188H228V189H227ZM229 188H230V189H229ZM237 188H238V189H237ZM244 188H245V189H244ZM36 189H37V188H36ZM193 189H191V193H192V191L195 190V189H194V190H193ZM211 189H212V187H211ZM211 189H210V190H211ZM250 189H252L253 191L255 190L254 193H253V191L250 190ZM238 190H240V191H238ZM242 190H243L244 194H246V195L248 194V195H247V198H246V196L241 192ZM36 191H37V190H36ZM153 191H154V193H156L155 190H153ZM153 191H152V193H153ZM197 191H198V190H197ZM197 191H195V194H194V195L199 194V192H197ZM250 191H252V193H251ZM188 192L190 193V191H188ZM188 192H187V194H185V197H186V196L188 197ZM196 192H197V194H196ZM211 192H212V191H211ZM239 192H240V193H239ZM247 192H248V193H247ZM249 192H250V194H251L252 196L249 195ZM154 193H153V194H154ZM191 193H190V194H191ZM236 193H239V194H236ZM260 193H261V194H260ZM35 194H37V193H35ZM130 194H131V193H130ZM134 194H135V193H134ZM136 194L139 195L140 192H138V193H136ZM153 194H152V196H153ZM190 194H189V197H190V196L192 197L193 193H192L191 195H190ZM201 194H200V195H201ZM218 194H219V196H218ZM224 194H225V195H224ZM232 194H233V195H232ZM128 195H129V194H128ZM131 195H132V194H131ZM131 195H130V196H131ZM141 195H142L143 197L145 196V195L142 194V192H141L140 196H141ZM147 195H146V196H147ZM154 195H155V194H154ZM262 195H261V196H262ZM126 196H127V195H125V197H126ZM133 196H136V195H133ZM142 196H141V198H142ZM146 196H145V197H146ZM197 196H199V195H197ZM197 196H193L192 198L197 197ZM217 196H218V198H217ZM220 196H224L223 200H221L222 197H220ZM257 196H256V197H257ZM261 196H260L259 198L264 197V196H262V197H261ZM106 197H107V196H106ZM127 197H128V196H127ZM136 197H137V196H136ZM138 197H139V196H138ZM138 197L135 198V200L137 201V203H138V202H140V203H141V202H145V200H146L145 197H144L145 200H142V201H141L140 197H139L140 201H138V200H137ZM147 197H148V199H149V196H147ZM229 197H230V199H229ZM104 198H105V197H104ZM121 198H122V197H121ZM121 198H120V199H121ZM123 198H124V196H123ZM128 198H129V197H128ZM132 198H133V197L131 196V199H132ZM151 198H152V197H151ZM180 198H183V200H184V196H182V197H180ZM211 198H212V199H211ZM244 198H246L247 200L244 201ZM253 198H254L255 200H257V201H255ZM109 199H110V198H109ZM116 199H117V198H116ZM126 199H127V198H126ZM133 199H134V198H133ZM133 199H132V201H133ZM187 199H188V198H187ZM200 199H201V202H202V203L200 202ZM200 199L198 198V200H199L200 203H199L198 201H196V202L193 201V202H194V205H195V203H196L195 208H196V210L198 209V211H199L200 208H201L200 206H199V207H200V208H199L198 205L201 204V206H202L203 203H206L205 200H202V199H203L202 196L200 197ZM252 199H253L256 203H255L254 201L252 202ZM30 200H32V198H31ZM30 200H28L27 202H29ZM99 200H102V198L99 199ZM104 200H106V198L103 199V202H105ZM113 200H115V199L112 198V201H113ZM118 200H119V198L117 199V201H118ZM123 200H125V199H123ZM135 200H134L133 202L131 201V203H130V202H128V203L131 204V206H132V204L135 202ZM181 200H182V199H181ZM190 200H191V199L189 198V201H190ZM194 200H195V198H194ZM196 200H197V198H196ZM228 200H225V201H227V203H228ZM234 200H233V202H235ZM106 201H107V200H106ZM112 201H111V199H110V201H109L110 204L113 203ZM120 201H121V200H120ZM127 201H128V200H127ZM129 201H130V199H129ZM146 201H147V200H146ZM149 201H150V200H149ZM149 201H148V203H149ZM153 201H154V199H153ZM184 201H185V200H184ZM184 201H183V202H184ZM191 201H192V200H191ZM191 201H190V202H191ZM225 201H224V202H225ZM27 202L25 203V205L28 204ZM109 202H105V205L108 204ZM124 202H126V201H124ZM183 202H181L180 205H181V204H182V205L184 204V208H185V209L182 208V210H185V211H183V214L180 213V211L182 212V210H181V208L178 206V207H179V208H178V211H179V212H178V215H179V214H182V215H183V216H182V215H179V216H182V218L184 217V222L186 223V225L191 224L190 226H192V224H197V225L200 224V221H198L199 219L197 218V220H196L195 215H196V213H197V214H199V213L201 214V212H199V213H198V211L196 212L194 206L191 205L193 202L190 203L189 206H188L187 203H185L186 201H185L184 203H183ZM197 202H198V204H197ZM218 202H219V203H218ZM220 202H221V203H220ZM233 202H232V203H233ZM29 203H30V202H29ZM100 203H101V202H100ZM114 203H117V204H118V202H116V200L114 201ZM114 203H113V206H110V207H114V206H115ZM119 203H122V202H119ZM128 203L126 202V204H128ZM137 203L135 202V204H134L135 206L133 205V206L135 207V209L137 208V209L135 210L136 212L139 211V210H138V206H141V205L138 203V206L136 207ZM148 203L144 204V205H146L147 210L151 208V206H149V205H151V203H153V202L149 203V205H148ZM209 203H208V205H207V206H208V209H207V210H209V207H210ZM227 203H226V204H227ZM229 203H228V204H229ZM232 203H230V204H232ZM129 204H128V205H129ZM142 204H143V203H142ZM185 204H187V205H185ZM206 204H207V203H206ZM213 204H212V205H213ZM218 204H220V205L218 206ZM224 204H225V203H224ZM251 204H252V205H251ZM101 205H103V204H101ZM111 205H112V204H111ZM152 205H153V204H152ZM190 205H191V206H190ZM204 205H205V204H204ZM212 205H211V206H212ZM216 205H217V206H216ZM232 205H233V204H232ZM232 205H227V206H228V207H229V206L232 207ZM236 205H237V203H236ZM238 205H239V204H238ZM107 206H108V205H107ZM131 206H130V207H131ZM133 206H132V207H133ZM185 206H186V207H185ZM187 206H188V207H187ZM192 206H193V207H192ZM207 206H202L201 209H203L204 207H207ZM222 206L226 207L225 205H223V203H222V205H221V208L223 209ZM258 206H259V207L261 206V207L259 208ZM108 207H109V206H108ZM132 207L130 208L131 211H129V209H128V211L126 210L127 212H130V214H131V212H132L131 216H132L133 213H134V212H133V211H134V210H133L134 207H133V208H132ZM141 207H143V206H141ZM181 207H182V206H181ZM189 207H192V208L194 209V210H192V209L190 208V209L193 211V213H194L195 215L192 214V211L189 209ZM197 207H198V208H197ZM212 207L214 208V206H212ZM212 207H210V208H212ZM228 207H227V208H228ZM230 207H229V208H230ZM143 208H144V210H146V209H145V206H144ZM143 208H142V209H143ZM186 208L188 209V211H187ZM215 208H214V210H215ZM221 208H220V209H221ZM227 208H224V209L227 210ZM229 208H228V209H229ZM255 208H256L257 210H256ZM139 209H141V208L139 207ZM179 209H180V210H179ZM217 209H216V210H217ZM252 209H253L254 211L256 210V211H255L256 213H255L254 211H252ZM150 210H151L152 213H153V210H154L153 207H152V209H150ZM150 210H149V212H151ZM157 210L160 211V210H162V209H157ZM176 210H177V209H175V210H173V211L175 212ZM189 210H190L191 212H190ZM207 210H206V209H203V211H206L207 214H210V216H211V214L214 213V214L212 215V216H213V219H212V220L215 222L216 220H214V218H215L214 215H215V214H218V213H215L214 210H211L212 213L210 212V210H209V211H207ZM216 210H215V211H216ZM242 210H243V209H242ZM242 210H241V212H242ZM244 210H245V208H244ZM258 210H259V211H258ZM126 211H125L124 213L127 214ZM140 211H142V210H140ZM140 211H139V212H140ZM173 211H172V212L170 211V213L172 214ZM194 211H195L196 213H195ZM203 211H202V212H203ZM223 211H224V210H223ZM227 211H228V210H227ZM143 212H144V211H143ZM147 212H148V211H147ZM147 212L145 211V213H147ZM154 212H156L157 215H158L159 213H164V211H160V212L158 213V212L155 211V210H154ZM216 212H220V213H221V211H218V210H217ZM251 212H252V213H251ZM262 212H264V209H263ZM124 213H123V214H124ZM170 213L167 212V214H166V213H165L166 215L163 214L162 217L167 216V218H171V219H174V218L176 219V218H177V219H178V215L176 214V217H175V216H174V215H175L174 213H173L174 218H172V217H173L172 215H171L172 217H171V216L168 217V215H169ZM189 213L191 214V216H190ZM130 214H128V215H130ZM186 214H189V215H186ZM200 214H199V215H200ZM236 214H237V213H236ZM238 214H240V213H238ZM242 214H244V213H242ZM251 214H252V215H251ZM259 214H260V215H259ZM262 214L264 215V213H262ZM98 215H100V216L102 217L103 214H98ZM98 215H97V216H98ZM124 215H125V214H124ZM124 215H123L122 217H124ZM128 215H127V217H128ZM153 215H155V214L153 213ZM157 215H155V218H156V219L159 218V220H157V221L162 222V224L160 225L159 222H158V223H157V224H159V226H158L157 224L153 223L155 228H153V229H149V231H150V230H151V231H152V230H156V228H158V227L160 228V227H161L160 229L163 230V232H161L159 228H158V229H159V231H160L161 233H163V234H162V238H163V239H161V236H160V238H158L159 235H157V236H158V237H157L158 239H157V238H156V235H154V234H158V233H157L158 231H157V232H156V231H152V232L150 231L149 235L146 234V233H148V232H147V231H148L147 229L150 228V226L152 225V224H151V225L149 226V224L152 223V221L149 220L150 223L147 221L148 224L145 223V224L148 225V226H147V225H145V224L143 225V223H142L143 221L141 222L140 220H137L138 222H137L136 225H135L136 227H135L134 225H132L131 229H132V230H133V229L135 230L136 228L138 229L139 226L142 224V225L146 228L147 231H146L145 228L143 227V230L141 231V232H142V233H141L140 230H141L142 228H139V229H140V230L138 229L139 232H138V231H137V232H131V233H130V237L128 236L129 234L127 235L126 239H127L128 237L131 238V239H128L127 241L130 243V241H131V240L133 241V239L136 237V236H135V237L133 238V236H134V235H137L138 233H140V234H139V237H140V235H141V236H143L144 239H147L148 237H151V236H152V237H151L152 240L149 238V240H150L151 242H153V240H154L155 238H156V240L160 241V239H161V240H164V239H167V238L170 236V237L167 239V241L165 240V241H166V244H167V242H168V241L170 240V238L172 237L171 232H170V231H173V230H172V226H173V223H172V222H174V224H176L175 226H177L176 228H178V229H176V230H180L181 227H178V226H181V225H177V224H183V223H184V222H183V219L180 218V219H178L179 221H177V219H176V220H173V221L171 220V222H170V219H167V218L165 217L166 220H165V222H164V219H165V218L163 219L162 217H158L159 215H158V216H157ZM193 215H194V216H193ZM199 215H198V217H200V216H203V217H204V216L206 215V213H205V214H202V215H200V216H199ZM250 215H251V216H250ZM6 216H7V215H6ZM6 216H3L2 218L5 220ZM89 216H90V215H89ZM95 216H96V215H95ZM97 216H96V217L92 216L94 219L91 218V217H89V221H88V219L86 218V219H87V223H88V222H89V224H90V222H91V223H92V222L97 223L96 221L99 220V219H98L99 217L97 218ZM189 216H190V217H189ZM216 216H217V215H216ZM232 216H233V219L231 218ZM232 216L230 217V221H231V219L234 221L235 218H236V217L234 218V215H232ZM4 217H5V218H4ZM85 217H87V216H85ZM104 217H105V216H104ZM104 217H103V220L105 219ZM125 217H126V216H125ZM153 217H154V216H153ZM186 217H187V218H186ZM203 217H202V218H203ZM239 217H240V218H239L240 220H243V219H244V218L242 217L241 214H240ZM241 217H242V218H241ZM249 217H250L251 220L248 219ZM82 218H84V216H83ZM96 218H97L98 220H97ZM107 218H109V216H108ZM155 218H153V219L151 218V220H153V221L155 220V222H157ZM185 218H186V219H185ZM191 218H195V219H194V220H193V219L190 220V221H192V222L189 221V222H188L189 224H188L187 221H188L189 219H191ZM202 218H200V219H201V222H202V221L204 222L205 219H207V220H206L207 222H208V220H209L208 217H206L205 219H202ZM6 219H7V218H6ZM91 219H92V220H91ZM95 219H96V220H95ZM181 219H182V222H183V223H182V222L180 223ZM187 219H188V220H187ZM239 219H238V218L236 219V220H237V223H235V224H238V221L240 222ZM1 220H2V219H0V221H1ZM4 220H2L3 222H0V227H1V224L4 223ZM94 220H95V221H94ZM100 220H101V219H100ZM100 220H99V221H100ZM103 220H102V221H103ZM105 220H107V219H105ZM141 220H143V219H141ZM160 220H161V221H160ZM162 220H163V221H162ZM185 220H187V221H185ZM195 220H196L197 223L194 222ZM212 220H211V221L209 220V221L212 223ZM228 220H229V217H228V219H227L226 221H228ZM139 221H140V225L138 226L137 224H139ZM166 221H167V222L169 221V222L171 223V224H170V223L168 222V224H169L171 227H170L168 224H166V223H167ZM175 221H177V222H175ZM226 221L224 220L225 224L222 223V221H221V223H222L223 225L221 224L220 226H223V227H224V225H226ZM233 221H231L230 223H232ZM255 221H257V222H255ZM163 222H164V223H163ZM193 222H194V223H193ZM214 222H213V223H214ZM243 222H244V221H243ZM243 222H241V227H238V228H242V226H244L243 229H245V230H246V229H249V230H250L251 227H249V225H245V224H246L245 222H244L245 224L242 225ZM254 222H255V223H254ZM185 223L182 225V227L185 225ZM211 223H210V224H211ZM215 223H216V222H215ZM215 223H214V224H215ZM228 223H229V221L227 222V224H228ZM261 223H260V224H261ZM134 224H135V223H134ZM163 224H164V225H163ZM202 224H203V223H201V226L203 227ZM205 224H206V222H205ZM208 224H209V222H208ZM208 224H206L205 227L210 225V224H209V225H208ZM2 225H3V224H2ZM142 225H141L140 227H142ZM186 225H185V226H186ZM216 225H217V224H216ZM218 225H219V223H218ZM218 225H217V226H218ZM228 225H229V224H228ZM230 225H231V224H230ZM233 225H234V222H233ZM233 225H232L231 227L229 226V228H231V229H237V228H236V225H234L235 228L233 227ZM239 225H240V224H239ZM133 226H134L135 228H133ZM137 226H138V227H137ZM152 226H153V225H152ZM166 226H167L168 228H167ZM175 226H174V227H175ZM185 226H184L182 229H184V230L187 229L188 231H191V230H189V228H185ZM193 226H194V225H193ZM195 226H196V225H195ZM198 226H199V225H198ZM213 226H215V225H213ZM213 226H212V227H213ZM217 226H215V228H216ZM246 226H248L249 228H248V227L245 228ZM263 226H264V225H263ZM263 226H262V227L260 226V227H261V228H264ZM174 227H173V229H175ZM188 227H189V226H188ZM199 227H200V226H199ZM223 227H220V228H222V230L220 229L222 232H223V229H224ZM227 227H228V226H227ZM232 227H233V228H232ZM257 227H259V225H258ZM162 228H163V229H162ZM165 228H167V229L165 230V231H168V232H165V233H167V234L164 233V229H165ZM191 228L193 229V227H190V229H191ZM195 228H196V227H194V229H195ZM215 228H214V229H215ZM14 229H17V228H13V230H14ZM128 229H129V228H127V230H128ZM131 229H129V231H130ZM137 229H136V230H137ZM158 229H157V230H158ZM214 229H212L211 231L214 232ZM227 229H228V228H227ZM176 230H175V232H176ZM217 230H219V228H218V229L216 228L214 233L211 232V231H209V232H211L210 235L216 234ZM220 230H219L218 234L221 232ZM224 230H225V229H224ZM229 230H230V229H229ZM240 230H241V233L243 234L242 229H240ZM255 230H253V234H254V235H255V233H258V234H261V233H262V232L259 233L258 230H256V231H255ZM259 230H261V229H259ZM14 231H15V230H14ZM16 231L19 232V230H16ZM16 231H15V232H16ZM21 231L24 232L23 229H22V230L20 229V232H19V233L17 232V233H18V236H19V234H22L23 237H27V236H28V235H27L28 231L25 232V233H26V234H25L26 236H24L23 233H21ZM25 231H26V230H25ZM144 231H146V233H145ZM226 231H227V230H226ZM232 231L234 232V230H232ZM243 231H244V230H243ZM261 231H264V229L261 230ZM143 232H144V233H143ZM155 232H156V233H155ZM177 232H178L177 234H180L181 230H180V232H179V231H177ZM200 232L203 233L204 230H203V231L200 230ZM200 232L198 231V233H200ZM233 232H231V230L225 232V233H229V234L231 233V234H232V235L230 234L232 237L229 235L230 238H232L231 240L225 237V238L227 239L228 242H229V241H232V240L234 241V237H233V236H235V235H233V234H234L236 231H235L234 233H233ZM246 232H247V236H249V237L251 236V237H252L251 239L254 238V235H251V234H252L251 230H250V232H248V230H246ZM134 233H135V234H134ZM136 233H137V234H136ZM151 233H153V235H152ZM161 233H159V234H161ZM168 233H170V235H169ZM182 233H183V232H182ZM182 233H181V235H182ZM202 233H201V234H202ZM206 233H207V232L205 231V235H206V236H205L204 234H203V235L205 236V238L207 237L208 240H207V239L204 240L205 238L202 239L203 241H205V243H206L207 241L209 242V241L212 239L211 236H209V235H208V236H209L210 238H208V236H207L208 233H207V234H206ZM212 233H213V234H212ZM225 233L223 232L222 235L225 234ZM237 233H238L239 236L245 237V238L243 239V241H242V240H241L242 238L239 237L238 235H236L238 238H241V239H240V240H241L240 243L244 242V243H242L243 245H242L241 247H238V245H237V246L235 245L237 248H239V249L241 248V249H242V250H240L241 252L238 251L239 249H237L236 247H234V245L232 246V248L230 247V249H228V250H227V248H225L226 246L224 247L223 244L221 245V244H220V243H221V242H220V240H221L220 238H223L224 236L227 235V234H226V235L220 237L221 233H220V235L217 236V238L220 239V240L217 239V241H219V244L215 242V241H216V240H215V237H216L215 235H214V237H213V239H214L215 241L212 239L213 242H214V245L217 246V244H218L217 250L219 249V246L221 245V247L224 248V249H226V251H225V250L222 251L223 249H222L221 247H220V249H222V250H220V249H219V250H220L221 252H227V251H228L226 254H227L229 257H230L231 254H233V253L235 254V252L238 251V252L236 253L237 255L235 254V256H236L237 258H238V255H239L240 253H243L242 251H244L243 255L245 254V251H246L247 255H246V254H245L244 256H243V255H239L240 259L244 262V264H246V263L250 264L251 262H253V264H254V262H255V264H257L259 261H260V263H258V264H264V256H263V255H264V237H262L264 232L262 233L261 236L258 235V236H260V237H258V236L255 237L256 240H257V242H259V243H257L256 241H254V242H256V243H252V242H251L252 240L246 237V233H245L244 235H240L241 233L239 234V230L237 231ZM248 233H249V234H248ZM250 233H251V234H250ZM131 234H133V235H131ZM144 234H146L145 237H144ZM164 234H165L166 236H167V235H168V236L165 237ZM172 234H173V232H172ZM184 234H185V233H184ZM201 234H199V235H197V236H200ZM235 234H236V233H235ZM117 235H118V234H117ZM117 235H114V236L116 237ZM147 235H148V236H147ZM163 235H164V236H163ZM175 235H176V233L174 234V236H175ZM181 235H178V236L176 235V236H177L178 238H180V239L182 238V236H185V235H182V236H181ZM194 235H195V232H194ZM256 235H257V234H256ZM114 236H113V237H114ZM118 236H119V235H118ZM131 236H132V237H131ZM146 236H147V237H146ZM174 236H173V237H174ZM176 236H175V238H172L171 242H172V241L175 242L174 239H176V241H177ZM201 236H202V235H201ZM204 236H202V237H200V238H203ZM227 236H228V235H227ZM229 236H228V237H229ZM236 236H235V237H236ZM19 237H20V236H19ZM113 237L110 238V240H112V241L110 242L111 244H109V242H108V240H107V242H105L104 244L100 245V246H103V245H106V244H107L106 246H103V247L97 246V247H95L96 249L99 247V252H98V249H97V253H98V255H97V253H95V254L93 253V251L95 250V249H93V248H94L93 246H92L93 248H90V249H92V250H91V254H90V255H91V256H90V259H91L92 261L89 259V254H88V253H90V251L87 253V252L85 251L86 249H84L85 247L82 248V249H81V247H78V248H80L81 252H80V250H79L77 247H76V248L74 247L73 249H74L75 251H74L73 249H70L72 253H71V252L69 253L68 251H70V250H67L66 248H64V249H66L67 252H65L64 249H63L62 251H59L60 249H62V247H61L60 249L58 248V250L56 249V250H55L56 252H54V249H53V251H52V249H50V248H48V249H49L50 251H52V252L54 253L55 256L58 255L57 257H59V256L62 254L61 252L64 251V254H63L64 256L61 255L60 257H63V258L65 259V261H67V257H69V256H65V255H70L72 259H71L70 257H69V259H71L70 261H73V262L69 263V260H68V262H67L66 264H72V263H73V264H77V263H78V264H81L80 261H81V262H86V263H88V264H92L91 262H93V263H96V262H97V261H95L96 259H99V260L101 259V260H102V259H103L102 257H105V256L107 257L108 255L110 256L111 253L109 254V252H112V254H113V253L116 251V249H117L116 246L119 247V244H121V246L125 245L124 243L128 244L127 241L125 242V238L122 240V239H119V238L117 237L119 240L116 239V238H114V240H113ZM237 237H236V238H237ZM261 237H262V239H261ZM136 238H137V237H136ZM140 238L142 239V237H140ZM140 238H137V239H136L137 241L134 239L133 245H134V243L139 242ZM198 238H199V237H198ZM225 238H223V239L221 240L222 243H223V241L226 240ZM236 238H235V239H236ZM257 238H259V239H257ZM138 239H139V240H138ZM144 239H142V241H144L145 244H146V242L149 241V240H146V241H145ZM180 239H179L178 242H175V244L178 243V245H179ZM185 239H186V238H185ZM196 239H197V237H196ZM224 239H225V240H224ZM247 239L250 240V241H247V244H246L245 241H246ZM110 240H109V241H110ZM116 240H118L119 243H118V242H115ZM120 240H122V241H120ZM129 240H130V241H129ZM202 240H201V241H202ZM236 240H237V239H236ZM240 240H239V241H240ZM253 240H255V239H253ZM261 240H262V241H261ZM132 241H131V242H132ZM135 241H136V242H135ZM140 241H141V240H140ZM165 241H162V242L160 241V242H161L162 244H164ZM181 241H182V240H181ZM184 241H185V240H183V243H184ZM191 241H192V240H189L188 242L190 243ZM195 241H196V240H195ZM201 241H200V243H199L198 240L196 241V243L193 241L194 244H195V246H198V245L200 246V248H199V246H198V247H195L194 244H193V247H195L196 251H194L195 249H194V250H191V251H190V249H189V252H191L194 256L191 255V253H190V254H189V253H186V252L188 251V249H187V251L184 250V252L186 253V256L189 258V260H188L187 257H185V255H184L185 253L183 252V250H180V251H182V253H184V254H182V253L180 254L179 252L177 253V255H183V256H184V257L182 256V257H183V260H180V261H182V262H181L182 264H183V261H184V264H185V262L187 263V261H188L187 264H190L191 260H193V262L196 263V264H197V263H198V264H201L202 262H203V263L205 262L204 264H207L208 261H209L208 264H211L212 262H213V264H216V262H218L217 264H222V262L224 263L225 261L227 262V264H228V263H229V264H231V263H232V264H234V263H235V264H236V263H237V264H242V263H240V262H242L240 259H237L236 257H233V258H235V259L232 258V256H233L234 254L231 255V259H229V260L227 259V258H229L228 256H226V257H222V258H219V259H222V260H219V261H218L217 258H211V257H210V258H207V257H204L205 254H206V256H207V254L210 253V252H208L210 247H211L210 250L213 251V252L211 251L212 253H217V252H215L216 249L213 250L214 248H216V246L214 247V245L212 246V244H211V246H210V244H209V245L207 244L208 246L206 245V248H207V247H209V248H208V251H207V249H206V251H207L208 253H207L206 251H202V252H201V250H204L203 248H205V246L201 245V244L204 243V242H201ZM237 241H238V240H237ZM122 242H123V243H122ZM151 242H150V243H151ZM169 242H170V241H169ZM169 242H168V243H169ZM197 242H198V244H197ZM208 242H207V243H208ZM210 242H211V241H210ZM210 242H209V243H210ZM213 242H212V243H213ZM225 242H226V241H225ZM249 242H251V244H250ZM147 243H149V242H147ZM150 243H149V244H150ZM154 243H155V242H154ZM161 243L158 242L159 245H160ZM189 243L187 244L188 246H189ZM191 243H192V242H191ZM191 243H190V245H191ZM233 243H234V242H233ZM235 243H237V242L235 241ZM262 243H263V245H262ZM112 244H113V246L115 247V249H113V246H109V248H112L113 251L115 250L114 252H113L111 249H109V251H108V245H112ZM115 244H116V246H115ZM155 244L157 245V242H156ZM185 244H186V242H185ZM196 244H197V245H196ZM238 244H239V243H238ZM248 244H249V246H248ZM256 244H258V245L255 246ZM128 245H129V244H128ZM131 245H132V244H130L129 246H131ZM156 245H155V246H156ZM178 245H176V250H179V248H181V247H186V248H187V246H185V245H184V246H181V245H183L182 243H181V245H180L179 247H178ZM204 245H205V244H204ZM230 245H231V244H230ZM239 245H241V244H239ZM245 245H247V246L245 247ZM250 245L252 246V248L250 247ZM259 245H260V246H259ZM121 246H120V247H121ZM191 246H192V245H191ZM262 246H263V247H262ZM68 247L70 248V246H68ZM68 247H67V248H68ZM87 247L89 248V246H87ZM120 247H119V248H120ZM149 247H150V246H149ZM149 247H148V249H146L145 251L151 249V247L154 248L153 245H152V243H151V247H150V248H149ZM177 247H178V249H177ZM193 247H192V249H193ZM201 247H203V248L201 249ZM233 247H234V250H233V253H232L231 251H232ZM243 247H245V248H243ZM248 247L251 248V249H253V247H254V250H256V252H257V250H258V254H257L254 250H252L253 252L251 253V251H249V250H251V249H249ZM259 247H262V248H259ZM69 248H68V249H69ZM71 248H72V247H71ZM100 248H103V249H100ZM105 248H107V249L105 250ZM189 248H190V247H189ZM198 248H199V249H198ZM212 248H213V249H212ZM246 248H247V249H246ZM256 248H257V249H256ZM48 249H47V250H48ZM90 249H87V251L90 250ZM182 249H184V248H182ZM235 249H236V250H235ZM243 249H245V250H243ZM248 249H249V250H248ZM47 250L45 249V252H44V251H43V252L41 251V252L44 254V256L46 257V258L44 257V259H43V257L41 258V256H43V255H41V254H42L41 252L39 253V254L41 255L40 257H39V254H38V253H37V254H36V253H35V254H34V253L32 254L33 256H34V255H35V256H38V258H39V262H38V263H36V262H37V257H35V258H36V259H35L31 254H28V256H27V255H26V256L23 255L25 258H28L29 255H30L31 258H29V259H25L23 256H22V257H23L25 260L28 261V264H29V263L32 264V262H34V260L36 261L35 264H41V263H43V262L46 261V260H47V261H46L45 263H47V262L49 263V261H50V263H51V262L53 261V258H54V261H53L54 263H53V262H52V263L55 264L57 261L63 259V258H60V257H59L60 259L57 258V257H54V255L52 254V252H51V254H49L50 252H48ZM72 250H73V251H72ZM76 250H78L80 254L82 253V250H83V253L81 254V256H80V254L78 253V251H76ZM100 250H101L102 254H101ZM102 250L105 251V252H104L105 255H104V253H103ZM118 250H119V249H117V251H118ZM176 250H174L175 253H173L174 251H172V254H173L172 256H174V255L176 254ZM229 250H230V251H229ZM247 250H248V251H247ZM259 250L262 251V252H260ZM46 251H47V252H46ZM57 251H59V252L57 253ZM84 251H85V252H84ZM106 251H108V253H107ZM151 251H152V249H151ZM193 251H194L195 253H193ZM197 251H200V253H202L201 255L199 254L200 257H199V255H198L199 252H197ZM73 252H74V254H77V255L79 254V256L81 257V258H80V259H81L80 261L76 262V261H77L76 257L73 259V257H74V256L72 257ZM148 252H150V251H148ZM203 252H204V253H203ZM205 252H206V253H205ZM218 252H219V251H218ZM229 252H230V254H229ZM45 253H46V255H45ZM55 253H56L57 255H56ZM65 253H67V254H65ZM92 253H93V256L95 255L94 257L92 256ZM99 253H100L101 255H100ZM106 253H107L108 255H106ZM115 253H116V252H115ZM150 253H151V252H150ZM253 253H254V254H253ZM255 253L257 254L256 256H255ZM259 253H260V256H259ZM262 253H263V254H262ZM48 254H49V255H48ZM85 254H87V259H88V260L86 259V256H82V255H85ZM116 254H117V253H116ZM145 254H146V255H145ZM145 254H144V255L147 256V254H149V253H146V252H145ZM168 254L171 255V252H170V253L167 252V255H168ZM188 254H189V255H188ZM47 255H48V256H52V255H53V256H52L53 258H50V257H48ZM102 255H103V256H102ZM151 255H152V257H153L154 254L151 253ZM162 255H164V254L162 253ZM162 255H161V254H160L159 256L155 255V257H153L154 259H153L151 256H148V257H151V258H152V261H157L156 258H157V257H163ZM167 255L165 254V256L162 258V260H163L165 257H167ZM170 255H169V256H170ZM249 255H250V257L248 258L247 256H249ZM252 255H253V256H252ZM79 256H77L78 260H79ZM99 256H100V257H99ZM101 256H102V257H101ZM109 256H108V257H109ZM112 256L114 257V254H113ZM156 256H157V257H156ZM191 256H192L193 258H191ZM245 256H246V257H245ZM251 256H252V258H251ZM22 257L20 256V258H21L22 260H21L20 258H17V257H16V259H17V261H15L16 263L12 262L13 260H16V259H13L12 261L9 260V261H8V264H10L11 262H12V264H13V263H14V264H21L22 261H23V262H27V261H24V259H23ZM65 257H66V258H65ZM82 257H83V258L85 257V259H83V261H82ZM91 257H92V258H91ZM95 257H97V258H95ZM106 257H105V258H106ZM110 257H111V256H110ZM194 257H195L196 260H197V259H199V260L196 262V260L194 259ZM197 257H198V258H197ZM242 257H243V258H242ZM244 257H245V258H244ZM257 257H258V258L260 257L261 259L258 260ZM32 258H33L32 262H29V260L32 259ZM40 258H41L42 260H44V261H43V262H40ZM47 258L50 259V260H48ZM56 258H57V259H56ZM93 258H95V259L93 260ZM128 258H129V256H128ZM128 258L126 257V259H128ZM151 258L148 260V263H149V261L152 262V261H151ZM184 258H185V259L187 258V260H184ZM204 258H205V259H204ZM223 258H225V259H223ZM247 258H248V260H247ZM18 259L21 260L20 263H19V260H18ZM55 259H56L57 261H56ZM58 259H59V260H58ZM158 259H159V258H158ZM181 259H182V258H181ZM190 259H191V260H190ZM200 259H201V260H200ZM203 259H204V260H203ZM212 259H213V261H212ZM215 259H216L217 261H216ZM232 259H233V260H232ZM250 259H251V260H250ZM252 259H254V260H252ZM256 259H257L258 261H257ZM51 260H52V261H51ZM75 260H76V261H75ZM86 260H87L88 262H87ZM89 260H90V261H89ZM99 260H98V262H99ZM101 260H100V261H101ZM159 260H161V258H160ZM159 260H158V261H159ZM210 260H211V263H210ZM214 260H215V262H214ZM224 260H225V261H224ZM227 260H228V261H227ZM231 260H232V261H231ZM234 260H236V261H234ZM239 260H240V261H239ZM244 260H247V261H244ZM261 260H262V261H261ZM30 261H31V260H30ZM55 261H56V262H55ZM65 261H64V262H65ZM180 261H179V262H180ZM206 261H207V263H206ZM238 261H239V262H238ZM256 261H257V263H256ZM23 262H22V264H27V263H23ZM61 262L63 263V260H62ZM98 262H97V263H98ZM123 262H125V259H124ZM123 262H122L121 264H125V263H123ZM219 262H220V263H219ZM226 262H225V264H226ZM5 263H6V262H5ZM45 263H44V264H45ZM59 263H60V262H59ZM59 263L57 262L56 264H59ZM86 263H82V264H86ZM203 263H202V264H203ZM6 264H7V263H6ZM33 264H34V263H33ZM63 264H65V263H63ZM176 264H178V262H177ZM179 264H180V263H179ZM191 264H193V263L191 262ZM251 264H252V263H251Z\"/></svg>","mask_w":264,"mask_h":264}]
</instances>
